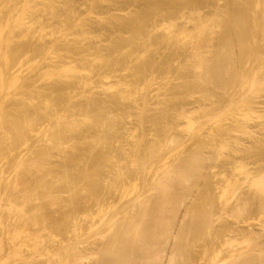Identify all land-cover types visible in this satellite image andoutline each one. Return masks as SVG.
<instances>
[{
    "label": "bare ground",
    "instance_id": "bare-ground-1",
    "mask_svg": "<svg viewBox=\"0 0 264 264\" xmlns=\"http://www.w3.org/2000/svg\"><path fill=\"white\" fill-rule=\"evenodd\" d=\"M9 1H10V0H0V14H1L0 16L4 15L3 18L0 17V18H2V20H1V19H0V20H1V21H3V20L7 21V20H9V17H10V19H14V16H15L16 14H17L16 16H17L18 18L15 16V17L17 18V19H16V18L14 19L15 22H14V20H12L13 22L11 21L10 23H9V22H5V21H3V22L1 23V21H0V24H1L0 27H1V26L3 27L2 30H0V54H1V56H3V60H4L5 58H7V61H6V59H5L4 61H5L6 63H8V66L10 67V68H9V67L7 66V64H6L4 61H3V62L0 61L1 63H3V65H6V66H7V67L3 66L4 68H6V69L8 68V71L5 70V69H2V70H3V71H2V70L0 69V92H1V95L3 94V92H4V94H5V92H9V93L12 94V96H10L9 94L6 93V97H9V96H10V98H11V100H10V98H9L7 102L5 101V100H6V99H5L6 97L4 98V94L2 95L3 97L0 96V102L2 101V102L0 103V104H1V106H0V157H4L5 154H6V155H7V154L10 155V156L7 155V156H5V157H8V156H9V158H6V159H9V160H11V161H9V160H5V157L3 158L5 162L7 161L6 164H7L8 169H9L10 166H11V168L13 169V170H11V168H10V169H9V171H10L9 173H8V171L6 170L7 173H8V176H9V174H11V172L14 171V170L17 171V172H19L20 174L17 173V172H14V174H16V177L18 176V178H20L21 182L24 183L25 185H24V184H23V186L20 185V184H21V183H20V180L17 179V178L15 179V176L12 177V180H9L7 174L4 172V174H6V177L8 178V181H9V182H10V181H13V182H14L13 185L11 184V185H12V186H11L12 188H13V187L16 188L15 185H16V184L18 185V184L20 183L19 185H20L21 187L19 186V187H17V188H18V190H19V189H20V190L23 189V190H22L23 193H22L20 190H19V193H18V192H15V191H14L15 188H13L14 190H12V188L10 187V190H9L10 194H9L8 192H6V191H8V189H9L10 183H13V182H10V183H9V182L7 181V179L5 178V176H4L3 173H2V169H3V168L1 167L2 165L0 166V168H2V169H0V173H1L0 175H1V176H4V178L2 177V179H3V181H5V186H6V187L4 186V182H3V186H1V184H2V181H1V180H2V179H0V183H1V184H0V189H3V188H1V187H4V189H5V191H4V190H3V191L1 190L2 193H0V194H1L0 197L3 196V195H2V194H4L3 192H6V193H5V194H6V197H5V194H4V196L2 197V198L5 197V198L3 199V202H4L5 200H7L8 202H9L10 200L12 201V200L15 199V197L18 199L17 202L14 200V202H16V203H14L13 201H12V202L10 201L11 204H12V203H14V204L10 205V202H9V205H10V206H9V205H7L8 202L5 203V202H6V201H5V202L3 203V202H2V198H0V199H1V200H0V204H1V202H2V205H3V207H4V210H5V208H6L5 206H7V207L9 206L6 210H9V208H11V211H8L9 214H8V213H5V214H4V212H3V213L1 212V211L3 210V208L1 207L2 210L0 209V215H1L0 217L2 218L3 215H4V217H3V219L0 218V223H1V221H2V223L6 222V221H7V223H8L9 220H7V219H8V216H7L6 214L10 215L9 217H11V215L13 214V215H12L13 218H14L15 214H17V215H24V216H26V217L28 218L27 215L29 214V216H30V220L32 219L31 217H33L32 220H36V221L38 222L39 219H40V220L43 219L42 217H44V216H42L41 218H39V217L37 218V215H38L39 213H41V212H42V213H46V212H47V211L44 212V211H43L44 209H48V211H49L51 208H53V206H55L57 209L60 208V205H61V204L58 205V203H60L62 199L60 200V202H59L58 199H60V196H61V194H62V192H61L62 190L64 191L65 194H66V191H67V194H68V193H70V194L75 193V194H77V195H81V196H79V197H81V202H82V200H87V199H88V195H89V198H90V197L92 198V199L90 198V199H91V202L96 203L94 206H96V205H98V204L100 205V204H101V203H99V201L101 200L100 197L103 195L102 193H103V191H104L102 188H104V189L106 190L107 187H108V188H110V186L112 187V184L109 183V184H110V185H109L108 182L110 181V179L113 180V178H111V177L113 176V174H114L116 171H118V170L120 169V166L123 165L122 167H124L125 165L127 166V165H129L130 163H131V165H130L131 167H130V166H127L128 168L126 169L127 171L130 170V171H128V173H127L128 175H129V173H130V175H129L128 177H127V174H126V177H127V178L124 177V176H125L124 173H126V172H124V171H126V170H125L124 168H122V167H121L122 170H121L120 172H119V171L116 172L115 175H114V178L117 176V173H118V176L120 175L119 177H121V175H123V178H120V180H119V179H118V180H119L120 182L126 183L127 186H128L127 182H128V180H129V178H130V176H131V178H130L131 181L129 180L128 183L131 182L132 185H129L128 187H126V188H128V189L130 188V189H129V190H128V189L126 190V188L122 187V188H124L123 193H122V194H123V197H127V196H125V195H127V194H126L127 192H128V194L130 195L131 193H129V192H130L131 190H132V191H131L132 193H133L134 190H136V193H137V191H139L138 188H137V187H139V184H137V183H140V182H141V180H140V182H138V179H140V176H141V175L143 176V178H144L145 176H148V175H149V174H148L149 171H151V173H150L151 175L154 174L155 177H156V178H155L154 175H152V176L154 177V179H155V183H154V184L160 182V181H158V180H157V182H156V179L159 178V177H162L163 182L166 183V185H167V182H173V181H172V180H173L172 177L174 176L173 173L177 172L176 170H174V171H175V172H174L173 169H176V168H177V166H178L177 162H178V161H179V162H183V163H181V166H182V167H183V166L187 167V168L184 167L186 172H183V171H184V168H182V167H181L182 169H181L180 167H178L179 169H181V171L177 168V170H179L178 174H179V175L184 174V176L186 177V179H187L188 177L191 178L192 175L195 177L196 174L199 175V173H201V172H202V173L205 172V174L207 173L206 175H208V172H210V171H206L207 169L203 166V165H204V162H203V165H202V160H200V159H201L200 157L203 156V154H204V156H205V155H206V152H205V150L201 152V150L206 149V147L208 146V145H206V144H210L211 142L213 143V141H212V139H210V138H209V139L211 140V142H210V140H209V141H208V140H204L205 138L202 139V138L200 137V135H201L202 137L204 136L203 134L206 133L205 130H206V129L208 128V126H209L208 123L210 124V126L213 124V127H214V126L217 127V126H216L217 123L220 122L221 126H220V124L218 125V126H220V127H219V130L221 131L220 128L222 127V131H224L226 128H227V129H226L227 131L225 130V132H223L222 135H221V133H220V135H219L218 132H220V131H218L215 127H214V128L216 129L215 131H217V133H218V135H219V136H218V135H217V136L220 137V138H222V139H220V140L223 141V140H224V139H223V136L225 137V136L227 135V133H229V132L232 131V130L230 131L231 128L228 130V126H227V125H229V127H231L230 125H232L233 120H232V121H229V120H231V119H229V118L232 117V116H230V115L235 114L236 111H238L236 114H238V115L243 114V116L241 115L242 118L239 119V118H236V117H240V116H238V115L236 116V114H235V115H234L235 117H232V118H233L234 120H235V118H236L237 120H239V122H237V121L235 120V121L233 122V124H234V123H235V124L232 125V127L235 126V125H236V122H237V123H239V125H238V124H237V125L240 126V129H243V130H245V131H240L239 128H237L238 126L236 125V128H237V129H235L236 131L233 130V131L236 132V134H237V135H236V134L234 133L236 137L234 138L233 134L230 133V135H229V134H228V135H229L230 137H232V139H229L230 137H228V135H227V137H225L226 142H225V141H224V142L221 141V143H224V144L226 145V148H228V149H229V147H230V149H231V146H230V145H232V144L235 143V145H232V146H235V147H233V148H235V150L237 149V151H241V152H242L243 149H245L246 151H247V150H251L252 147L254 148L255 145H256V146L258 145V150H257V149H254L253 151L251 150V151L253 152V153H252V152H251V153L254 155V154L257 153V152H258L257 154H259V152H260V156H261V158L263 159V155H264V153H261V152H263L262 150H264V149H262V148H264V145H263V144H260V145H261V148H259V147H260V146H259V143H261V142H259V141H260V138L258 137V139H259V140H257V141L259 142V143H258V142H256L255 139H253V138H257V137L250 138L249 136L252 135V134H255V135H256V134H258V132H261V131L263 132V130H264V127H263L264 125H263V126H259V125H257V126L254 127L253 129H251V128L254 126V125L252 126L251 123H254V124L257 123V122L255 123V122H252V121H255V120L257 121L259 118H260V120H261V119L264 117V114L261 113V112H264V111L261 110V109H259V110L257 109V108H258V107H257V104H259V103H257V101H256V100H259L260 98L264 97V70H263V69H264V42L262 43V42L260 41V40H262L261 38L264 37V14H262V15H261V14H260V15L257 14V16H255V14H256L258 11L260 12V10H263V9H264V7H263V6H264V3H263L264 0H261V1H260V0L258 1V0H257V3H256V4H254V3L256 2V0H255V2H254L253 0H227V1H224V0H223L224 3L226 2V4H227L226 7H224L225 4H224V5L222 4V6H223L224 8H227V10L225 9L226 12L224 11V14L221 15V13H218V11H216V9H218V8H214L216 12H215L214 10H213V11L211 10V9H213V8H210L211 11H210V10H209V11H210V12H214L215 16H213V13L211 14L210 12H209L208 14H209V15H212V16L209 17V18H208V14H207L206 18H205V16H199V17H201V18H199L198 20L196 19L197 21L194 20V21H195L194 24H196L197 26L194 27L195 25H194V24L192 25V27L194 28V30H193V28L190 27L192 23H190L189 18H187L188 21H189V22H188L189 24L186 22V26H184V25H185V24H184L185 21H184V23H181V24H180L181 28H182L183 30H187V32H186V31L184 32V33H186V35H183V33H182L183 30H182L177 24H175V25L178 26V27H177L178 29H177L176 27H175V28H176V29H175V28L173 27L174 25H170V24H171L170 22H171L174 18L171 20L170 18H172V17H170V15L168 16L167 13H166V14H165V13H163V14L160 13V14H162L163 16H165V18H168V17H169L168 19H169L170 22L168 23V21H166L165 23H167L168 25L166 24L165 26H166V27H169V26H170V27L173 29V31H172V29L169 27L171 30H170L169 28H165V29H166V30H165V29L163 28V27H164V26H163V27L161 28V29H162V30H161V34H164V33H167V32H168L167 34H165L166 36H165V35H162L163 39H164V38L167 39L168 37H170L169 39H172V35H173V33H175V34L177 33V36H178V33H179V39L182 38L181 36H183V37L186 36V37H190V38H191V39H190V38H189V39H188V38L186 39V37H185V38H182L184 42H180V40L177 39L178 37H177V38H173L174 40H175V39L177 40V42H176V40H175V42H176L177 44H179V42H180V45H182V46H179V45H177V44L174 43V42H171V43H174L173 45L176 44V45L178 46V48H180V50H181V48L183 47V48H182L183 52H182V51L180 52V50H179L177 47H176V48H177V49H176V48H175L176 45L170 47V48L174 47V49H171V50H173L172 52H173L174 54H176L178 57H180V54H181V53H182L181 55H183V56H185L186 54L189 53L188 56H190L189 58L192 59V61H191V59H190V61L192 62V64H195V65H193L195 68L192 66V64H191L190 62L188 63V62H186V61H185V64H186V63H188V64H186V66H185V64H184V60H186L185 58H188V56L185 57V58L181 56L180 58H182L183 61H180V59H179L178 57H176V58L179 59V61H180L179 63H181V64L183 63L182 66H183L184 69L189 65L187 68L190 67L191 70H189V69L186 68L187 71H188V70L190 71V72L188 71L187 74H186L187 71L183 70V68H182L181 65H179V64H178V65L180 66V68H182L183 71H185V73H184V72L182 73L181 71H180V72H181L182 74L179 73V72H177V71H176V72L174 71V73H173V71L171 70L172 68L170 69V67L168 68V66H167V68H165V69H167L168 71H166L165 69H164V70H165V71H164L163 68H160V65H159L160 62H159L158 60H160V58L162 59V58H163L162 55H164V53H165V50H164V51H163L164 53H163V54H160V50H161L163 47H165L164 45H162L163 42L161 43V40H163V39H161L162 37H160L161 40L157 38V40H159V41H158V42H159L158 45L161 43L160 45L163 46V47H161V49H160V46H156V45H155V47H159V48H158V49H160L159 51H158V49H155V50H157V51L153 50L155 47H154L153 49H151V48L153 47V44H151V46H149L148 49H147V45H145L144 42L147 44V43L149 42V41H148V40H149L148 37H150V36H147V39H148L147 41H148V42H146L145 35H147L148 32H147V34H146V32H145L144 30H146L145 28L148 27V28H147V31H148V29H152V28L155 27V26H153V27L151 26V28H150V27H149L150 25H149V26H146V27H145L144 25H146V23H147V22H145V21H148V24H150V23H149V20H150V19H148V17H149V14H150L151 12H153V13L155 12V13H154V16H155V15H156V16H155V20H153V16H152L151 19H152L153 21L150 20V22H155L156 19H158V18H159V20H162V18H163V20H165V18H164L162 15L157 16V15H159V14H158L159 12H163V11H161V9H162L163 7H164V9H165V7H166V10H167V11H168L169 9L171 10V8L174 9V10H175V9L178 10V9H179L178 7H180V8L183 7V8L186 10L185 6H183V5L181 4V2H183L184 4L186 3V6L189 7L190 5L188 6V4H189V3H188V2H189L188 0H187L188 2H186V0H144V1H143V0H140V1H142V2H140V4H141V3L143 4V5L140 6V7H141V11H140V8H139V10L136 11V13H135V17H133V19H131L132 16H128V17H131V18H129V19H130V20H129L128 18L126 19V17H125L126 22H127V20H128L127 23L124 22L125 20H122V21L120 20V21H118V22H121L122 25H123V22L125 23V25H123V28H122L123 30H122V31H128V30H127V29H128V25H129L130 28H131V27L133 28V27H134L133 25H135V24L137 23V21H138L139 23H142L143 21L145 22V24L142 23L143 26H141L140 29H139V26H137V27H138V30H137L138 33L142 32V31L144 32V33L142 32V33L144 34L143 36H141L142 33H141V34H138V33H137L138 35L141 36L140 38H139V36H138V40L141 39L142 37H144V40H145V41L142 39L144 42H142L141 40H139V42H136V41L134 42V40H137V39H136V38H137V34H136L137 31L135 32V30H134V33H133V35H132L134 39H133V41H132V40H131V41H132L133 44L136 43V44H135L136 46H137L138 44H140V45H141L140 48L143 47V46L145 45L144 48H141V51L138 50L140 53H142V51H146V50H147V51H150V53H149V52L145 53L146 55H147L148 53H149V54H152V53L156 54V53L158 52V54H159L160 56L157 54V55H156V59L153 58V57H155V56H153L154 54H153V55H149V54H148L149 57L153 56V57H151V58L154 59V60H156L157 63L153 62L154 60H151V61H152V62H151L149 58L147 59L146 57H148V56H146L145 59L143 58V59L139 60V56H140V55L143 56L144 53H142V54H140V55H137V57H138L137 59L139 60V62L137 61V63H135V65H137V66H133L134 64L132 63V61L130 62V61H128V59L125 60L126 58L129 57L130 54H134V53H135V52H134V51H135V49H134L135 47L133 46L132 43H131V45L134 47V48H133L134 51H133L132 49H131V51H130V52H132V53L128 52L127 49H129V47H128V48H126L127 46H126L125 48L123 47V49H125L128 53H130L127 57L124 56L125 53H122L123 49L121 48L123 45H125V42H123V43H124V44H123L122 41H121V42H120V43L122 44V46H121V44H119V42H116V41H115L116 39H114V41H115L114 43H115V44L118 43V47H117V45H115V47L112 48V47L114 46V44H113V45H111L112 47L107 48V49H110V50H111V48H112L111 51H112L113 57H114V53H115L113 50H114V49H115V50H116V49L118 50V49L121 48L122 51H121V50H119V51H121L122 55H121V53H120V56H121V57L124 56V57H123V59H122V58L119 56V57H120V61H118V62H120L121 65H120V64H117V66L119 65V66L124 67V68H123V70H124V69H126V67L128 68V66H130L128 63H132L133 65L131 64L132 66H130L129 70L133 67L132 69L134 70V74L136 75V77L139 75V74L137 75V73H136V71L139 70L137 67L140 68V70H139L138 72H139L140 74L142 73V75H144L143 73H145V71H146V72L148 71L147 68H149L150 66H152V68H154V65H155L156 67L159 65V66H158V69H159V68H160L159 70L162 69L160 72H162V76H163V77H161V81H160V79H159V80L156 79L155 81L163 82V81L167 80L165 77H168V76H169V77H168V79H169L170 76H171V78H170L171 80H170V81H173V82L175 83V84H172V85H173L172 90H171V88H167L168 91H169L171 94H174V93H173L174 90H175V91H174L175 94H176V92H180V91H181V82L187 77V76H184V77H185V78H184V77L182 76L183 74H184V75H189V74L191 75L189 78L187 77L188 80H189L192 76L194 77V78L192 77L193 81H192V79L189 80V82H192V84H191V83H186V84H190V87H189V85H187V86H186V85H183V86H182V89H183V90H182L181 92H182V93H183L184 91L187 92V89L190 88V90H191L190 93L192 92V94H190L191 96H192V95H197L196 93H198L199 95L197 96V99H199L198 97H200V99H202L203 97H201V95H205V94H206V95L204 96L205 99H204V98H203L204 100H203V99H202V100L199 99L201 102H203L202 104H200L199 101H198V102L196 101V103H198V104H197V105H198V109H196V108H197V105H195L196 103L193 101L195 104H191V103L188 101V100L191 98V96H189V94H188L189 92H188V93H185V92H184L185 95L187 94L186 97H188V98L190 97V98L187 100V101H188V102H187L188 104H187V103H186V104L181 103L182 106L180 105L181 107H184V106H186V105H187V107H189V106H190L189 103L191 104V106H192V105H195L196 108H195V106H194V108H193V106H192V107L190 106L192 109H194V110H193V112H194L193 114H192L191 110L188 109L190 112H187L188 110H187V111L185 110V109H187V107H186L185 109L183 108L184 111H186L187 113H186V112H183L182 114H180L179 111H180L181 109L179 108L180 110H178L177 108H178L179 106H178L177 108H175V106H176V103H177V102H179V104H180V102H183L182 99L184 98V96H182V95H184V94H182V93H181V95L179 94V97L182 96V97H181L182 99L179 98L178 100H176V98L174 99L173 96H170V97H173V98H170L169 96L166 97V96H164V95L167 94V89L165 88V86H163V87L165 88V89H164V88L162 87V85H160V84H162V83L158 84L157 87H158V89L160 90V86H161V89L164 90L165 92L162 91V90H161V91L157 90V91H159L160 93H161V92H164V93H162V94L159 93L161 96L164 94V95H163L164 97H163V96H162V98H161L160 96H159V98L157 97V98H158V100H157L158 102H157V101H156V102L154 101L155 103H157L156 105H155V103H153V102H152V103H153L155 106H157V107L159 106V107H160V109L156 107V108H157V109H156V112H159L161 115H162V114L164 115V113L166 114V112L168 111L167 108H166V112H163V111L160 112V110H164L165 106L171 105V106H169V107L174 108V109L170 108V110H172V112L169 110L170 113L167 112L168 114L164 115V117H163V115H162V120H163V121H158L159 124L165 123L164 120H166L169 116H170L169 121H168V119H167L168 122H167V121H166V122H167V123L171 122L172 119H173L172 117L175 118V117H176L175 115L177 114V113H175L174 116H172V115H173L172 113H174V111L178 112V114H179L178 116L181 115L180 118L182 117V115H183L184 113H185L186 115H187L188 113H190V116L187 115V117H186V115L184 114V117H186V118H187V121H189L192 125H190V123L187 122V121L185 120L186 118H182V119H184V121L187 122L186 124H189V125L186 126V124L184 125V123H183L184 121H183V122H182V125H184V126H183L184 128L181 126V124L179 125V123H181L180 121H181L182 119H180L179 122H176V121L178 120V118H179L178 116L175 118V119H177V120H174V119H173V123H172V124H174V122H176V125H177V126L174 124L175 126H173L174 128H173V127H172V128L175 129L176 127H178V130H177L178 133L175 132V133L178 134V137H179V135H180L179 133H181V132L184 131V134H185L186 131L188 132V130H189V132H188V136L190 137V136H192V134H193V136H194V138H193V136H192V138L190 137V138L192 139V140H190V141H194V140L197 139V138L195 139V135H196V137H197V134H196L197 132L194 131V133H195V134H194L193 131H191V129H193V127H194L197 131L199 130V128L202 130V127H203V125H204V127H203L204 132H202V134H200V132L198 131V132H199V135H198V136L201 138V140L198 139L197 142H196V141H195V143L192 142V143L195 145V147L197 148V150L199 149L198 152L195 150L193 153H195V154H197V153H198V154H199V153H202L201 155L199 154L200 157H199V155L197 154V155H198V156H197V160L200 158V159L198 160V161H199L198 163H201V165H200L199 168H198V166H197V165H198L197 160L195 161V159H196V155H194V154L192 153V151H191V153L193 154V156H192V154H190V153L188 154V151H187V152H186V153H187V157H186V155H185V157H184L183 154H186L185 151H184V153L180 155V156H181L180 159H179V156H177L178 153H177V154L175 153V155L177 156V158H175V156H174L173 154H171V155L174 156V159H177V160H175L176 162L174 161V162L177 164V165H174V166H176V167H174V166L172 167V166L170 165L171 161L168 163L169 165L166 164V163H167L166 161H164V164H165L166 166H168V167L163 166L162 164H160V163L163 162V158H161L162 161L160 162V160H159L160 158H159V157H162L161 154H160V153L158 154L159 151H158V150H155V149L152 148V147H156V148H157V147L159 146L158 149L162 150V152H165L164 150L168 151V149H169L168 147H169L170 145H169V143H168L167 141H169V139H170L171 137H172V139L170 140V144H171V142L176 144V143L179 141V138L184 136L183 133H182L183 136L180 135L179 138L177 137V135H175V139H176V137H177V140H174V141H173V138H174L173 136H171V137L168 136L169 139H168V140H164V141L166 142V144H167V145L165 146V145H164L165 143H163V142H164V141H163L164 138H163L162 136H160L161 133H159V131H161L160 128H163L162 125H164V124L160 125L159 128H158V126H157L156 124L154 125V123L151 122V125L153 124L154 127L157 126V131H158V132H156V133H158V135L160 136V138L162 137L163 139L160 140L159 136H157V137H158V138H157L158 140H156V139L152 140L153 138L151 137V138H152L151 140H152L153 144H152V145L150 144V145H151L152 147H151V146H148V149H149V150L146 151V148H147V147L145 146V148H144L145 150H142V151L140 152L141 155H144V154H145L144 152L147 153V152H149L151 149H154V153H155V151L157 152V159L159 158L158 160L154 161V160H155L154 157H156V153L154 154L153 151L150 152V155H149V154H146L145 156L148 155V157H150V160H149V158H148L147 160H148L151 164H152V162H153V164H154V162L159 163V164H156L157 166L155 165V167H154V165H151L149 162H147V160H144V162L142 163L143 159H146L147 157H146V158H142V157H144V156H142V157L140 158V154L137 153V152H136V153L134 152V153L137 154V155H135L134 153H133L134 155H132V150H130V149L133 147L132 149L135 150L134 147H135V146L137 145V143L139 142V141H138V142L135 141V142H136V143H135V142L133 141V139H134V138H137V137H134V136H133V134L136 132V130H134V129H136V126L133 127L134 125L132 126V124H131V126H132V128H134V129H131V131L133 130V131H135V132L133 133V131H132L133 134L131 133V135L129 136V138H130V137H131V138L134 137V138L131 139V140H132V143L134 142L135 145L132 144L133 146H132V145L128 146V148L131 147V146H132V147L129 149V151L127 150V151H128L129 153H131V154H128V157H126V156H125V153H126L125 151H126V149H125V148H123V149L121 148V147H127V145H129L131 142H130L129 144H127L126 146H121V147L119 146V148L122 149V151L125 150V151H124L125 153L122 152L123 155H124V156L122 155V157L120 156V155L122 154L121 151H118V150H120L119 148H117V149H118L117 151H116V150H113L114 148H112V147L114 146L115 149H116V146H115V143H114V142H110V141L113 139V137L116 138V136L119 135L118 133H120V132H117V131H119V130H117V127H118V128L120 127L121 129H124V128L121 127L120 123L123 122V120L127 122V119L124 118V117H126L125 114L127 113V111L129 112V108L126 109V107L123 106L122 108H124L125 110H123V109H122V110H123L124 112L126 111L125 114H124L123 111H122V112L119 113V114H121L120 116H118V114H115V116H113L114 113H115V112L117 113V111L119 112V110L115 111V108H113V107H111V106L114 105V107H116V106H115V105H117V102H116V101H117L118 99H119V100H122V99H123V100H125V101H123V102H125L124 104H127V106H130V104L132 103V105H131V106H132L131 110L133 109L132 111H135L136 109L134 110V108H137V107H138V106H137L138 103H139V104H142V103H143V104H142V105H144V106L142 107L143 110H142L141 107H140L141 105L139 106L140 108L138 107V110L141 109L140 111H142V113L139 112L138 110H137L138 112L136 113V115L134 114V112H131V113H133V114H131V113H130V114L127 113V116H128L127 118L131 117V118L135 121V119H136L137 116H138L137 114H139V115H140V117L138 116L139 119H140V118H141V120L146 119V117H145L146 113H145L144 109H146L147 107H145V106H148V108H147V109H148V110H147V113H148V112L150 111V109H151V108L149 109V106L151 107V104H152V103L150 104L149 101H148L149 104L147 105V100H146V98H145L146 94L141 95V92H142L141 90H143V89H144L143 87H145V85H146V84H143V83H146L145 81L150 80V79H151V76H149L150 78L148 77V78H149V79H148L147 76H146V73H145V75H144V79H142L141 77H143V76H142V75H139V77H137V78H139V81H138V83H137V79H136V78H135L136 80H135L134 78H133V80L130 78V76L132 77V74H131V75L129 76V79L132 81L131 84H130V81H128V80L126 81V79H125L126 77L124 78L125 80H123V81H122L123 78H122V79H119V77L121 78V75L123 76L124 73L121 74L120 76H118V75L116 76L117 73L115 74L116 71L114 72L115 69H113V67L116 68L117 66H115L114 64H113L114 66L111 65L112 61H114V60H116V59L113 60L112 55H111L112 60H111L110 62H109V61L107 62V63L110 64V65H108V64L105 63V62L107 61V58H108V57H107L108 54H106V53H108L110 50H107V49L105 48V50H107V52L105 53L107 56H105V54L103 53L104 48H103L102 46H99V47H102V48H103L102 50H100V52L102 51L101 53H103V54H98L99 52H97V54H98L99 56L96 57L97 54H96L95 51L98 49V45H96V46H97V49H96V48H95V43H96V42L93 44L94 41H93V42L91 41V40H93L94 38L91 39V38H92V36L90 35L91 32L89 33L90 30L88 29V28H90V27H89V23L91 22V20H94V19H91V20H90V18H93V17H94V16L92 17V14H93V13L91 14L90 18L88 19V20H90V22H89L88 20H84L83 18L81 19V23H82V25H83V22H85V21H86V23H88V24H87L88 27H87L86 24L84 23V26H86V27L83 28L85 31H86V28H87V32H88V34H89V36H87V35H88L87 32H86V34H84L85 32H84L81 28H80V30H79V31L82 30L81 33H79V31L76 30V29H73V30H72V26H71V25H72L73 23H74L75 26H79V25L81 24V23H79V25H77V23L79 22L78 20H80V19L77 18V19H78V20H77V19L74 17L75 13L77 12V11H76V12L74 13V15L72 16V18H75V20L73 19L74 22H71V23H72V24H71V23L69 22V20H72V18H71V16H70L71 13L69 12L70 9H69V8H66V9H69V10H68V12H69L68 15H69L70 17H68V15H67V13H66L67 17L69 18V19H68V18L66 17V19H68V20H67V23H69V24H67L66 21H65L66 19H63L61 16H60V17H61L62 19H58V21H60V20L63 21V20H64L65 22H63V25H64V23H65V25L67 24V25H66L67 27H68V25L71 24V25H70V26H71V27H70L71 29L69 28L70 31H68L67 34H65L66 31L64 30V28L66 29V26H65V25L63 26V25H62V27H64L63 30L65 31V33L62 34V27H60V29H61V30H59L60 33H61V34H60L59 31L57 32V30L59 29L58 26H57V28H52V27H56V26H54V25H57V24H55V23L52 22L53 26L51 27V26H49V25H52L51 22L49 21V22H50V23H49L48 21H46V22L49 23V25H48L49 27H48L47 25H46V26L43 25L44 28L46 27L47 30H48V31H45L46 28H45V30H43V28H42V27H43V26H42V24H43L42 22H44V21H42V20L40 19L39 16H38V17H39V19H40L42 22H41V21H40V22H39V21H36L35 19L38 20L37 16H36V17L32 16V13L34 12V10L37 9L36 7L38 6V8H39V7H40V6H39L40 3L44 5L43 2H45V0H41L40 3H38L40 0H39V1L37 0V1H38L37 4L35 3L36 0H31V1H35V2H34L35 6L33 5V2H31L30 4L28 3L27 6H26V2H25V1L30 2V0H29V1H28V0H24V3H25V4H24L23 2H21V0H19V1L16 0L18 3L20 2V3L24 4L23 6H26L25 9H22L23 6H22V4H20V5H21V9L24 10L23 12L21 11L20 8H19V9L17 8V7H20V5H17V6L14 5V4H17V2H16L15 0H14V2H16V3H14V4H12V3H13V2H12L13 0H11L10 2H9ZM22 1H23V0H22ZM46 1H47V0H46ZM56 1H57V0H55V2H56ZM62 1H63V0H62ZM62 1H59V0H58L57 3L60 2V4H62V3H61ZM65 1H67V0H65ZM65 1H64V2H65ZM69 1L72 2V0H69ZM100 1H103V0H100ZM115 1H116V0H115ZM115 1H114V2H115ZM121 1H122V0H121ZM136 1H137V0H136ZM190 1H191V0H190ZM192 1H193V0H192ZM192 1H191V2H192ZM203 1H206V0H203ZM203 1H202V2H203ZM210 1H212V2H211V3H207V4H209V5L211 4L210 6H212L213 4H214V6H215V4H217V3L215 2V1H217V0H215V1L210 0ZM210 1H209V2H210ZM48 2H49V3H48ZM48 2H45L46 4H47V3L49 4V5L47 4V6H54L55 4H56V6L58 5V4L55 3L54 1H53L54 3H52L51 0H50V1L48 0ZM50 2H51L53 5H51ZM64 2H63V5H64V7H65ZM71 2H69V3H71ZM84 2H85V0H84ZM88 2H89V1H88ZM92 2H94V1H92ZM96 2H97V1H96ZM98 2H99V1H98ZM103 2H104V1H103ZM106 2H107V1H106ZM112 2H113V0H112ZM116 2H117V1H116ZM130 2H131V1H130ZM200 2H201V1H200ZM206 2H208V0H207ZM206 2H204V3H206ZM253 2H254V3H253ZM8 3H11V8H14V7H12L13 5L15 6L16 9L14 8V9H12V10H13V11L15 10L16 13H14L12 10H10V6H9L10 4L7 5ZM65 3H66V2H65ZM69 3H66L67 7H68V4H69ZM110 3H111V0H110ZM110 3H109V4H110ZM118 3H119V1H118ZM126 3H127V2H126ZM187 3H188V4H187ZM260 3H261V4L263 3V4L261 5L262 7H258V6H260V5H258V4H260ZM31 4H32L33 6H32ZM41 4H40V5H41ZM46 4H45V5H46ZM87 4H88V3H87ZM91 4H92V3H91ZM94 4H95V3H94ZM137 4H138V3H137ZM180 4H181L182 6H181ZM194 4H195V3H194ZM207 4H206V5H207ZM30 5H31L32 7H34V8H36V9L33 10V12H32L31 10H29L30 8H32ZM43 5H42V6H43ZM95 5H96V4H95ZM100 5H101V4H100ZM116 5H117V4H116ZM119 5H120V4H119ZM127 5H129V4H127ZM165 5H167V6H165ZM195 5H196V4H195ZM198 5H199V4H198ZM217 5H218V4H217ZM5 6H6V7H5ZM56 6H55V7H56ZM83 6H84V4H83ZM89 6H90V5H89ZM89 6H88V8H89ZM96 6H97V5H96ZM168 6H169V8H168ZM200 6H201V5H200ZM214 6H212V7H214ZM28 7H29V8H28ZM55 7H54V8L51 7L52 9H51V8L48 9L47 7H46V8L44 7L45 9H48V10L51 9V11H52V14H50L51 11H47L49 14L46 12V13L49 15V18H50V16H53V13H54V12H55V13H58L59 10L61 9L60 7H63V6H62V5L57 6L56 8L59 9L58 11H57V10L54 11V9H56ZM58 7H59V8H58ZM64 7H63L62 9H64ZM90 7H91V6H90ZM192 7H193V6H192ZM194 7H195V6H194ZM215 7H216V6H215ZM218 7H220V5H219ZM26 8H27L28 11H26ZM88 8H87V10H88ZM101 8H102V7H101ZM104 8H106V7H104ZM115 8H116V7H115ZM119 8H121V7L119 6ZM167 8H168V9H167ZM32 9H33V8H32ZM90 9H91V8H90ZM90 9H89V10H90ZM94 9H95V8H94ZM94 9H93V10L91 9L92 12H96V11H97L96 9H95L96 11H95ZM99 9H100V8H99ZM106 9H107V8H106ZM113 9H114V8H113ZM187 9H188V8H187ZM189 9H191V8L189 7ZM192 9H193V8H192ZM220 9H222V7H221ZM220 9H218V10H220ZM259 9H260V10H259ZM8 10L11 11L10 14L14 13L13 18H11V16H12L13 14L10 15ZM17 10H19V11H17ZM41 10H42V9H41ZM72 10H73V9H72ZM91 10L88 11V12L91 13ZM104 10H105V9H104ZM109 10H110V8H109ZM162 10H163V9H162ZM174 10H171V11H174ZM177 10L174 11V12H172V13L168 11V14L171 13L172 16H173V15L176 16L175 19H176L177 21L174 19L175 22H178L177 15H179V14H178V11H177ZM194 10H195V9H194ZM20 11H21V12H20ZM25 11H26V13L30 11V15H29V17L27 16L28 14L25 13ZM37 11H38V9L36 10L35 15H37ZM56 11H57V12H56ZM63 11H64V10H63ZM63 11H60V12H63ZM70 11H71V10H70ZM100 11H101V10H100ZM102 11H103V10H102ZM106 11H107V10H106ZM139 11H140L141 13H140ZM167 11L164 10V12H167ZM186 11H187V10H186ZM31 12H32V13H31ZM44 12H45V11H44ZM60 12H59V13H60ZM65 12H67V11H64V13H65ZM71 12H74V11H71ZM98 12H99V11H98ZM175 12L177 13V15H176ZM182 12H183V9H182V11H181V15H182ZM188 12H189V11H188ZM188 12H187V13H188ZM193 12H194V11H193ZM263 12H264V10H263ZM263 12H261V13H263ZM21 13H23V15H22ZM24 13H25V14H24ZM64 13H63V15H64ZM85 13H86V12H85ZM89 13H88V14L86 13V15H90ZM131 13H132V12H131ZM133 13H134V12H133ZM133 13H132V14H133ZM156 13H157V14H156ZM173 13H174V14H173ZM183 13H185V15L182 16V19L184 18V16L187 17L186 12H183ZM222 13H223V11H222ZM39 14H41V13H39ZM42 14H43V12H42ZM47 14H46V15H47ZM136 14H137V15H136ZM138 14H139V15H138ZM190 14H191V13H189L188 16H189ZM194 14H195V13H194ZM218 14H220L219 17H216V16H218ZM33 15H34V14H33ZM54 15H56V14H54ZM61 15H62V13H61ZM66 15H64L63 17H65ZM81 15H82V13H81ZM83 15H85V14L83 13ZM95 15H96V13H95ZM108 15H109V14H108ZM130 15H131V14H130ZM133 15H134V14H133ZM146 15H148V16H146ZM150 15H153V14L151 13ZM22 16H23L24 19L22 18ZM30 16L34 17V19H31ZM42 16H43V15H42ZM44 16H45V14H44ZM57 16H58V15H57ZM57 16H54V17L57 18ZM76 16H77V15H76ZM78 16H79V15H78ZM96 16H97V15H96ZM98 16H100V15H98ZM161 16H162V17H161ZM167 16H168V17H167ZM175 16H174V17H175ZM193 16H195V15H193ZM193 16H191V18H192ZM196 16H197V14H196ZM220 16H222V17L220 18ZM258 16H259V17H258ZM26 17H28V19H31L33 23H32L30 20H26V19H27ZM46 17H47V16H46ZM46 17H45V18H46ZM54 17H53V18H54ZM83 17H84V16H83ZM101 17H102V16H101ZM104 17H105V16H104ZM108 17H109V16H108ZM111 17H112V16H111ZM115 17H116V16H115ZM117 17H118V16H117ZM146 17H147V18H146ZM150 17H151V16H150ZM150 17H149V18H150ZM156 17H157V18H156ZM202 17H203L204 19H203ZM4 18H5V19H4ZM25 18H26V19H25ZM42 18H44V17H42ZM47 18H48V17H47ZM47 18H46V19H47ZM53 18H52V19H53ZM79 18H80V16H79ZM85 18H87V17L85 16ZM97 18H99V17H97ZM102 18H103V17H102ZM109 18H110V17H109ZM109 18H108V19H109ZM123 18H124V17H123ZM142 18L145 19V20H143ZM180 18H181V17H180ZM197 18H198V17H197ZM95 19H96V18H95ZM146 19H148V20H146ZM168 19H167V20H168ZM200 19H201L202 22L200 21ZM202 19H203V20H202ZM205 19H206V20H205ZM207 19H208V20H207ZM16 20H17V21H16ZM73 20H72V21H73ZM82 20H84V21H82ZM117 20H119V19H117ZM140 20H141V22H140ZM142 20H143V21H142ZM159 20L156 21L157 24L159 23ZM191 20H192V19H191ZM26 21H27V22L30 21V23H29V25H28V29H30L29 31H30V34H31V35H32V34H35V33L38 35L39 33H42V32L45 31L44 33L41 34V36L43 35L42 38H46V39H49V38H50L49 35L51 34V37H53V38H50V39L54 40V36H55L54 33L57 32V33H59V34H58L59 38H58V36H56V37H57V41H59L58 39H60V38H62V37H64V36L66 35L67 38H69V39H66V36H65L64 39H66V41H65L63 38H62V41L67 42V40H69V42H70V38H71V37H68V36H69L68 34H70L71 32H72L71 34H73V31H74V30H75L76 32L78 31V32H77V35H79V34L85 35L84 37H86V39H84V40L89 41V42H92V43H91V44H93L92 47H94L96 50H94V48L92 49V47H90L91 45H88V44H89L88 42H87L86 46L88 45L90 50H91V49H92V51L94 50L93 52H95L96 55H93V58H94V56H95V58L98 60V62H97V60H92V58H90V56H92V55H89V54H91L90 51H86V50H87L86 48H88V47H86L85 44H84V43H86V41L83 42L84 45L82 44V45L85 46L86 48L83 47V46H81V42H82V41H81L80 39H83V36H82V35H81L82 38L80 37V35H79V36H76V34H75V38L73 37L74 34H73V35H70V36H72V38H74V39H72V38H71V39H72L73 41L75 40V42L71 41L72 44L70 43V44H71V48H70V46H69V49H73V50H74V49H78L77 46H80L81 48L83 47V48H84L83 50H80V51H78V50H74V51L82 52V53H81L82 56H83L84 53H87V54H84V56L87 57V60H86V61L83 59V58H86V57L83 56V58H80V56H81V55H79L80 53L75 52V53H77L76 55H79V56L77 57V56H73V54H74L73 52H74V51L72 52V50H71L72 53H70V52H69L70 50H69V51H68V50H65V49H66V47H65V43H63V45L60 44V42L62 43L61 40L59 41L58 44H57V43H56V44L53 43L54 45H52V43H51V44L48 43V44H49V45H48V44H47V41H48V40H47V41H46V40H43V39L41 38L40 34H39L38 36L40 37V39L43 40V42H46V45H47V46L44 44V46H42V47L45 48V46H46V47L49 46V47H48L49 49H48V48H45V49H47V50H45L46 52H49L50 50H52V47H53V46L56 47V46H59V44H60V46H62V47L64 46V48H65L64 51H63V48L59 46L60 48H62L61 50H62L63 53L66 51V52L63 54V56H62V54H61L62 52L60 51V48L57 47V49H56V50H59L58 53L61 54L60 57H63V58H64V57L67 55L66 53H70V55L73 56V57L69 56L70 59H73V60H74V63H76L77 65H78V63H80V64H79V67H80V68H85V66H86V68L84 69V71L81 69V72H82V71L85 72V70H86V72H87V67H88L89 70H88L87 73H89V71L93 70L92 68H94L93 71H94V73H95L96 70H97V68H99V69H98L99 71L96 72V73H97V74H96L97 77H96V75H95L94 73H92L93 71H91L90 74H94L95 76L92 75V77L94 76L95 78H92V79H91V76H89V74L87 75V80L90 78V79H89L90 81H95V82H93V83H94V84L97 83V84H96L97 87H98V84H99V88L102 86V85L100 86V84L103 83L102 81H106V82H107V81L109 80L108 82H111L112 79L115 80L116 82L121 81V82H120L121 84L116 83V82H115V83H116V84H115V83L112 81L113 83H112V84L107 83L108 85H107V84L105 85V82H104V89H105V91H106V89L108 88V90L106 91L107 93L109 92V93L111 94V92L113 91V89L111 90V88L108 87V86H110V85H111V87H113V88L115 89V88L117 87L116 85H118V87H119L120 85H121V86H125L126 84H130V86H131V85L134 84L135 81H136L137 84H134L135 87H136V86H141L142 84H143L144 86H141V90L139 89L140 87L135 88V89L138 90L139 92H136L135 94H133V93H132V92H134V90H133V89H134V85H133L132 87H130V88H133V89H131L132 92L129 90V92H128L127 94H125V95H124V94H121V90L124 91V90L126 89V87L122 89L121 86H120V87H119V90H118V87H117V90H118V91H117L116 89H115L114 91L118 92L119 95L117 94V96H116V95L113 96V94H111V95L108 94L109 96H113V97H111V98H112V102H110L109 105H108V108L111 107V108H109V109H111V110L107 109V106H106V107L104 106V107L109 111V112H108L106 109H103L104 107H103V105H101V103H102V104H106V102L111 101V98H109V96H108L107 94H104L103 96L107 95L108 98H106V102H103V101H105V99H104V97H101V96H102V94H103L105 91H104V89H103L102 87H101V88L103 89V90H102L103 92L101 93V92H100L101 89H98V88H97L98 91H99V90H100V91L97 92V90H94V89H95V86H94V88H93L92 86H90V85L88 84L90 81H89V82L86 81V79H85V78H86V77H85L86 75H83V74L81 73V74H82V76H81V75L79 74V75H80L79 77H83V76H84L83 79H81V80L78 78V76H74L73 73L76 74V71L79 72L80 68H79L77 65H74V64L72 65L73 61H72V60L69 61V59H68V58H69V57H68L69 54L66 56V57H67L66 59H68V61H66V63H67V62H68V63H69V62H70V63L72 62L71 64H68V65H67V64H65V61H64V62H63V61H62V62L60 61L59 63H58V62H57V63L55 62V63H56L55 66H56V65L58 66V64H59V66H60V63H61L62 66H65V65L69 66V68H68L67 66H65V67H64V70H62L63 67L60 66V67H62V69H61V70H62L61 75H62V74L65 75V73H63V71L65 72V70H67V68H68V70L66 71V73H68V71H70V69H71L70 67L73 68V67L76 66L75 68L71 69L70 72H72V73H68V74H66V75H68V76H64V75H63V77H62L61 75H59L60 72H61L60 69H59V66H58V68L56 67V68L54 69V66H52V64H50V61H51L52 59L56 58V56H55V57L53 56V55H56L55 53H57V52H55V51H56L55 49H53L52 51H50V52H53L54 54H53V53H46L45 51H43L44 48H42V49L39 50L40 47H39L38 45L41 44V42H42L41 40H40V41H39V40H36L37 44L40 42V44H38V45L36 44L37 47H39L38 49H37L36 45L34 46V48L32 47V48L34 49V54L37 56V55H39L40 53H43V54L46 53L45 55H47L48 57H47V56H46V57H45V56L43 57V56H42L43 54H40V55L42 56V59H41V58L39 57L40 55L37 56V58L39 57L41 60L38 58V59H37L38 62L35 61V63L37 64V66H36V64H35L34 61H33V60H35L36 56L34 57V55H33L32 62H31V60H30L31 58H30V57H31V55L33 54V52H32L33 50H31V47H29V46H33L32 44H34V43H36V42H35L34 40H32L33 38L31 37L30 34H28L29 31H28L27 28L25 29L26 31H28L27 33H25L26 31L23 30V29L27 26V24H28ZM34 21H35V22H34ZM51 21H52V20H51ZM55 21H56V20H55ZM58 21H56V23H58ZM62 21L59 22V24H58L59 26L62 24V23H61ZM87 21H88V22H87ZM99 21H100V20H99ZM109 21H110V20H109ZM179 21L181 22V20H179ZM182 21H183V20H182ZM198 21H199L200 23H199ZM36 22H37V23H36ZM46 22H45V23H46ZM93 22H94V21H93ZM100 22H101V21H100ZM104 22H105V21H104ZM115 22H116V21H115ZM115 22L112 21V25H113V27L115 28L116 26H118V28H121V26L119 27L120 24H119L118 22H116V23H117V25H116ZM133 22H134V24H133ZM160 22H163V21H160ZM175 22L172 21V24H174ZM191 22H192V21H191ZM3 23H4V24H3ZM5 23H6V24H5ZM35 23H36L37 25H36ZM40 23H41V25H38V24H40ZM60 23H61V24H60ZM91 23H92V22H91ZM91 23H90V24H91ZM97 23H98V22H97ZM108 23H110V22H108ZM108 23H106V24H108ZM113 23H114V24H113ZM139 23H137V25H140ZM197 23H198V24H197ZM2 24L5 25V26H3ZM32 24H33V25H32ZM101 24H103V23H101ZM110 24H111V23H110ZM131 24H133V25H131ZM152 24H155V23H151V25H152ZM157 24H156V25H157ZM162 24H164V23H162ZM178 24H179V23H178ZM182 24H183V25H182ZM187 24H188V25H187ZM31 25H32V26H35V25L38 26V29H41L42 32H40V30L37 31L36 27H35L36 30H35V29L32 30L34 27H32V29H31V28H30ZM74 25H73V26H74ZM93 25H94V24H93ZM95 25H96V24H95ZM98 25H99V24H98ZM98 25H97V26H98ZM114 25H116V26H114ZM130 25H131V26H130ZM159 25H160V24H159ZM189 25H190V26H189ZM29 26H30V27H29ZM108 26H109V25H108ZM124 26H127V29H126ZM135 26H136V25H135ZM187 26H188L189 29L191 28L193 31H190L191 29H190V30L187 29ZM4 27H5V28H4ZM39 27H40V28H39ZM50 27H51V28H50ZM79 27H83V26L80 25ZM104 27H105V26H103V28H104ZM109 27H110V28H109L110 31H108V28H107L106 31L109 32L110 34H112V33H111V30H112V32H113L115 29L113 30V29H111V28H112L111 26H109ZM157 27H158V26H157ZM184 27H185L186 29H184ZM48 28L50 29V31H49ZM75 28H76V27H75ZM93 28H94V26H93ZM103 28H102V29H103ZM124 28H125L126 30H124ZM141 28H142V30H141ZM211 28H212V29H213V28H214V29H217V32H219V30H220L219 35H218V33L216 34V30H212ZM0 29H1V28H0ZM52 29H53V30H52ZM54 29H55L56 32H54V33H50L51 30L54 31ZM56 29H57V30H56ZM77 29H79V28H77ZM96 29H97V28H96ZM102 29H101V31L104 32V29H105V28H104L103 30H102ZM116 29H117V27H116ZM135 29H136V28H135ZM159 29H160V26H159ZM179 29H181L182 32H180ZM3 30H4V33H3ZM67 30H68V28H67ZM71 30H72V31H71ZM91 30H92V29H91ZM94 30H95V29H94ZM119 30H120V29H119ZM132 30H133V29H132ZM132 30H130V31H132ZM139 30H140V31H139ZM156 30H158V29H156ZM163 30H164L165 32H164ZM168 30H170V32H169ZM175 30L178 31V32H174ZM210 30H211V31H215L213 35H211L212 33H211ZM16 31H18V32L15 34ZM23 31H24V32H23ZM32 31L35 32V33H31ZM36 31H37L38 33H37ZM92 31H93V30H92ZM106 31H105V33H107ZM153 31H154V30H153ZM153 31H152V33H153ZM166 31H167V32H166ZM171 31H172V33H171ZM189 31H190V32H189ZM209 31H210V32H209ZM48 32H49L50 34H49ZM69 32H70V33H69ZM76 32H74V33H76ZM82 32H83V33H82ZM94 32H95V31H94ZM120 32H121V31H120ZM150 32H151V31H150ZM150 32H149V35H150ZM154 32H155V31H154ZM156 32H157V31H156ZM156 32H155V33H156ZM163 32H164V33H163ZM2 33H3V34H2ZM19 33H20V34H19ZM45 33H46V35L49 34V35H47V37L49 36V38H47V37L44 36ZM57 33H56V34H57ZM96 33H97V32H96ZM109 33L107 34V36L109 35ZM122 33H123V32H122ZM126 33H129V31L126 32ZM155 33H154V34H155ZM157 33H158V32H157ZM157 33H156V34H157ZM170 33H171V34H170ZM180 33L182 34L181 36H180ZM14 34H15V35H14ZM17 34H18V36H20L19 38H18V36H17L18 41H19L20 38H23L24 43H25V41H28V39H29V42H28L27 45H28L30 51L28 50V48H27L28 51H24V49H22L23 47L26 48V46H27L26 43L22 45V44H20V42L23 43V41H19V46L21 45V46L19 47V46H18V43H17V40H15V39H17V38L14 37V38L12 39V37H13V36H16ZM24 34H26V35L28 34L29 36H28V35L25 36ZM52 34H53V36H52ZM64 34H65V35H64ZM114 34H116V33L113 32L112 35L114 36ZM117 34H119V33L117 32ZM129 34H130V33H129ZM129 34H128V35H129ZM134 34H135V35H134ZM156 34H155V35H156ZM168 34H169V35H168ZM92 35H93V34H92ZM100 35H101V34H100ZM103 35H104V34H103ZM130 35H131V34H130ZM155 35H153V36H155ZM158 35H159V34H158ZM210 35H211V36H210ZM214 35H215V36L218 35V36H217L218 38H216ZM32 36H33V35H32ZM110 36H111V35H110ZM113 36H111V37L113 38ZM132 36H131V37H132ZM134 36H136V38H135ZM151 36H152V35H151ZM174 36L176 37V35H174ZM201 36H204L205 39L202 38ZM208 36H210V37H212V38H208ZM213 36H214V37H213ZM26 37H27V40H25ZM28 37H31V39L28 38ZM33 37H35L36 39H39V37H37L36 35H34ZM56 37H55V38H56ZM76 37H77V38H76ZM119 37H120V36H119ZM124 37H125V36H124ZM126 37H127V35H126ZM199 37H200V38H199ZM79 38H80V39H79ZM87 38H88L89 40H87ZM95 38H96V37H95ZM97 38H98V37H97ZM99 38H100V37H99ZM99 38H98V39H99ZM107 38H109V37H107ZM107 38H106V39H107ZM151 38H152V37H151ZM151 38H150V39H151ZM193 38H194V39H193ZM195 38H197V39H195ZM207 38H208V39H207ZM214 38H215V40H213ZM11 39L14 40V41L17 43V45H13ZM90 39H91V40H90ZM103 39H104V38H103ZM117 39H118V38H117ZM124 39H125V38H124ZM152 39H153V38H152ZM165 39H164V40H165ZM169 39L165 40V43H163V44L166 45V48H165V49H167V47H168V45H169V44L166 43V41L168 42ZM182 39H181V40H182ZM192 39L194 40V43L192 42ZM201 39H203L205 45L203 44V41H202ZM210 39H211V41H213L214 43H215L216 40H217V41H216V43L214 44L213 42L210 41ZM263 39H264V38H263ZM30 40H31V41H30ZM55 40H56V39H55ZM78 40L81 41V42H80V45H78V44H79V42H77ZM84 40H83V41H84ZM96 40H97V39H96ZM101 40H102V38H101ZM108 40L110 41V39H108ZM108 40H107L106 42H108ZM112 40H113V39H112ZM138 40H137V41H138ZM155 40H156V39H155ZM164 40H163V41H164ZM185 40H186V41L191 40L190 42L194 44V46L192 47V49H191V46H192V45L189 47V49H191V50L188 49L189 44L186 46V41H185ZM196 40H197V41H200V43H199V42H198V43H199V44H203V46H205V47L208 48V49H206L205 47H201V49H199V47H200L201 45H199L198 43H196V45H195V41H196ZM206 40H207V41H206ZM14 41H13V42H14ZM32 41H34V42L32 43ZM50 41H51V40H50ZM50 41H49V42H50ZM98 41H99V40H98ZM117 41H119V39H118ZM123 41H124V40H123ZM131 41H130V42H131ZM140 41H141L142 43H141ZM151 41H152V40H151ZM172 41H173V40H172ZM209 41H210V43H212V44L209 43L211 46L208 44L209 47H211V48H209V47L207 46V43H208ZM262 41H264V40H262ZM10 42L12 43V45H13L14 47H11L12 45H10V44H11ZM15 42H14V43H15ZM30 42L32 43L31 45H30ZM55 42H56V41H55ZM99 42H101V41H99ZM112 42H113V41H112ZM112 42H110V43H112ZM154 42H155V41H154ZM156 42H157V41H156ZM156 42H155V43H156ZM190 42H189V43H190ZM206 42H207V43H206ZM16 43H15V44H16ZM103 43H104V42H103ZM127 43H128V42H127ZM149 43H150V42H149ZM149 43H148V44H149ZM152 43H153V42H152ZM155 43H154V44H155ZM168 43H169V42H168ZM171 43H170V44H171ZM182 43H184V44H182ZM99 44H101V43H99ZM129 44H130V43H129ZM129 44H128V46H129ZM143 44H144V45H143ZM41 45H43V44H41ZM50 45L52 46L51 49H50ZM68 45H69V44L67 43V44H66L67 49H68ZM106 45H107V44H106ZM108 45L110 46V44H108ZM119 45H120V46H119ZM126 45H127V44H126ZM142 45H143V46H142ZM183 45H184V46H183ZM9 46H10V47H9ZM17 46H18V51H20L19 54H20V53H23V52H21V51H24L25 54L27 53V54H26V57L29 56V54H30V57H29L30 59H29V58H26V57L24 58V56H20L21 54H20V55L18 54V55H19V58L21 57L20 59H22V57L24 58V59H22V60H25V59L27 60V59H28L27 62H26V61H22L24 64L21 65V64H20L21 60L18 58V55L16 54L17 57H15V60H16L17 63L19 62L17 65L22 66V67L18 68V71H19V72L17 73V67H18V66L16 65L15 60L12 61V62L15 63V64L13 63V64L15 65L14 67H16V70H15L16 73H15L14 70H13L14 68L12 69L11 66H10V65H12V64H10V63H11V62H10L11 60H10V58L8 59V57H9L8 55L11 54L10 56H12V54L14 53L13 56H16V55H15V51L17 50V48H16ZM132 46H131V47H132ZM169 46H170V45H169ZM185 46H186L187 49L185 48ZM212 46H213V47H212ZM21 47H22V48H21ZM35 47H36V51H35ZM54 47H53V48H54ZM107 47H108V46H107ZM116 47H117V48H116ZM119 47H120V48H119ZM137 47H139V45H138ZM150 47H151V48H150ZM236 47H237V48H236ZM11 48H12V49H15V48H16V49H15V51H13ZM58 48H59V49H58ZM140 48H139V49H140ZM170 48L168 47V49H170ZM203 48L206 49L207 51L205 52ZM20 49H22V50H20ZM85 49H86V50H85ZM89 49H88V50H89ZM168 49H167L166 51H169ZM184 49H185V52H186V50H187V52H188V51H189V52H188V53L186 52V54H185ZM198 49H199V50H198ZM209 49H211L213 52H212V51L210 52ZM235 49H237L238 52H233V51H237V50H235ZM7 50H8L9 52H10V50H12V53H11V52H10V53L8 52V53H9V54L7 53V54H8V55H7L8 57H4V56H5L4 54L7 52ZM25 50H26V49H25ZM37 50H38V51H37ZM41 50H42L43 52H40ZM48 50H49V51H48ZM54 50H55V51H54ZM84 50H85V51H84ZM117 50H116V52H117ZM152 50H153V52H152ZM162 50H163V49H162ZM174 50H177V51L179 50L180 53L177 52V51H176V52H177V53H176ZM200 50H201L202 53H204V52H205V53L210 52V54L207 53V55L209 54L208 57H207V55H206L205 53H204V54L200 53ZM18 51H17V53H18ZM67 51H68V52H67ZM83 51H84V52H83ZM98 51H99V49H98ZM111 51L109 52V54L111 53ZM136 51H137V50H136ZM29 52H32V53H29ZM44 52H45V53H44ZM88 52H89V54H88ZM104 52H105V51H104ZM123 52H124V51H123ZM133 52H134V53H133ZM151 52H152V53H151ZM172 52H170V54H169V56H170L171 58H173V57L171 56ZM239 52H240V53H239ZM2 53H3V54H2ZM28 53H29V54H28ZM37 53H38V54H37ZM58 53H57V55H58ZM118 53H119V52H118ZM136 53H137V52H136ZM161 53H162V52H161ZM178 53H179V55H178ZM183 53H184L185 55H184ZM199 53H200V55H202V56H203V55H204V56L206 55L205 57H204V56H203V57H204V58L207 57L208 59H204L203 57H202L203 59H200V60H199V58H198V60L195 59V58L198 57ZM235 53H236V54H235ZM237 53H239V54H238L239 56H236V57H237V60H236L234 56L237 55ZM65 54H66V55H65ZM22 55H24V54H22ZM49 55L52 56V57H54V58L51 59V57H50ZM74 55H75V54H74ZM87 55L89 56V59H88V56H87ZM100 55H103V56H100ZM115 55H116V54H115ZM200 55H199V57H200ZM13 56H12V57H13ZM82 56H81V57H82ZM104 56H105V57H104ZM116 56H117V55H116ZM134 56H135V55H134ZM158 56H159L160 58H158V60H157V57H158ZM161 56H162V57H161ZM165 56H166V55H165ZM167 56H168V55H167ZM173 56H174V55H173ZM196 56H197V57H196ZM260 56H261V58H260ZM12 57H11V59H12ZM60 57H59V58H60ZM74 57H75L76 59H74ZM106 57H107V58H106ZM109 57H110V55H109ZM131 57H133V56L131 55ZM140 57H141V56H140ZM174 57H175V56H174ZM262 57H263V58H262ZM1 58H2V57H0V60H1ZM13 58H14V57H13ZM16 58H17V59H16ZM45 58H47V62H46V63L50 64V65H51V66H50L51 68H50L48 65H47V68H46V63H43V62H45V60H46ZM49 58H50L51 60H50ZM57 58H58V57H57ZM63 58H61L60 60H64V59H65V58H64V59H63ZM95 58H94V59H95ZM98 58H102V60H100V59H98ZM103 58H106V60H105V59L103 60ZM124 58H125V59H124ZM135 58H136V57H135ZM141 58H142V57H141ZM166 58H167V57H164L165 61L168 59V58H167V59H166ZM176 58L174 59L175 61L178 60V59L176 60ZM189 58L187 59L188 61H189ZM200 58H201V57H200ZM44 59H45V60H44ZM48 59H49L50 61H49ZM77 59L79 60V62H77V61H78ZM82 59H83V60H82ZM90 59H91V60H90ZM129 59H130V57H129ZM146 59H147V60H146ZM238 59H239V60H238ZM8 60H10V61H8ZM12 60H13V59H12ZM19 60H20V61H19ZM29 60H30V61H29ZM39 60H40V61H39ZM43 60H44V61H43ZM57 60H58V59H57ZM57 60L54 59V61H57ZM80 60H81V61H80ZM88 60H89V62H88ZM109 60H110V58H109ZM117 60H118V59H117ZM143 60H145L144 63H143ZM245 60L247 61V63H248L249 61H250V63L252 62L253 65H254V66H257V67L255 68V67H253V65L251 64L252 67H253L252 69H251V68L249 69V67H251V66H249L248 68H246V67L248 66V64L250 65V63L246 64ZM41 61H42V63H40ZM48 61H49V62H48ZM54 61H51V63H53ZM82 61H84L85 64H86L87 62L90 64V63H92L93 61H95L96 63L100 64V66L102 65V61H103V62L105 61V62H104V63H105L104 65H106V66L103 67V65H102V67L105 69V70H103V71H105V72H104V75H105L106 73L108 74V72H109V71H106L107 68H108V69L110 68V69H113V70H110V69H109V70H110V73H109L110 75H107V74H106L107 76L105 75L104 78L107 77V79H108L109 76H112V78H109L108 80L105 78L106 80H105V79L103 80V77H102L103 75H101V76H100V78H101V80H102V81H100L101 83L96 82V81L100 80V79H98V80H96V79L98 78V75H100V72L103 74V71H100V70H102L103 68H100V66H98V67L95 68L94 66H97L98 64L95 65L94 62H93L94 65H93V63H92L91 66L87 63V64L90 66V68H91V70H90L89 66L85 65L84 62H82ZM99 61H101V63H100ZM122 61L127 62V65H126V63L124 62V63H125V66H123L124 63H123ZM133 61H136V59L133 60ZM146 61H147V62H148V61L151 62V65H150V63L148 62V63H149L148 65H150L149 67L147 66V64L145 65ZM169 61H170V60H169ZM175 61H174V62H175ZM194 61H195V63H193ZM235 61H236V62H239V64H237V63L235 64ZM243 61H244V62H243ZM28 62H30V63H28ZM114 62H115V61H114ZM118 62H115V63H118ZM121 62L123 63V65H122ZM141 62H142V63H141ZM158 62H159V63H158ZM171 62H172V61H171ZM240 62H241V63H244V64H246V65H243V64H242V66H241V65H240L241 63H240ZM4 63H5V64H4ZM26 63L30 64V65L32 66V69H33V70L30 69V68H29L30 65H28V64H26ZM32 63L35 64L36 67H33ZM62 63H64L65 65L62 64ZM138 63H139V65L142 66V68H141L140 66H138ZM140 63H141V64H140ZM153 63H154V64H153ZM163 63H164V62H163ZM167 63H169L168 60H167ZM167 63L165 62L166 65H168ZM175 63H176V62H175ZM25 64H26L27 66H26ZM43 64H44V65H43ZM83 64H84L85 66H83ZM157 64H158V65H157ZM160 64H161V63H160ZM165 64H162V65L164 66ZM172 64H173V63H172ZM262 64H263V65H262ZM1 65H2V64H1ZM24 65H25V66H24ZM39 65H40V66H39ZM53 65H54V64H53ZM70 65H71V66H70ZM143 65H145V67L147 66V67L145 68L146 70L143 68V67H144ZM162 65H161V66H162ZM166 65H165V66H166ZM190 65L193 67V69H192V67H191ZM221 65H222V66H221ZM237 65H238V66H237ZM261 65H262V67H261ZM23 66H24V67H27V69H26L25 71H27V73H28V72H31L32 75L36 74V73H33V72H35V70L38 69V66L41 67V68H39L37 71L40 70L38 73H41V74L44 73V74H42V77H41V74H39L38 76H40V78H39L37 75H36L37 77H36L35 75H34V76L31 75V77H32L31 79H33V81L31 80L29 85H31L32 82L35 83V82H34L35 80H37V81H36V82H37L36 85L38 84V82H40V81H42V80H43L42 82H44V81L46 80L44 83H46L48 80H49L48 82L52 81V82H50V86H51V88H50V86H49V88H50V89H53V92H54L55 95H54L53 93H50L48 87H47L46 89H48V91H49L50 94H47L48 92H47L46 90H44L45 87H46V84H47V83H46V84H44V83L42 84L43 87H44V88H43L42 85H40L42 82H40L39 86H41L43 89H42V88H39V86L37 85V89L39 88L40 90H43V91H44L42 94H41V91H40V90H38L40 93L37 91L36 87H35L34 89H32L31 86L28 85V86L31 88V89L29 90V89H28L29 87L26 86V84L29 83V79H30V77H28V76H29L28 74H27L28 76L25 75V77H28V80H27V78H26L25 81H24L23 78H22L23 80L21 79V80L23 81V83H20L19 86L22 87L21 84H23V87H22L21 89H19L18 86H17V84H19V82H21V80L19 79V80H20V81H19V80H17V79H18V77H19V74L21 73L20 71H22L23 73L25 72V71H23V70L25 69ZM31 66H30V67H31ZM42 66H45V69H44V67H42ZM81 66H82V67H81ZM92 66H93V67H92ZM107 66H108V67H107ZM110 66H111V67H110ZM119 66H118V67H119ZM169 66H170V65H169ZM173 66H174V65H173ZM215 66H218V67L220 66L221 68L224 67V69L227 70V71H229V73H230V71H232V70L234 69V72L232 71V73H230V75L227 74V75H228V76H227V75H226V71H225L224 69L222 70V69L220 68V69L222 70V75H221V73H220L221 70L218 69V68L215 67ZM234 66H235V68H236V66H237V68H239V69H240L239 66H241L242 68H244L243 66H246L244 69H246L247 71H248V69H249L251 72H249V71H248L249 73H248V72H242L244 69H243L242 71H241V70H235ZM1 67H2V66H0V68H1ZM3 67H2V68H3ZM12 67H13V66H12ZM48 67H49V68H48ZM106 67H107V68H106ZM135 67H136V68H135ZM174 67H175V66H174ZM231 67H232L233 69H231ZM260 67H261V68H260ZM21 68H24V69H21ZM28 68H29L30 70H32V71H28ZM65 68H66V69H65ZM77 68H79V70H75V69H77ZM152 68H151V70H150V69H149V70L152 71ZM180 68H176V69H180ZM216 68H217L218 70H217ZM242 68H241V69H242ZM9 69H10V72L12 71V72H11L12 74H10V75L13 76L14 74H17V75H15V76H17V79H16L15 76H14L15 78L12 77V76H9V77L7 76V73L9 72ZM11 69H12V70H11ZM19 69H20V70H19ZM43 69H44V70H43ZM46 69H48V70H47V73H45V72H46V71H45ZM51 69H53V70L58 69V70L55 72V71H53V70H51ZM108 69H107V70H108ZM118 69H119V68H118ZM137 69H138V70H137ZM143 69H144V70H143ZM174 69H175V68H174ZM213 69H215L214 72H213ZM254 69H255V70H254ZM4 70L7 71V72H5L6 74H4ZM42 70H43V72H41ZM74 70H75V71H74ZM116 70H117V68H116ZM123 70H122V71H123ZM129 70H127V71H129ZM133 70H132V72H133ZM135 70H136V71H135ZM141 70L144 71V72H142ZM155 70H156V69H155ZM159 70H158V71H159ZM169 70H171V72H170L171 74H170V75H168ZM180 70H181V69H180ZM216 70H217V71H216ZM246 70H245V71H246ZM37 71H36V72H37ZM44 71H45V72H44ZM50 71H51V72H50ZM118 71H119V70H117V72H118ZM163 71H164V72H168V73H165V74H164ZM178 71H179V70H178ZM223 71H225V72L223 73ZM236 71H237V72H236ZM238 71H239V73H238ZM240 71H241V73H240ZM10 72H9V73H10ZM52 72H53V73L55 72V74H53ZM57 72H58L59 74H58ZM78 72H77V73H78ZM86 72H85L84 74H87ZM111 72H112V73L114 72L113 75L111 74ZM123 72H126V71H123ZM132 72H130V73H132ZM153 72H154V70H153ZM215 72H216V73H215ZM218 72L220 73L219 76L221 75L220 78L222 77L221 80H220V79H219V80H215L216 78H218V76H217V75H218V74H217ZM13 73H14V74H13ZM31 73H30V74H31ZM38 73H37V74H38ZM79 73H80V72H79ZM98 73H99V74H98ZM120 73H122V72H120ZM148 73H149V71L147 72V74H148ZM150 73H151V72H150ZM155 73L157 74V72H155ZM172 73H173V76H174V77H172ZM175 73H177V75L180 74V75L182 76V79H181L182 81L179 79V77L181 78L180 75H179L178 78H177V76L175 77V75H176ZM178 73H179V74H178ZM233 73H234V74H233ZM245 73H246V74H245ZM25 74H26V72H25ZM56 74H58V75H56ZM69 74H70L72 77H71ZM72 74H73V75H72ZM134 74H133V76L135 77ZM160 74H161V73H160ZM200 74H201V76L204 75V76L206 77V78H203L204 76H202V78H203L205 81H204L202 78H200ZM216 74H217V75H216ZM223 74H224V75H223ZM237 74H238V75H237ZM20 75H21V74H20ZM43 75H44V76H43ZM55 75H56V76H55ZM76 75H77V74H76ZM114 75H115L116 77H118L119 81H117L118 79L115 78ZM124 75H126V73H125ZM128 75H129V73H128ZM128 75H127V76H128ZM151 75H152V74H151ZM153 75H155V74H153ZM164 75H165V76H164ZM167 75H168V76H167ZM5 76H6L7 78H5ZM23 76H24V75H23ZM73 76H74V78H76V79H74ZM113 76H114V77H113ZM145 76H146L147 79L145 78ZM159 76H160V75H159ZM159 76H158V77H159ZM197 76H199V77H197ZM208 76H209V77H208ZM216 76H217V77H216ZM11 77H12V78H11ZM21 77H22V76H20L19 78H21ZM33 77H34V78H33ZM35 77H36L37 79H35ZM55 77H56V80H55ZM57 77H58V78H57ZM59 77H60V78H59ZM64 77L66 78L65 81H66V80L68 81V78H67V77H69V78L71 77L69 80H71V81L73 80V82H74V80H75V82H76V80H78V82H76V83H78V85L75 84V82H74V83H73V82L71 83V81H69L70 84H75V85H77V86L80 85V83H81L82 80H85L86 83H84V81H82V82H83V84L85 85V87L89 89V90H88V91H90L89 94H91L92 91H93V93L91 94L92 97H93L94 95H95V97H96V95H98V94L100 93V94H99L100 96H99V95H98L99 97L97 96L98 98H100V99H99V102H98V100H97V99H98L97 97L95 98L96 100L93 99V100H94V101H93V100H92V97H90V98H91V99H90V98H88V97H89V96H88L86 100H88V101L92 100L93 103H92V102H89L90 105H89V104L87 105V102H88V101H87V102L84 101L83 96H82V98H83V100H82L81 95H80V94H82V95L84 94V96H85V94L88 93V91L86 90V88H84V85L81 83V86H80V87H82V89L80 90V91H81V92H80V91L78 90L80 87H76L75 85H70V84L67 83V82H63V84H60V83H61L60 80L63 81V80H64V79H63ZM152 77H153V76H152ZM155 77H156V75H155ZM155 77H154L153 79H155ZM158 77H157V78H158ZM195 77H197L198 79H196ZM8 78H9V79H8ZM38 78H39L40 81L38 80ZM41 78H42V79H41ZM72 78H73V79H72ZM140 78H141L143 81H144V80H145V81L142 82V83H140V80H141ZM174 78H177V79H174ZM187 78H186L185 80L188 82ZM58 79H59V81L57 82ZM62 79H63V80H62ZM93 79H95V80H93ZM110 79H111V80H110ZM116 79H117V80H116ZM163 79H165V80H163ZM178 79L180 80V82H179ZM194 79H195V82H194ZM223 79H224V80H223ZM134 80H135V81H134ZM142 80H141V81H142ZM151 80H152V79H151ZM174 80H175V81H174ZM177 80H178V81H177ZM185 80L183 81V83L185 82ZM222 80H223V81H222ZM79 81H80V82H79ZM124 81H126L127 83L124 82ZM133 81H134V82H133ZM155 81H154V82H155ZM176 81H177L178 84L180 83V88H179L180 90L178 89V86H177L178 84H176ZM17 82H18V83H17ZM25 82H27V83H25ZM122 82H123V84H124V83H126V84H125V85H122ZM149 82L152 84L153 81H149ZM166 82H167V85H168L169 82H168V81H166ZM173 82H171V83H173ZM24 83H25V87H24ZM51 83H53V84H51ZM139 83H140L141 85H140ZM147 83H148V81H147ZM163 83H164V82H163ZM193 83H195V84L197 83L195 87H196L198 90H199V89H203L205 92L202 91V90H201V91H198L194 86H191V85H194ZM208 83L211 85V87H210V85H209ZM48 84H49V83H48ZM59 84H60V85H59ZM66 84H67V85H66ZM68 84H69L70 86H69ZM113 84H115V86H114ZM148 84H149V83H148ZM148 84H147V85H148ZM164 84H165V83H164ZM164 84H163V85H164ZM207 84H208L209 86H208ZM34 85H35V84H34ZM34 85H32V87H34ZM82 85H83V86H82ZM87 85H89L91 88L88 87ZM149 85H150V84H149ZM149 85L145 88L146 91H144L145 89L143 90L144 92H147V89H148ZM156 85H157V84H156ZM169 85H170V84H169ZM175 85L177 86V88L175 87V89H174V86H175ZM63 86H66V87L68 86V87H67L68 89H66V90H67V92L70 91L69 94H70V93H73V92H71L72 89H74V91H77V90H78V92H79V93L77 92L78 95H77L76 92H75V93H76V95L79 96V97L75 96V94L73 93V94H72V95L74 96V99H73V98H71V95H68V94L65 93L66 90H65V92H63V90H62V91H59V88H60V89H61V88H66V87H63ZM74 86H75L76 88H73ZM106 86H107V87H106ZM126 86H127V85H126ZM152 86H153V84H152ZM205 86H206V87H205ZM207 86H208L209 88H207ZM212 86H213V87H212ZM70 87H71V88H70ZM105 87H106V88H105ZM128 87H129V86H128ZM128 87H127V88H128ZM166 87H167V86H166ZM168 87H171V86H168ZM192 87H193V88H192ZM203 87H204V88H203ZM214 87H215L216 89H215ZM17 88H18L20 91H19ZM69 88H70L71 90H69ZM92 88H93V89H92ZM130 88H128V89H130ZM142 88H143V89H142ZM151 88H152V87H151ZM186 88H187V89H186ZM194 88H195L196 91H197L195 94H193V93L195 92V89H194ZM205 88H206L207 90H205ZM210 88H213L212 91L214 90L213 93H212L213 96H214V93L216 92V93H215V96H216V97H218L219 95L222 94L221 91L223 92V94H224V92L228 91L227 94L225 93V96H224V95L221 96L222 99H221L220 97H218V98H220V99H219L220 102H221V100H223V97H224V98L226 97L227 99H229V100L231 101V102L228 103L229 105L226 106V103L228 102V101L226 100V98H225L226 101L224 100L225 103H224V102H223V103H220V102L217 100L218 98L216 99V97H214L215 99H212L213 97L211 96V100H212V101H211V105H212V103L214 104V103L216 102V100H217V101L219 102V104H217V107H218L220 104H222V105H221V106L223 107L222 109H223V111H225V110H226V109H225V106H226V108L232 106V107H231V110H232V109H234V110L236 109V110H235V113L233 112L234 110L231 111V112H232V113H231V112H230V108H229V110H228V108H227V110H228L230 113L226 110V111H225V114H226V115H225L224 112L222 111V109H220L221 107H218V109L221 110V111L219 110V112L222 113L221 116H218L217 113H218L219 115H220V113L217 111L218 109H217V107H216L215 105H213V106H209L208 108H207V106L203 105V104H205V103L208 101L206 98L209 99L208 102H209V104H210V98H209L210 96H209V95H211V92H212ZM6 89H7V90H6ZM75 89H76V90H75ZM83 89H84V91L86 90L84 93H83ZM90 89H92V90H90ZM109 89H110L111 92L109 91ZM169 89H170L172 92H171ZM176 89H178L179 91H176ZM184 89H186V90H184ZM193 89H194V91H193ZM218 89H219V90H218ZM231 89H234V90L231 91ZM237 89H238V92H236ZM246 89H249V90H248L249 92L246 91ZM4 90H6V91H4ZM31 90H32V91H31ZM33 90H34V91H33ZM68 90H69V91H68ZM136 90H135V91H136ZM148 90H150V89H148ZM188 90H189V89H188ZM209 90H210L211 92H210ZM215 90H216V91H215ZM229 90H230V92L233 93V94H234V91H235L236 95H237V93H238V94L241 93V95H240V94H239L240 96L237 95V96H236V97L238 98V99H237V98L234 96L235 94L233 95V94L229 93ZM45 91L47 92V93L45 94V96H46V97L48 96V97L50 98V96L52 95V97H55V98H54V99H55V102H54V99H53V98H52V99L50 98L51 100H48V99H47V100L49 101V102H48L47 100H45L46 97L43 96L44 99L42 98V100H43L42 103H44V104L46 103V105L43 104V106H47V107H48V105L50 104V102H51L52 104H53V102H54V104H53L54 109H55L56 107L58 108V107H59L58 105H61L62 103H61L60 101L58 102V100H56V98L59 99V100H61V101H63V100H66V99L68 100V96H69V100H70V101H71L72 99H73V101H75V100L78 98V99H77L78 101H75V102H77V103L74 102L76 106L79 104V100H82V101L85 102V103H83V102L81 101L80 105H78V106H81V105L84 104V106H85L86 108H88V107L90 106V107H89V108H90V111L92 110V108H93V111H94V109H95V112H93V111L90 112V111H89L88 114H87V112H88L89 108H88V109H86V108H85V109H82L83 106H82V108L80 107V108H81L80 110L82 111V112L80 111L81 113L78 112V110H79L78 106H77L78 110H77L76 107H75L76 110H69V111H74L73 114H78V115H79V114L83 115V113H85V110H87V112H86V116H85V114H84L85 117H84V116H83V117L86 118V117L89 116V118H88V122H86L87 120L82 119V118H83L82 116H81L82 118H80V120H81V121L84 120V124H85V122H86V123H89L90 125H89V124H85V126H84V125L82 124L83 122H81L80 120H77V118H79L80 116H77V117L75 118V116H73V115H72V116H71V115H68L69 113H67L68 116H67V115H66V116H67V117L71 116V117H70V120H69L68 118L65 119V117H66L65 114H66V113H65L64 111H66V108H67L66 106H68L69 103H71V104L73 103V102H70V101H67V104H68V105L65 106V107H66V108H64L65 110H63L62 107H64L66 101H65V103H63L64 105L62 104L63 106H60V107H59V108H61V110L58 108L59 111H62V113L59 112V111H56V112L53 111L54 109H53V107H52V104H50V106H49L48 108H46V107L43 108V106H41V107L45 110V111H42L43 109H41V107L39 108V104L42 105V104H41V98H40V97L45 93ZM72 91H73V90H72ZM95 91H96V94H94ZM114 91H113L112 93H114ZM125 91L127 92V89H126ZM140 91H141V92H140ZM218 91H219V93H221V94L218 93L219 95L217 96V92H218ZM14 92H15V93H14ZM32 92H35V93H32ZM60 92H61V93H60ZM62 92H63V94H62ZM106 92H105V93H106ZM116 92H115V93H116ZM119 92H120V93H119ZM130 92H131L132 94H131ZM199 92L201 93V95H200ZM243 92H244V93H243ZM246 92H248V93H246ZM64 93H65L66 95H64ZM129 93L132 95V97H131V95H130ZM137 93H139V95H137ZM202 93H203V94H202ZM204 93H205V94H204ZM249 93H250V95H248ZM61 94H62V95H61ZM89 94H87V95H89ZM168 94H169V93H168ZM168 94H167V95H168ZM242 94H245V95H242ZM8 95H9V96H8ZM49 95H50V96H49ZM87 95H86V96H87ZM127 95H128V96H127ZM133 95H134V96H133ZM135 95H137V97H139V96H141V97L144 96V98H145L146 101H143V102H142L140 99L143 100V98H140V97H139L140 99H138V98H136ZM149 95H151V91H150V94H149ZM149 95H148V96H149ZM156 95H157V94H156ZM177 95H178V93H177ZM227 95H228V96H227ZM230 95H231V97H234V98H236L237 100H235L234 98H229ZM246 95H247L248 97H247ZM64 96H66V97H65L66 99H64ZM86 96H85V97H86ZM107 96H106V97H107ZM124 96H125V97H124ZM148 96H146V97H148ZM238 96H239V97H238ZM251 96H252V98H250ZM58 97H60V98H58ZM114 97H117V99H115ZM123 97H124V98H123ZM126 97H128V98H129V97H131V98L135 97V98H134L135 100L129 98V99H131V100H130L131 103H130V102H129V99H128V98L126 99ZM175 97L178 98V96H175ZM186 97H185V98H186ZM195 97H196V96H195ZM3 98H4L5 100H4ZM26 98H27V99H26ZM39 98H40V99H39ZM70 98H71V99H70ZM79 98H80V99H79ZM93 98H94V97H93ZM102 98H103L104 100H103ZM113 98L115 99V102L113 101ZM120 98H121V99H120ZM148 98H149V97H148ZM148 98H147V99H148ZM151 98H152V97H151ZM154 98H155V97H154ZM164 98H166V99L170 98V99H168V100H171V101L174 103V105H172L173 103H172L171 101H170L171 104L168 103V102H169V101H168V102H167L168 104L166 103L167 105H165L164 103L166 102V101H165L166 99L163 100ZM253 98H254V100H255V103H257V104L253 103V105H251L252 102H254V101H252ZM256 98H257V99H256ZM24 99H26L28 102H25L26 100L24 101ZM89 99H90V100H89ZM107 99H108V101H107ZM136 99H138V100L141 101L142 103H141V102H137ZM149 99H150V98H149ZM173 99L176 100L177 102L175 101V102H176V103H175ZM180 99H181V101H179ZM186 99H187V98H186ZM194 99H195V98H194ZM233 99H234V100H233ZM250 99H251V101L249 102ZM263 99H264V98H263ZM263 99H262V100H263ZM9 100H10V103H9ZM34 100H37V103H39V102H40V103H39V104H36L38 110H37L35 107H33V110H36L37 113H36V111H35V113L32 112V113L34 114V115H33V114H32V115L35 116V117H37L38 113H40L39 111H40V110L42 111L41 114H44L45 117H44L43 115L41 116V114H39L38 116L41 118V120H42V118H43V121H44V118H45V121H46L45 124L48 122V124H46V125H47V126L50 125L49 127H51V128H49V131L46 129V128H47L46 125H45L46 127L43 126L44 129L47 130V131L45 130V134H46V132H47L46 135H48V136H46L44 133H41V136H42V134H43V136H42V137H39L40 135H39L38 132H39L41 129H38V127L36 128L35 126H39V124H40V126H41V124H43V123H42L43 121H41L39 117H37L36 119H35V117H34V119L36 120V122H38V121L41 122V123H39V124H38V123L36 124L35 120H33V118H31V117H33V116L30 115V113H29V112H30V111H29V110H30L29 108H31V107H29V106H30V105L33 106V105L36 103ZM39 100H40V101H39ZM52 100H53V101H52ZM127 100H128V101H127ZM133 100H134L135 104H136V102H137V105L134 104ZM159 100H160V101H159ZM183 100H184V99H183ZM190 100H192V98H191ZM213 100H215V102H214ZM232 100H233V102H232ZM262 100H261V101H262ZM4 101H5L6 103H8V104L4 103ZM44 101H45V102H44ZM56 101H57V102H56ZM100 101H102V102H100ZM161 101H165V102H161ZM185 101H186V100H184V102H185ZM205 101H206V102H205ZM30 102H31L32 104H31ZM47 102H48V103H47ZM113 102L116 103V104H113ZM119 102H121V101H119ZM126 102H127V103H126ZM128 102H129V104H128ZM144 102H145V103H144ZM159 102H161V103L163 104V106L165 105L164 108H163V106H162L161 103L158 104ZM193 102H192V103H193ZM208 102H207V103H208ZM259 102H260V101H259ZM2 103H3L4 105H2ZM27 103H28V104H27ZM33 103H34V104H33ZM55 103H56V104H55ZM57 103H58V104H57ZM111 103H112V104H111ZM207 103H206V104H207ZM250 103H251V104H250ZM262 103L264 104L263 101L260 102L261 105H262ZM5 104H6V106H5ZM85 104H86L88 107H87ZM145 104H146V105H145ZM183 104H184V105H183ZM254 104H255V106H256L257 108H254V107H255ZM260 104L258 105L259 108H260V106H261ZM28 105H29V106H28ZM54 105H55V106L57 105V106L55 107ZM72 105H74V104H72ZM72 105H69V108H70V109L73 108V107L71 108ZM110 105H111V106H110ZM118 105H119V103H118ZM118 105H117V106H118ZM122 105H123V104H120V105L118 106V108H119L120 106H122ZM200 105L205 106V107H206V108H205L206 110H207V109H210V108H211V110H213L212 107L214 108V106H215V108H214L215 111H211V112H216V113H214V114H213V113H210V112H209L210 110H209L208 112H207V111H204L203 108H202V110H201L200 107H199ZM223 105H225V106H223ZM240 105H241L242 108H243V107L246 108V105H247V107H248V105H251L252 108H253V110H252L251 106H249L247 109L251 108L252 112L254 111V112H253L254 114H256V113L259 112V113H261L262 115L258 113V114L255 115L256 117H254V115L252 114V112L250 111V109H249V110H246V109L243 108L244 110H246V111L244 112V110L241 109ZM242 105H243V106H242ZM244 105H245V106H244ZM2 106H4V107H2ZM27 106H28V107H27ZM101 106H102V107H101ZM131 106H130V107H131ZM134 106H137V107H134ZM155 106H154V107H155ZM161 106H162V107H161ZM253 106H254V107H253ZM262 106H264V105H262ZM24 107H25L26 109H27V108L29 109V110L27 109L28 111L25 109V110L27 111V114H25L26 111L24 110ZM50 107H52V111H53L52 113L55 112V115H57L56 117H55L53 114H51V113H50L51 115L48 114V113H49L48 110H51ZM169 107H168V108H169ZM201 107H202V106H201ZM69 108H68V109H69ZM112 108L114 109L113 115H112ZM161 108H162V109H161ZM237 108H238V110H237ZM239 108H240L241 110H243V111L239 110ZM31 109H32V108H31ZM47 109H48V110H47ZM68 109H67V111H68ZM73 109H74V108H73ZM120 109H121V107H120ZM176 109H177V110H176ZM216 109H217V110H216ZM255 109H256L258 112H256ZM263 109H264V107H263ZM33 110H31V111H33ZM55 110H57V109H55ZM105 110H106V111H105ZM131 110H130V111H131ZM157 110H158V111H157ZM173 110H174V111H173ZM195 110H198V111L201 110V111H199V112H201L202 114H204L203 112H207V113H209V114H212V116L209 115V116H211V118H210V117H208V114L205 113V114L207 115V117L209 118V120L212 119V120H210L211 122L208 120V118H207L206 115L204 114V118H205V120H206V118H207L208 123H207V121L205 122V120L202 118L203 115H201V113H197L198 115H201V117H200V116H197L195 112H198V111H195ZM260 110H261V111H260ZM76 111H77V112H76ZM103 111H104V112H103ZM110 111H111V112H110ZM120 111H121V110H120ZM143 111H144L145 115H144ZM151 111L154 112L155 110H154V111L151 110ZM151 111L148 113V114H150V116H151V114H152ZM164 111H165V110H164ZM181 111H182V110H181ZM247 111H249V112L251 113L250 115L252 116V118L254 117V118H257V119H254V120H253V119H251L250 116L247 117L248 114H249ZM23 112H24V114H25L26 116L29 115V116H28V117H29L28 119L31 118L32 120H28V119H27L28 122L24 121L25 118H24V119L22 118V117H23ZM47 112H48V113H47ZM50 112H51V111H50ZM57 112L59 113V116H58V113H57ZM105 112H108V114L105 113ZM240 112H241V113H240ZM242 112H243V113H242ZM28 113H29V114H28ZM45 113H47V114H45ZM63 113H65V114H63ZM70 113H71V112H70ZM91 113H92V114H91ZM102 113H104L105 115H107V117H109V115L111 114V117L113 116V117L116 118V115H117V120H122V119H123V120L120 121V123H119V121H117V120L115 121L113 117H112V119L109 117V120H107L108 118L105 116V118H107V119H106V123H103L102 120L105 121V118H104V115L102 116ZM140 113H141L142 115H144V116H141ZM228 113H229V114H228ZM245 113H246V114L248 113V114L245 115ZM35 114H37V115H35ZM61 114H62V115H61ZM122 114L124 115V117L122 116ZM128 114H129L130 116H129ZM154 114H156V113H154ZM154 114H153V115H154ZM160 114H157L158 117H160V119H159L157 116L155 117V115L152 116V117L156 118V121H155L156 123H157V118H158V120H161V115H160ZM170 114H171V115H170ZM191 114H192L193 116H191ZM227 114H228V115H227ZM132 115H134L136 118L133 117ZM167 115H168V116H167ZM195 115H196V117H195ZM214 115L217 116L218 118H221L223 115H224L223 118H225V116H226V117L228 116V117H227V118H228V122H227V120H226V121H225V124H223V126L226 125V124L229 123V122H230V123L226 125L227 127L224 126V127H226V128H224V127L222 126V123H224V120H225V119L223 120V118H221L223 122H222L221 120L219 121V119H218V122H217V119L215 118ZM258 115H259V116H258ZM260 115H261V116H260ZM46 116L49 117V119H48ZM53 116L55 117L56 120H57V117H58V119H60L61 121L57 120V121H59V122H57L56 120H53V119L51 118V117H53ZM60 116H61V117H60ZM62 116H64V117H62ZM90 116H91V117L93 118V120L95 121L94 124H96L97 127H96V126L94 127L93 124H92V127H91V123H93V121H92V118H91ZM146 116H147V115H146ZM150 116L148 115V117L150 118V120H149V118H148V120H149V121H151V120L154 121L155 119H154V118L151 119L152 117H150ZM188 116H189V118H188ZM213 116H214V117H213ZM262 116H263V117H262ZM24 117H25V116H24ZM54 117H53V118H54ZM73 117H74V118H73ZM121 117H122V119H121ZM142 117H144V118H142ZM193 117L196 119L195 122L197 123V125H195V122L192 121V120H193ZM212 117H213L214 119H213ZM243 117H245V118L247 117L246 119H244V120H246L247 122H248L249 120H250V121L252 120V121H251V122L249 121L248 123L246 122L247 124H245V121L243 120ZM38 118H39V119H38ZM46 118H47V119H46ZM50 118H51V120L54 121L53 123H54V125H55L56 127L53 125V123L51 124V120H50ZM61 118H62V119H61ZM63 118L65 119V121H64ZM103 118H104V119H103ZM131 118H130V119H131ZM134 118H135V119H134ZM163 118H166V119H163ZM190 118H192L191 121H190ZM198 118H199V120H198L199 123H201V121L204 120V121H202L201 126H200V124H199L198 121H197ZM200 118H201V121H200ZM248 118H249V120H248ZM37 119H38V120H37ZM67 119H68L70 122H68ZM72 119H75V120L79 121L80 123H78V122L75 123V122H74L75 120H72ZM101 119H102V120H101ZM110 119H111L113 122L110 121ZM125 119H126V120H125ZM130 119H128V120H130ZM137 119H138V118H137ZM139 119H138V121H139ZM170 119H171V121H170ZM215 119H216V120H215ZM47 120H48V121H47ZM49 120H50V122H49ZM62 120H63V121H62ZM89 120H91V121H89ZM141 120H140L139 122L142 124ZM214 120H215V123L217 122L216 125H215L214 123H212V121L214 122ZM241 120L244 121V122H243L244 124H243L242 126H241V124H240V123H242ZM260 120H258V122H259L258 124H264V122H263V123H260ZM262 120L264 121V119H262ZM29 121H30V122H29ZM107 121H109V123H110V122L114 123V121H115L114 124H115V126L117 125V127H115V126H113V125L111 126V127H112V134L110 133V131H111L110 128H111V127L109 128V126H108V125H111V123L108 124ZM136 121H137V120H136ZM146 121H147V119L145 120V122H146ZM33 122H34V123H33ZM64 122H66V123H64ZM90 122H91V123H90ZM116 122H118L120 126H118V124H116ZM143 122H144V121H143ZM192 122H193V123H192ZM221 122H222V123H221ZM261 122H262V121H261ZM74 123H75V124H74ZM124 123H125V122H124ZM124 123H123L122 125H124ZM127 123L130 124V121L127 122ZM131 123H133V124L135 123L136 125L138 124V123H136V122H131ZM140 123H139V124H140ZM167 123H166L165 126H164L165 128L170 126V125H167ZM204 123H207V124H204ZM79 124H82L84 127L87 128V129H85V128L83 129V128H82V130H85V131L87 132V134L91 133V132L88 133V131L96 130L95 128H98V127H99V128H98L99 132H98V130H96V132H94V134H93V132H92V134H91L92 137H94V138L90 137L91 135H89L88 138H87V139H89V140L91 139L92 141H93L94 139L96 140V137H95L96 135H95V133H97V134L100 133L99 135H101V140L97 139L96 147H98V146H97V145H98V140H99V142H100L99 144H100L101 147H102V146H105V145H106V142H110V143H111V144L109 143L108 145L105 146V147L107 148V151L105 150L104 147L102 148V149L105 150V153H106V154H104V150H102L101 147H100L99 150H98L99 147L96 149V150H98V151H101V152H96V154H97V153H98V154L100 153L99 156H100L101 160H99V161H102V160H103L104 163H105V165H106V168H107V169L110 167V166L108 167V165H107V164H109L108 161L110 162V160H108V156H109V155L112 156V154H114V159H115V157L118 158V159L116 158L115 161H114L113 158L109 157V159H111V162L113 161V162H112L113 164H111V162H110L109 165H111V168L113 167L114 170L111 169V168H110L111 170L108 169V171L110 170L111 173L114 171L112 175H111L108 171H106V172H108V174H103L104 171H101V170L99 169V170H98L99 173H97V175H96L97 178H96V176L93 177V175L97 172V170H95V169H98V168H97L98 164L95 163V164H96V165H95V164L92 162L93 160H91L90 158H91V155H92V157L94 156L95 159H94V158H92V159H94V162H96L95 160H96V158H97V161H98V157H99V156H98V154H97L96 157H95L94 154H92L90 151H87V150H86L87 148L84 149V151H86L87 153H86V152H81V150L79 151V150L77 149V148H78L77 146H79V145L81 144L79 141H82V139L84 140V142L82 141V144L84 143V145H83L84 147H88V146H89V148H91V147H92V144L95 143L94 141L92 142L91 140H90V141H89V140H86V137H87L86 135H87V134H86L85 132H82V130H81V131H77V130H79V128L82 127V126L80 127ZM105 124H106L107 126H106ZM139 124H138V125H139ZM141 124H140V125H141ZM149 124H150V123H149ZM149 124H148V122H147V125H149ZM159 124H158V125H159ZM169 124H170V123H169ZM193 124H194V126H193ZM202 124H203V125H202ZM248 124H249V125H248ZM250 124H251V126H250ZM52 125H53L54 128L52 127ZM78 125H79V126H78ZM88 125H89V126H88ZM140 125H139V126H140ZM143 125H144V124H143ZM145 125H146V124H145ZM145 125H144V126H145ZM147 125L145 126V128H147ZM151 125H150V126H151ZM166 125H167V126H166ZM205 125H206V126H205ZM207 125H208V126H207ZM244 125H246L247 127L250 126V130H248V128H246V126L244 127ZM87 126H88L89 128L91 127L90 129H92V128L94 127V129L90 130ZM124 126H125V125H124ZM124 126H123V127H124ZM127 126H128V125H127ZM127 126L125 127V130H126V129L129 130V129H128L129 126H128V127H127ZM131 126H130V128H131ZM139 126H138V127H139ZM144 126L141 125L142 128H140V129L145 130V129L143 128ZM150 126H149V127H150ZM197 126H198V129L196 128ZM113 127L116 129V131H114L115 129H113ZM179 127H180V128H179ZM185 127H187L186 129H188V128H189V129L185 131ZM190 127H191V128H190ZM205 127H206V128H205ZM211 127H212V126H211ZM241 127H244V128H241ZM258 127H263V130L260 131ZM39 128H40V127H39ZM76 128H77V129H76ZM165 128H164V130H162V132H163L162 134H163V135L165 134V131H166ZM170 128H171V127L166 128V129H167V132L170 131ZM181 128H182V129H181ZM214 128H213V129H210V127H209V129L212 130V131H208L209 129H207L206 131H208V132H210V133H211V132L213 133ZM217 128H218V127H217ZM223 128H224V130H223ZM245 128H246L247 130H246ZM33 129H34V130H33ZM35 129L37 130L36 133H35ZM44 129H42V130H44ZM75 129H76V130H75ZM88 129H89V130H88ZM137 129H138V128H137ZM140 129H138V130L141 132ZM147 129H149V128H147ZM158 129H160V130H158ZM176 129H177V128H176ZM179 129L181 130L180 132H179ZM183 129H184V130H183ZM195 129H194V130H195ZM233 129H234V128H233ZM260 129H262V128H260ZM32 130H33V132H32ZM87 130H88V131H87ZM138 130H137V133L139 132ZM143 130H142V131H143ZM149 130H151V128H150ZM149 130H146V131L148 132ZM182 130H183V131H182ZM251 130L256 131V133H255V132H252ZM257 130H259V131L257 132ZM75 131H76L77 133H78V132L80 133V135H81V137H82L81 140H78V139H80V138L77 137V135H78L79 133L76 134ZM113 131H114V132H113ZM120 131H121V130H120ZM131 131L129 130V133H130ZM190 131L192 132V134H190ZM202 131H203V130H202ZM215 131H214V132H215ZM238 131H239L240 134L237 133ZM247 131L252 132V134H250V133L247 132ZM31 132H32L33 134H34V133L37 134L38 137H37V135H34V138H33ZM115 132H117V135H116V136L114 135ZM121 132H123V131H121ZM147 132H144V131H143V133H145V134H146ZM153 132H155V130H154V131H151L152 134H153ZM171 132H172V131H171ZM173 132H174V131H173ZM208 132H207V134H206L204 137H207V138H208V136L210 137L211 134H208ZM226 132H227V133H226ZM243 132H244V133H243ZM262 132H261V133H262ZM74 133H75L76 135H75ZM81 133H85L84 137L82 136L83 134H81ZM126 133H127V136H128V134H129L128 131H126ZM137 133H136V136H137ZM141 133H142V132H141ZM141 133H140V134H141ZM143 133H142V134H143ZM217 133H216V134H217ZM225 133H226V134H225ZM241 133H242V134H245V135L242 136ZM30 134H31V137H32V138H30V140H29V138H28L29 141H28V140H27V141L25 140V142H30V141H31L32 144H31V142H30L29 144H28V143H25V142H24V139H26L27 136L30 135ZM145 134H143V137L145 136ZM148 134H150V132H149ZM162 134H161V135H162ZM189 134H190V135H189ZM214 134H215V133H214ZM214 134H212V136H213L214 139H216L217 136H215L216 134H215V135H214ZM223 134H225V135H223ZM231 134H232V136H231ZM238 134H239V135H238ZM246 134H247V135H246ZM248 134H250V135H248ZM259 134H260V133H259ZM80 135H78V136L80 137ZM93 135H95V136H93ZM99 135H98L97 137L100 138ZM108 135H110V136L113 135V136H111L112 138H111L110 141H109V136H108ZM120 135H121V133H120ZM134 135H135V134H134ZM153 135H154V134H153ZM155 135H157V134H155ZM165 135H166V134H165ZM167 135H170V134H167ZM262 135H263V137H264V132H263ZM262 135H261L260 137H262ZM44 136H45V137H44ZM107 136H108V140H107ZM124 136H126V135H124ZM124 136H123V137H124ZM147 136H148V135H147ZM147 136H146V137H147ZM214 136H215V137H214ZM221 136H222V137H221ZM238 136H239V139L241 138V136L243 137V138H241V139H244L245 137H247V138L249 137V139L255 140V143H258V144H255V143H254L253 146H252V145H251L252 140H251L250 145H251L252 147L247 146L248 148H246V146L243 145L244 148H242V149H240L238 146H237V148H236V144H237L236 142L240 141V140H236V138H237ZM258 136H259V135H258ZM25 137H26V138H25ZM35 137H36L37 139L39 138L38 140H40V138H45V139L48 141V144H47V146H45V147L43 146L44 143L41 142V146L43 147L42 149H44V150H42V149L40 150L39 146L37 145V144H39V141L37 140V141L35 142V140H36ZM46 137H47V138H46ZM49 137H50L51 140H49ZM75 137H77L78 139H77V140L74 139ZM89 137H90V138H89ZM138 137H140V136H138ZM148 137H150V136H148ZM153 137H154V136H153ZM164 137L167 138V136H164ZM185 137L187 138V136H185ZM251 137H252V136H251ZM115 138H114L113 140H114L115 142H116V141L118 142V141H119L118 139H119L120 137H119L117 140H115ZM126 138H128V137H124L122 140H124V139L126 140ZM141 138H142V136H141ZM141 138H138V139H141ZM155 138H156V137H155ZM211 138H212V137H211ZM227 138H228L230 141L232 140V141L234 142V143L232 142V144L230 143V144H229V147L227 146V144H228L230 141H229ZM247 138H246L245 140H246V142L249 143V141H247ZM21 139H22V140H21ZM31 139H32V140L34 139V140H33L34 142H33ZM73 139L75 140V142L78 141L77 143H78L79 145H78L77 143H76V144H77V145H76ZM146 139H147V138H146ZM148 139H150V138H148ZM180 139H182V138H180ZM184 139H185V138H184ZM188 139H189V138H188ZM218 139H219V138H218ZM218 139H217V140H218ZM233 139H235V140H233ZM237 139H238V138H237ZM249 139H248V140H249ZM43 140H44V139H43ZM43 140H42V141H43ZM46 140H44V141L46 142ZM113 140H112V141H113ZM128 140H130V139H128ZM131 140H130V141H131ZM134 140H136V139H134ZM141 140H142V139H141ZM143 140H144V139H143ZM159 140H160V142L156 144V142H158ZM185 140H186V139H185ZM202 140H204V143L207 142V141H208V143L204 144V143H202ZM217 140H216V142H215V140H214V143H213L212 145L214 146L215 144H218V145H215V147H214V148H216V146H217L216 150L218 149V151H219V152H216V150L214 151V152L217 153V154H215V157H216V155H217L218 158H217V159L214 158V155H213L214 152H212V157H213V159H209V161H208V158H209L210 155H211V154H209V155H207L208 158L205 160V161H207L206 163H208V164H209V162H210V164H212V163H211L212 161H214V162L216 163V162L219 160V161L217 162V164H214V162H213L214 169H216V168H217V169H219V168L222 169V168H225V167H226V168H230V169H226V170L229 171V170L232 169V167H234V168L236 169V167H238V166L240 167V166H241V168L238 169V170H240V171L242 170L243 172H242V171H241V172H242L244 175L246 174V170H247V171L250 170L249 172H247V174L250 176L251 173H253L252 170L254 169V167H256L257 169H258V167H261V164H260L261 161H260V160H262V159H259V155L257 156V154H256L257 158H255V160H256V162L258 163V165H259V164H260V165H259V166H258L257 164L254 165L255 162H254V164L251 163L252 166H251V165H250V166H251L253 169H252V168L249 169V168H248L249 165H247V164H246V165H247L248 167H247L246 165H244V162H245V161L243 162V160H242V162H240V159H242L240 156L243 157V155H242V154L240 155L237 151H236V152H237V153H236V154H237L236 156H235V153H234L235 151H233L234 156L237 157L238 154H239V155H240V156H239L240 158H237L238 161L240 162V164L243 163L242 165H244L247 169H246L245 167H243L242 165H240V164H239L238 162H236L235 160L232 161V159H233L234 157H233L232 155H230V154L228 155V153L225 154V152H227V150H224V149H223V150L221 151V149H220L219 147H222V148L224 147V148H225V146H221V145L218 143L219 141L217 142ZM245 140H241L240 142L242 143V141L244 142ZM40 141H41V140H40ZM51 141H52V142H51ZM68 141H70V144H69ZM86 141H87V142H86ZM155 141H156V142H155ZM175 141H176V142H175ZM180 141H182V140H180ZM261 141L264 142V139L261 138ZM9 142L13 143L11 146H13V145H18V144H19L18 146H20V145H23V146H24V144H25L24 147L30 146V148L27 147V148H28V151L26 152V150H25V152L28 154L29 151L31 150V153H30V154H32V156L35 155V154H33V152L35 153L37 150H38V151H37L36 155L34 156V158L32 157L33 159H32V158H29V157L27 158V156H26V158H25V155H26V153H25L24 158L22 157V158L25 159V160H23L22 158H20V157H21V156H20L21 153H20V155H18V152L16 153V149L18 148V146H17V147L14 146V150H15V151H14V150H13V147L10 146ZM18 142H19V143H18ZM64 142H65V143H64ZM66 142H68V144H67ZM71 142H74V145H75L77 148H76L75 146L71 145ZM88 142H89V143L92 142V144H89ZM117 142H116V144H117ZM127 142H128V141H127ZM127 142H126V143H127ZM142 142H143V141H142ZM154 142H155V144H154ZM161 142H162V143H161ZM199 142H200V144H199ZM246 142H244V143L246 144ZM253 142H254V141H253ZM20 143H21V144H20ZM33 143H37V144L35 145V144H33ZM42 143H43V144H42ZM46 143H47V142H46ZM50 143H52V144H50ZM63 143H64V144H63ZM86 143H88L89 145L87 144L88 146H86ZM118 143H120V142H118ZM124 143H125V141H124ZM124 143H123V144H124ZM146 143H148V141H147ZM146 143H145V144H146ZM150 143H151V141H150ZM181 143H182V142H181ZM183 143H184V142H183ZM196 143L198 144V146H200L201 143H202L203 146H204V148L201 149V148L197 147V144H196ZM241 143H240V144L238 143L237 145H239V146L241 147V145L243 144V143H242V144H241ZM7 144H9V148L7 147V146H8ZM62 144H63V145H62ZM66 144L69 145V146L67 147ZM82 144H81V145H82ZM112 144H114V145H112ZM159 144H161V145H159ZM175 144H173L174 147H175V146H178V145H175ZM177 144H179L180 147H179V149H178V147H177L176 149L180 150V148L183 147V146L180 144V142H178ZM26 145H27V146H26ZM31 145H32V146H31ZM33 145H34V146H33ZM49 145H50L51 147H50ZM61 145H62L63 147H62ZM70 145H71V146H70ZM81 145H80L79 147H81ZM93 145H95V144H93ZM110 145H112V146H110ZM120 145H121V144H120ZM138 145H139V143H138ZM138 145H137L135 148H137ZM142 145H143V147H144V144H142ZM148 145H149V144H148ZM153 145H155V146H153ZM156 145H157V146H156ZM162 145H163V146H162ZM171 145H172V144H171ZM183 145H185V143H184ZM210 145H211V144H210ZM210 145H209V147H207V149H208L207 151H209V150L212 151L211 149H213V147H212V146L210 147ZM219 145H220V146H219ZM222 145H223V144H222ZM246 145H249V144H246ZM37 146H38V147H37ZM48 146H49V147H48ZM59 146L62 147V148H64V146H65V149H64V150H67L66 153H65V152H61V153H60L59 151H61L62 148L60 149ZM83 146L81 147V149L83 148ZM109 146H110V148H109V150H108V147H109ZM161 146H162V147H164V146L167 147V146H168V147H167L168 149H167V148L165 149V147H164V149H162ZM32 147H33V148H32ZM35 147H37V148H39V149L36 148V149H37V150H36V149H34ZM66 147H67V149H66ZM69 147H71V148L73 147V149L70 148V149H71V150H70L71 152L68 151V150H69ZM143 147H142V148L140 147V149H143ZM160 147H161V148H160ZM201 147H202V145H201ZM3 148H4V149H3ZM6 148H7V151L5 150ZM10 148H11V149H10ZM15 148H16V149H15ZM20 148H23V147L21 146ZM20 148H19V149H20ZM47 148H48V149H47ZM74 148H76V149L74 150ZM92 148H94V151H96V150H95V146L92 147ZM92 148H91V150H93ZM111 148H112V149H111ZM138 148H139V147H138ZM138 148H137L136 150H139ZM150 148H151V149H150ZM185 148H186V147H185ZM196 148H194V149H196ZM226 148H225V149H226ZM250 148H251V149H250ZM9 149L12 150V152L14 151L15 156H18V157L20 156V157H19V158H20V162H22V163L19 162V158H18V157H15V156H14V153H13V155H11V154H12L11 152H10V153H6V152H8ZM23 149H24V148H23ZM23 149H21V150L23 151ZM32 149H34V150H32ZM110 149L113 150V151L118 152L117 154H120V153H121V154L118 155L119 157H118V156H115V155H116V152H112ZM189 149H190V148H189ZM239 149H240V150H239ZM259 149H260V151H259ZM10 150H9V151H10ZM35 150H36V151H35ZM64 150L62 149V151H64ZM72 150H74V151H76V152L79 151V152H81L82 154L84 153V156H85V153H86V154H89V152H90L91 154L86 155V157H88V159H86V158H84V159H86V161H87V160H88V161L86 162V161L83 159V161H85V162L83 163L81 159H82V157H84V156L81 155V153L79 154V152H78V153H77V154H79V157H78V155H76V154L74 153V151H72ZM77 150H78V151H77ZM181 150H183V149L181 148ZM232 150H233V149H232ZM232 150H231L230 152H232ZM255 150H256L257 152H254ZM4 151H6V152H5L4 155H3V152H4ZM18 151H19V150H18ZM32 151H33V152H32ZM54 151L56 152V154H58V156L55 154ZM94 151H93V153H94ZM108 151L111 152L112 154H109ZM130 151H131V152H130ZM210 151H209L208 153H211ZM224 151H225V152H224ZM228 151H229V150H228ZM246 151H243V152L246 154ZM19 152H20V151H19ZM57 152H58V153H57ZM67 152H69V153H68V156H67ZM72 152H73L74 154H71ZM102 152H103L104 155H107V153H108V155L105 156V157H107V158H106V159H107V160H106V161H107V164H106V161L104 160L105 158H104V155L102 154ZM119 152H120V153H119ZM128 152H127V153H128ZM142 152H143V153H142ZM162 152H161V153H162ZM171 152H172V151H171ZM175 152H177V150H175ZM203 152H205V153H203ZM220 152H223L225 155L222 154V153H220ZM247 152H250V151H247ZM53 153L57 156V158H56V156H55ZM59 153L61 154V157H59V155H60ZM62 153H63V154H62ZM151 153H152V156H151ZM180 153H181V152H180ZM180 153H179V154H180ZM208 153H207V154H208ZM218 153H220V154L222 155V157H223V156L225 157L226 155H227L228 157L230 156V157H229V158H231V159H229L230 161L227 159V160L229 161V163H228L227 160H225V159L228 158V157H225V158L223 157L224 160L222 159L223 161H221V162H223V163H224V162L228 163V164L225 163V164H226V165H224L225 167L223 166V164L219 166V164H220V159H221L222 157H221V156H218V155H220V154H218ZM233 153H231V154H233ZM30 154H29V156H31ZM65 154H66V155H65ZM69 154H71L72 157H71V156L69 157ZM138 154H139V155H138ZM165 154H167V152H165ZM165 154H164V155H165ZM248 154L250 155V153H247V156H248ZM252 154H251V155H252ZM261 154H263V155H261ZM2 155H3V156H2ZM52 155H53L56 159H59V158H60L59 160H60L61 162H63V164H64V163H65V164L63 165V164L60 163L59 161L57 162L56 159H55V160H56V161H55V160H54V157H53ZM62 155L67 156V159L75 157V159L73 160L74 163H73L72 160H70V162H69V161L66 159V157H64V156H62ZM75 155L77 156V159L80 158V157H81V159L76 160V156H75ZM80 155H81V156H80ZM101 155H102V157H101ZM126 155H127V154H126ZM131 155L133 156V158H132ZM162 155H163V154H162ZM164 155H163V156H164ZM171 155H169V156H171ZM190 155H191V157H194V156H195V159H194V158H191ZM251 155H250V158L253 156V155H252V156H251ZM12 156H13V158H16V159H17V162H18V163L16 162V159H12ZM22 156H23V155H22ZM89 156H90V158H89ZM97 156H98V157H97ZM135 156H138V157L134 158ZM158 156H159V157H158ZM182 156H183L184 158H183ZM204 156H203V157H204ZM207 156H206V157H207ZM231 156H232L233 158H232ZM254 156H255V155H254ZM254 156H253V158H252L253 160H254ZM256 156H255V157H256ZM10 157H11V159H10ZM52 157H53V159H51ZM62 157H63L64 159H66V161L63 160ZM68 157H69V158H68ZM112 157H113V156H112ZM120 157H121L122 159H123V157H125V159H126V158L128 159V158L131 157L132 160H131V159H128V160L126 159V160H127V161H130V160H131V161L133 162V160L135 159V161H134L133 163H132V162H130V163H127V162H126L127 164H121V162H122V163H125V162H124L125 159H123V161H121L122 159L120 160ZM151 157H153L154 160H152L153 158H151ZM188 157H189L190 159H193V160H194V161H191V160H190V161H191V162H190V165H189L188 162H186V161L189 159ZM203 157H202V158H203ZM212 157H211V158H212ZM219 157H221V158H219ZM245 157H246V156H245ZM100 158H99V159H100ZM137 158H139V159H138L139 161H137ZM165 158H168V156H165ZM171 158H172V157H171ZM182 158H183V161H180V160H182ZM186 158H187V160H186ZM0 159H2V158H0ZM3 159H2V160H3ZM28 159H29V161H26V160H28ZM61 159H62V160H61ZM89 159H90V162H89ZM112 159H113V160H112ZM204 159H205V158H204ZM204 159H203V160H204ZM214 159H215V160H214ZM234 159H236V158H234ZM237 159H236V160H237ZM243 159L245 160L246 158H243ZM248 159H249V157H248ZM248 159H246V160H248ZM258 159H259L260 162H258ZM2 160H1V161H2ZM52 160L54 161L53 163L55 164V166H57L58 168H57V167H56V168H52V166H54V164H52ZM80 160H81V161H80ZM118 160H120L121 162L118 161ZM126 160H125V161H126ZM151 160H152V162H151ZM165 160H166V159H165ZM170 160H171V159H170ZM172 160H173V159H172ZM211 160H212V161H211ZM216 160H217V161H216ZM249 160L251 161V159H249ZM253 160H252L251 162H253ZM255 160H254V161H255ZM8 161L10 162L9 164H8ZM23 161H26V162H28V163H24V165H23ZM64 161H65V162H64ZM75 161H76V162H77V161H80V164H81V165H83V164H87L86 166L89 167V164H90V165H92V166H91V168L89 167L90 169H89V168L87 169L85 165H84V166H81V165L78 166L79 164H76ZM103 161H102V162H103ZM145 161H146V162H145ZM188 161H189V160H188ZM200 161H201V162H200ZM234 161H235V162H234ZM250 161H249V162H250ZM55 162L60 163V165L62 164L60 167H62V166H66V167H64V170H63V167H62V168H61L62 171H60L61 169L59 168V164L56 165ZM68 162H69V163L72 162L70 165H73V166H70V165L68 164ZM81 162H82L83 164H82ZM88 162H89V163H88ZM102 162H101V163L98 162V163L100 164L99 166H100L101 168H103V166H104V164H103ZM114 162H115V163L118 162V164L120 163V165H118L117 163L115 164V166H119L118 169L114 168V167H115V166H113V165H114ZM174 162L172 161L173 164H175ZM179 162H178V163H179ZM230 162H231V163H234V164H232V165H233L232 167H228V166H230L229 164H231ZM66 163H67V164H66ZM78 163H79V162H78ZM91 163H93L94 165L91 164ZM145 163H149V166L147 167V169H144V168H143V167H146V165H147V164H145ZM184 163H185V164H184ZM195 163H196V164H195ZM206 163H205V165H206V167H208ZM236 163H238L239 165L236 164ZM262 163H263V161H262ZM19 164H20V166H19ZM50 164H51L52 166H51ZM101 164H102V165H101ZM182 164H183V165H182ZM186 164H187V166H186ZM210 164H209V165H210ZM248 164H249V163H248ZM263 164H264V163H263ZM8 165H9V166H8ZM67 165H68V166H67ZM159 165H162V166H160V168L162 167V170L158 167ZM179 165H180V163H179ZM235 165H236V166H235ZM237 165H238V166H237ZM253 165H254V167H253ZM77 166H78L79 168H78ZM93 166H94V167L96 166V168L94 169ZM99 166H98V167H99ZM126 166H125V167H126ZM150 166H151V167H150ZM152 166H153L154 168H152ZM170 166H171V169H172V170L170 169ZM202 166H203L204 168L202 169L201 172H199L200 169L202 168ZM215 166H216V167H215ZM218 166H219V167H218ZM221 166H223V167H221ZM3 167H4V166H3ZM67 167H68V168H67ZM104 167H105V166H104ZM149 167H150L152 170H151ZM239 167H238V168H239ZM242 167L245 168V169H242ZM262 167H263V165H262ZM65 168H66V169H65ZM69 168H71V171H70V172H69V170H70ZM72 168H73V169H72ZM81 168H82V170H81ZM84 168L88 170V171H85V173H84V171H83ZM106 168H105V170H106ZM158 168L161 170V172H160L159 170H156L157 172H155V171L153 170V169H158ZM163 168H164V170H163ZM197 168H198V172H197ZM210 168L212 169V171H214V170H213V166L210 165V167H209L208 170H210ZM234 168H233V169H234ZM5 169H7V168H5ZM19 169H20V170H19ZM91 169H92V170H91ZM123 169H124V171H123ZM148 169H150V170L148 171ZM205 169H206V170H205ZM233 169H232V170H233ZM235 169H234V170H235ZM257 169H254V170L256 171V173L259 172V169H260V168L258 169V171H257ZM65 170H66V171H65ZM72 170H75V171H72ZM93 170L95 171V173H94ZM102 170H104V169H102ZM115 170H116V171H115ZM133 170H134V171H133ZM146 170H147V171H146ZM219 170H220V169H219ZM232 170H231V171H232ZM238 170H237V169L235 170L236 175H238V177L240 176V178H241V177L243 176V174H242L241 172H239ZM244 170H245V172H244ZM261 170H264V169L261 168ZM261 170H260V172H261ZM67 171H68L69 174H70L71 172H72V174H73V172H74L75 175L78 173V175H77L76 177H77V178L79 177V179L76 178L77 180H75V178H72L73 176L75 177V175H72V174H71V176H70V175L67 173ZM90 171L93 172L94 174H93V173H91V174L88 173V175H89V176H88V175H87V172H90ZM100 171H101V173L103 172L102 175H99V174H100ZM131 171H132V173L134 172L133 174H136L137 176L132 175V174H131ZM153 171H154V173H153ZM162 171H163V172H162ZM251 171H252V172H251ZM255 171H254V173H255ZM75 172H76V173H75ZM123 172H124V173H123ZM142 172H143V173H142ZM144 172H146V173L148 172V173L146 174V173H144ZM180 172H181V173H180ZM219 172H220V171H219ZM222 172H223V174L226 176V174L224 173V170H223ZM226 172H227V171H226ZM229 172H230V171H229ZM229 172H227V176H228V175L230 176L231 174L233 175V174L235 173L234 171H232V172H230V173H229ZM237 172H239L240 175L237 174ZM250 172H251V173H250ZM262 172H263V173H261L260 175H259V173H258V174H256V173L254 174V173H253V175L255 176V179H253V180H252L253 176H251L252 178H249V177L246 176V175H247V174H246V175H245V176H246V179H245V176H244V179H245V180L248 179L247 182L250 183V182L253 181V182H252L253 184L250 183L251 185H250L249 183H246V181L242 180L243 177H242V179H238V178L236 177V175L234 174L233 177H235V179H234L233 182H235L236 178H237V181H238V182L241 180L240 183H239V184H240L239 188H238V185H239V184L236 183L237 181L234 183V186L237 185V187H235V189L237 188V189H236V193H237V191H238L239 189H241V188H240L241 186H242V187L244 186V184H248V186L250 185L249 187L251 188V190H252V187L255 186L254 188H256V187L259 186V185H262V186H259V187L262 188V187L264 186L263 181H262V179L264 180V171H262ZM12 173H13V172H12ZM119 173H121V174H119ZM141 173H142V174H141ZM155 173H156V174H155ZM157 173H158V174H157ZM186 173H188L187 176L185 175ZM189 173H191V175H190ZM214 173H215V172H214ZM228 173H229V174H228ZM14 174H12V175H14ZM18 174L20 175V177H19ZM47 174H49V175H48L49 177H50V175H51V177H50V178L47 177ZM92 174H93V175H92ZM109 174L111 175V177H110ZM138 174H140V176H139ZM159 174H160V175H159ZM161 174H162V175H161ZM178 174L175 173V175L177 176V178H180V177L182 178V180H181V178H180V180H179V182H178L179 187L181 186V184H182V187H183V184H184V186L186 185V187H189V186H187V184H188L189 182L191 183V179H192L193 177L190 179V181H188V182L185 183L186 179L183 177V175L180 176V177H178V176H179ZM205 174H204V175H205ZM210 174H211V172H210ZM210 174L207 176V179H210V178L212 177V176H211V177L209 178ZM216 174H217V173H216ZM219 174H220V173H219ZM221 174H222V173H221ZM12 175H11V176H12ZM98 175L100 176V178H99ZM104 175H105V176H104ZM107 175H108V178L110 177V179H109V181H108L107 183H105V182L108 180L107 178H105ZM156 175H158L159 177H157ZM197 175H196V180H197L198 177H201V176H200L201 174H200L198 177H197ZM232 175H231V176H232ZM257 175H258V176H257ZM261 175H262V176H261ZM11 176H10V177H11ZM45 176H46V178H45ZM102 176H103V181L105 180L104 182L100 181V180H102ZM118 176H117V177H118ZM133 176H134V179L137 180V183H133V181H135V180L132 178ZM142 176H141V177H142ZM176 176H174V181H175V180H176V181L178 180V179L175 178ZM218 176H221V177L223 178L222 175H218ZM218 176H216V177H218ZM225 176H224V177H225ZM256 176H257L258 178H257ZM259 176H261V177L259 178ZM91 177H92V178H91ZM119 177H118V178H119ZM138 177H139V178H138ZM216 177H215V174H214V175H213V178L215 179ZM13 178H14V179H13ZM47 178H48L49 180H48ZM51 178H52V179H51ZM70 178H72V179H70ZM94 178H95V179H94ZM124 178H125V179H124ZM148 178H149V177H148ZM151 178H152V177H151ZM201 178H202V177H201ZM222 178H219V179H220V184H221V182H222ZM4 179H6V180H4ZM46 179H47V181H46ZM73 179H74L75 181H74ZM87 179H88V180H87ZM89 179H90V180H89ZM96 179H97L98 182H97V181H94V180H96ZM98 179H100V180H98ZM122 179H123V181H122ZM127 179H128V180H127ZM132 179H133V181H132ZM141 179H142V178H141ZM154 179L152 178L151 181H153ZM184 179H185V180H184ZM203 179H204V180H201V179H200L201 182L205 181L206 176L203 177ZM207 179H206V180H207ZM214 179H213V180L210 179L211 182L214 181ZM226 179H227V177H225V181H224V179H223V182L225 183V182H227V180H228V182H227L228 185H227L226 183H225V184H222V185H224L225 189L227 190V188L229 187V185H230V184L232 185L233 182L230 183V182H231V179H227V180H226ZM250 179H251V180H250ZM14 180L17 181V182H19V183L16 182V184H15V181H14ZM50 180H51V181H50ZM78 180H79V181L81 180V181L79 182ZM116 180H117V179L115 178L113 181H110V182H114V183H115V184L113 183V186L115 185V187H117V186H116ZM124 180H125V181H124ZM159 180H161V178H159ZM193 180H195V178H193ZM193 180H192V181H193ZM200 180L198 179V182H199ZM232 180H233V179H232ZM6 181L8 182L9 186H8V184L6 183ZM48 181H49V182H48ZM52 181H53V182H52ZM60 181H61V182H60ZM77 181H78V182H77ZM119 181H117V182H119ZM126 181H127V182H126ZM146 181H147V178H146L145 181L143 180V182H146ZM149 181H150V180H148V183L150 184L151 181H150V182H149ZM182 181H184V183H183ZM217 181H218V179H217ZM217 181H216V182H217ZM229 181H230V182H229ZM242 181L244 182V184L242 183ZM28 182H29L30 184H28ZM135 182H136V181H135ZM153 182H154V181H153ZM180 182H182V183H180ZM205 182H206V181H205ZM207 182H210V181L207 180ZM254 182H255V183H254ZM101 183H103V184H105V185L107 184V187H106V186L102 187L103 184L101 185ZM123 183H122V184H123ZM179 183H180V184H179ZM194 183H195V181H194ZM241 183H242V185H241ZM256 183H257V184H256ZM259 183H260V184H259ZM261 183H262V184H261ZM6 184H7V185H6ZM81 184H82L83 186H82ZM117 184H119V183H117ZM135 184L138 185V186L136 187ZM144 184H145V183H144ZM160 184H161V183H160ZM160 184H159V185L157 184V186H158V187L160 186L159 188L162 187V188H161L162 190H159V189H158V190H159L158 193L161 191V193H162V195H163V193L166 192L165 189L167 190V188H169V187L165 188L166 185H164V186H165V187H164V186H161ZM170 184H171V183H170ZM207 184H208V183H207ZM218 184H219V182H218ZM254 184H256V185H254ZM80 185H81V187H82L81 190H84V191H85L84 193H85V194H86V193L88 194V195H86L85 197L82 196V195H85V194L82 193L83 191H82V192H79V191H78V190H80V189L78 188V187H80ZM108 185H109V186H108ZM120 185H121V184H120ZM141 185H142V184H141ZM141 185H140V187H142ZM145 185H146V184H145ZM147 185H148V184H147ZM147 185H146V186H147ZM162 185H163V183H162ZM173 185H174V184H173ZM176 185H177V184H176ZM176 185H175V186H176ZM189 185H190V184H189ZM191 185H192V184H191ZM205 185H206V183H205ZM225 185H226V186H225ZM231 185H230V186H231ZM253 185H254V186H253ZM123 186H125V185H123ZM131 186H132V189H131ZM134 186H135V187H134ZM153 186H154V185H153ZM157 186L155 187V189L157 188ZM193 186H194V185H193ZM195 186H196V184H195ZM208 186H209V185H208ZM220 186H221V185H220ZM227 186H228V187H227ZM234 186L232 185L231 188L229 187V188H228V191H230V190L232 189L230 192H234V190H235V189L233 188ZM251 186H252V187H251ZM100 187H101V188H100ZM149 187H150V186H148V188H149ZM171 187L173 188V186H171ZM202 187H203V186H202ZM202 187L200 186V189H201ZM210 187H211V186H210ZM222 187H223V186H221V188H222ZM224 187L222 188L223 190H224ZM249 187H248V188H249ZM6 188H7V189H6ZM122 188H121V189H122ZM136 188H137V189H136ZM142 188H143V187H142ZM146 188H147V187H146ZM146 188H145V189H146ZM150 188H151V187H150ZM164 188H165V189H164ZM180 188H181V187H180ZM184 188H185V187H184ZM192 188H193V187H192ZM192 188H191V189H192ZM197 188H198V187H197ZM206 188H207V186H206ZM218 188H219V187H218ZM243 188H244V187H243ZM263 188H264V187H263ZM60 189H61V190H60ZM101 189H102L103 191H102ZM112 189H114V188H110V190H112ZM116 189H117V188H116ZM118 189H119V187H118ZM118 189H117V190H118ZM121 189H120V190H121ZM155 189H154V190H150V189H148V191L150 190V193H151L152 191H156ZM178 189H179V188H178ZM182 189H183V188H182ZM182 189H181V191H182ZM186 189H187V188H186ZM194 189H195V188H194ZM203 189H205V187H204ZM207 189H208V188H207ZM209 189H211V191H212V187L209 188ZM209 189H208V190H209ZM215 189H217V187H216ZM229 189H230V190H229ZM245 189H246V188H245ZM256 189H257V188H256ZM11 190H12V191H11ZM58 190H60L59 192H61V193H59ZM81 190H80V191H81ZM100 190H101V191H100ZM108 190H109V189H107V192L105 191L106 194H105V192H104V195H103L104 198H105V195H107V193H109ZM125 190H126L127 192H126ZM141 190H143V189H141ZM169 190H170V188H169ZM169 190H167V191H169ZM188 190H189V189H188ZM213 190H214V186H213ZM218 190H219V189H218ZM223 190H222V191H223ZM226 190L223 191L224 193L221 192V191H220V193H222L224 196H226V195L228 194L229 196H227V197H230V195H231V196H232V195H233V196L236 195V194L234 195L235 192L232 194V193H230V192H228V191H226ZM254 190H255V189H254ZM258 190H260V188H258ZM13 191H14V192H13ZM56 191H57V192H56ZM99 191L101 192V194H100ZM118 191H119V190H118ZM143 191H144V190H143ZM143 191H142V192H143ZM175 191H176V190H175ZM179 191H180V190H179ZM179 191H178V192H179ZM183 191H184V189H183ZM189 191H190V190H189ZM209 191H210V190H209ZM225 191L228 192V193H226ZM262 191H263V192H262ZM11 192H13V193H11ZM20 192H21V194H20ZM55 192H56V193H59V194L54 195ZM113 192H115V191H113ZM142 192H141V193H142ZM156 192H157V191H156ZM173 192H174V191H173ZM212 192H215V191H212ZM212 192H210V193H212ZM216 192H217V190H216ZM240 192H241V190H240ZM246 192H247V191H246ZM254 192H255V191H254ZM256 192H257V191H256ZM16 193H18V194L16 195ZM50 193H52V195H54L57 199L54 198V197H52V195H51ZM56 193H55V194H56ZM64 193H63L62 195H64ZM138 193L140 194V191H139ZM144 193H145V192H144ZM147 193H148V192H147ZM150 193H148V195H149ZM169 193H170V194L172 193L171 190H170ZM169 193H168V194H169ZM175 193L177 194V192H175ZM175 193H173V194H175ZM179 193H180V192H179ZM201 193H202V192H201ZM203 193H204V191H203ZM220 193H219L218 195L223 196V195L220 194ZM229 193H230V194H229ZM250 193H251V192H250ZM258 193H259V199L257 198V200H258L257 202H258V204H259V203L262 204V202L264 203V201H263V198H264V197H263V196H264V189H261V191H258ZM8 194L10 195L9 197H10L11 199H10V198L8 199V197H7ZM19 194H20V195H19ZM67 194L65 195L64 198H67L66 196L69 195V194H68V195H67ZM110 194H112V193H109V195H110ZM118 194H120V192H119ZM134 194H135V192H134ZM165 194L167 195V193H165ZM173 194H172V195H173ZM176 194H175V195H176ZM182 194H183V192H182ZM186 194H187V191H186ZM186 194H185V195H186ZM208 194H209V193H208ZM12 195H13V196H12ZM39 195H40V196H39ZM48 195H51V198H50V196H48ZM99 195H100V196H99ZM109 195H108V197H109ZM113 195H114V194H113ZM129 195H128V196H129ZM141 195H142V194H141ZM141 195H139V196H141ZM144 195H145V194H144ZM144 195H142V197H145ZM150 195H152V193H151ZM154 195H156V193H155ZM160 195H161V194H160ZM166 195L163 196V197H164V198H165V197L167 198ZM177 195H181V193H180V194H177ZM188 195H189V194H188ZM200 195H201V194H200ZM206 195H207V194H206ZM211 195H213V194H211ZM211 195H209V196H211ZM216 195H217V193H215L214 196H216ZM240 195H241V194H240ZM247 195H248V194H246V196H247ZM21 196H23V197L21 198ZM32 196H33V197H32ZM34 196H38V198H37V197L34 198ZM42 196H43V197L45 196V198H46V196H47L46 199H48V200H49V198H50V200H52V199L54 198V199H53V202L56 201L55 205L53 204V202L51 203V202H49L48 200H46L45 198H44V200H43V197H42ZM69 196H71V195H69ZM69 196H68V197H69ZM72 196H73L72 198L70 197L71 199H75V198L78 197V196H75V195H72ZM74 196H75V198H74ZM118 196H119V195H118ZM131 196H133V199H132V200H134V196H135V195L132 194V195H130V197H131ZM136 196H137V195H136ZM136 196H135V200H136ZM139 196H137V197H139ZM152 196H153V195H152ZM220 196H219L218 198H222L223 201H222V199H221V200L218 199V200H220V202L223 203V204L226 206V204L224 203V199H226V198H223V197H220ZM241 196H242V195H241ZM256 196H257V195H256ZM28 197H29V199H28ZM30 197H32V198H30ZM39 197H41V198H39ZM79 197L77 198V200L79 199ZM86 197H87V199H86ZM112 197H113V196H112ZM121 197H122V196H121ZM156 197H158V196H156ZM163 197H162V198H163ZM175 197H177V196H175ZM184 197H185V196H184ZM216 197H217V196H216ZM248 197H249V195H248ZM6 198H7V199H6ZM12 198H14V199H12ZM33 198L35 199V203H36V199H42V200L45 202V204L43 205L44 208H41V209L38 211V210H36V209H39L38 207H35V206H34V208H33V206L31 207V206H30V203H34V202H32V199H33ZM61 198H63V197H61ZM82 198H83V199H82ZM104 198L102 197L103 200H104ZM106 198H107V197H106ZM106 198H105V199H106ZM145 198H146V197H145ZM145 198H144V200H146ZM147 198H148V196H147ZM151 198H153V197H151ZM160 198H161V197H160ZM162 198H161V200H163ZM170 198H171V197H169L168 199H170ZM199 198H200V197H199ZM204 198H206V200H207V197H204ZM204 198H203V199H204ZM214 198H215V197H214ZM232 198H233V197L228 198L229 200L226 199V200H227L226 203H227V204L230 203V202H231L230 199H232ZM252 198H253V197H252ZM252 198H251V199H252ZM21 199H23V200L26 199L27 201L31 199V202H30V201L28 202L29 205H25V204H24V206H28V207H25V208H29V206H30V207H31L30 209H31V210L33 209V210H32V213H33L34 210H36V211H34V213L38 211V212H37L38 214L35 213V214H36V215H35L34 213H33V214L31 213V215H32V216H31L30 213L26 212V211H28V210H30V209H26V211H25V208H24V207H22V208H23L24 211H25L26 213H28V214L26 215V213H23V209H22V208H21V211H20V210H19V209H20V208H19L20 205L18 204V201H20ZM68 199H69V198H68ZM68 199H63L64 201H62V204H63V202H66V204H67V202L73 201V200H69V201H68ZM90 199H89V200H90ZM107 199H108V198H107ZM107 199H106V200H107ZM109 199H110V198H109ZM111 199H112V198H111ZM113 199H114V198H113ZM115 199H116V198H115ZM123 199H124V198H123ZM125 199H126V198H125ZM139 199H140V198H139ZM141 199H142V198H141ZM149 199H150V198H149ZM149 199H148V200H149ZM172 199L174 200L175 198L172 197ZM172 199H171V200H172ZM177 199H178V197H177ZM177 199H175V200H177ZM181 199H182V198H181ZM183 199L185 200V198H183ZM187 199H188V198H187ZM212 199H213V198H212ZM212 199H211V200H212ZM239 199H240V198H239ZM26 200H25V201H26ZM45 200H46V201H45ZM54 200H55V201H54ZM57 200H58V201H57ZM116 200H117V199H116ZM132 200L130 201V205H131V203H132ZM144 200H143V201H144ZM152 200H153V199H152ZM156 200H158V199H156ZM159 200H160V199H159ZM166 200H167V199H166ZM175 200H174V201H175ZM179 200H180V198H179ZM179 200H178V202H179ZM199 200H200V199H199ZM206 200H204V201H206ZM213 200H214V199H213ZM226 200H225V201H226ZM252 200H254V199H252ZM25 201H23V202H25ZM47 201L51 204L52 207L49 205V203L47 204ZM79 201H80V200H78L77 203H78ZM124 201H125V200H124ZM143 201H142V202L140 201V203L143 204V205L140 204L141 207L144 206V203L146 204V202L143 203ZM150 201H151V200H150ZM150 201H148V202H150ZM163 201H164V200H163ZM169 201H170V200H169ZM180 201H181V200H180ZM197 201H198V200H197ZM197 201H195V203H196ZM202 201H203V200H202ZM204 201H203V202H204ZM228 201H229V202H228ZM236 201H237V200H236ZM259 201H260V202H259ZM20 202H22V200H21ZM37 202H38V201H37ZM40 202H42V201H40ZM57 202H58V203H57ZM74 202H76V201L74 200ZM81 202H79V204H81ZM83 202H84V201H83ZM85 202H86V201H85ZM85 202H84V203H85ZM101 202H103V201H101ZM105 202H106V201H105ZM107 202H108V200H107ZM116 202H117V201H116ZM126 202H127V200H126ZM126 202H125V203H126ZM133 202H134V201H133ZM137 202H138V200H137ZM151 202H153V201H151ZM160 202H161V201H160ZM164 202H165V201H164ZM199 202H201V200H200ZM214 202H215V201H214ZM243 202H244V201H243ZM28 203L26 202V204H28ZM42 203H43V202H42ZM71 203H72V204H71ZM86 203H88V202H86ZM103 203H104V202H103ZM134 203L136 204V201H135ZM155 203H156V202H155ZM162 203H163V202H162ZM165 203H166V202H165ZM195 203H194V204H195ZM204 203H205V202H204ZM204 203H202V204H204ZM211 203H212V205H213V202H211V201H210V203H207V204L211 205ZM217 203H219V202H217ZM245 203H246V202H245ZM245 203H243V205H244ZM46 204H47L48 206H50L51 208H50V207H49L50 209H49V208H45V207H46ZM52 204H53V205H52ZM68 204H69L70 206H69V205H67V206H69L70 209H71V205H72V207H73V204H74V206L76 205V208H78L77 205H79V204H76V203H73V202H70V203H68ZM89 204H90V202H89ZM91 204H92V203H91ZM106 204H108V203H106ZM111 204H112V203H111ZM117 204H118V203H117ZM138 204H139V202H138ZM169 204H170V202H169ZM175 204L177 205V203H175ZM197 204H198V202H197ZM235 204H236V203H235ZM237 204L239 205V203H237ZM4 205H5V206H4ZM31 205H32V204H31ZM35 205H37V204H35ZM39 205L41 206V204H39ZM56 205H58V206H56ZM63 205H64V204H63ZM81 205H82V204H81ZM81 205H80V206H81ZM85 205H86V204H85ZM87 205H88V204H87ZM113 205H115V203H114ZM126 205H127V204H126ZM126 205H125L124 207H126ZM133 205H134V204H133ZM147 205H149V203H148ZM160 205H161V203H160ZM160 205H158V206H160ZM162 205H163V204H162ZM167 205H168V204H167ZM167 205L165 204V205H163V206H167ZM171 205L173 206V204H171ZM199 205H200V204H199ZM209 205H208V206H209ZM212 205H211V206H212ZM229 205H230V204H229ZM231 205H232V204H231ZM249 205H250V204H249ZM256 205H257V204H256ZM0 206H1V205H0ZM12 206H15V208L12 207ZM21 206H23V203L21 204ZM21 206H20V207H21ZM65 206H66V205H65ZM80 206H79V207H80ZM128 206H129V205H127V207H128ZM131 206H132V205H131ZM136 206H137V204H136ZM197 206H198V205H197ZM208 206H206V207L208 208ZM221 206H222L221 208H223V205H221ZM232 206H234V205H232ZM254 206H255V205H254ZM262 206H264V205L262 204ZM262 206H259V208L261 207L260 209H261V210L263 209L262 212L264 213V207H262ZM55 207H54V208H55ZM98 207H99V206H98ZM98 207H97V209H98ZM110 207H111V205H110ZM110 207H108V208H110ZM133 207H134V206H133ZM137 207H139V206H137ZM152 207H153V206H152ZM161 207H162V206H161ZM161 207H160V208H161ZM168 207H170V206H168ZM192 207H193V206H192ZM194 207H195V206H194ZM194 207H193V208H194ZM203 207H204V206H203ZM206 207H204V208H206ZM236 207H237V206H236ZM255 207H256V206H255ZM35 208H36V209H35ZM54 208H53V209H54ZM66 208H67V207H66ZM66 208H65V209H66ZM90 208H91V205H90ZM100 208H103V207H99V209H100ZM106 208H107V207H106ZM106 208H105V209H106ZM108 208H107V210H108ZM148 208H149V206H148ZM148 208H147V209H148ZM156 208H157V206H156ZM162 208H164V207H162ZM193 208H192V209H193ZM201 208H202V207H201ZM211 208H212V207H211ZM225 208H226V207H225ZM225 208H224V209H225ZM227 208H228V207H227ZM237 208H238V207H237ZM257 208H258V207H257ZM67 209L69 210V208H67ZM67 209H66V210H67ZM72 209H73V208H72ZM74 209H75V208H74ZM83 209H84V208H83ZM85 209H87V208H85ZM91 209H92V208H91ZM95 209H96V207H95ZM95 209H93V210H95ZM123 209H124V208H123ZM130 209H131V208H130ZM134 209H135V208H134ZM136 209H137V208H136ZM143 209H146V205H145V208H144V207L142 208V210H143ZM150 209H151V205H150ZM157 209H159V207H158ZM167 209H168V208H167ZM202 209H203V208H202ZM224 209H223V210H224ZM242 209H243V208H242ZM4 210H3V211H4ZM12 210H13L14 212H13ZM41 210H42V211H41ZM55 210H56V209H55ZM55 210H54V211H55ZM62 210H63V208H62ZM87 210H90L89 207H88ZM109 210H110V209H109ZM109 210H108V211H109ZM115 210H116V208H115ZM125 210H126V208H125ZM128 210H129V209H128ZM152 210L154 211L155 209H152ZM160 210H161V209H160ZM170 210H171V209H170ZM190 210H191V208H190ZM204 210H205V209H204ZM208 210H209V209H208ZM208 210H206V211H208ZM217 210H220V209H217ZM255 210H256V209H255ZM50 211H52V210H50ZM74 211H75V210H73V212H74ZM85 211H86V210H85ZM90 211H92V210H90ZM90 211H89V212H90ZM98 211H99V210H98ZM100 211L103 212V210H100ZM100 211L98 212V214L100 213ZM108 211H107L106 213H109V212H110V214H111L112 211H109V212H108ZM130 211H131V210H130ZM135 211H136V210H135ZM135 211H134V212H135ZM137 211H138V209H137ZM137 211H136V212H137ZM146 211H147V210H146ZM155 211H156V210H155ZM161 211H163V210H161ZM166 211H168V210H166ZM166 211H164V212H166ZM194 211H195V210H193V212H194ZM206 211H204V212H206ZM227 211H228V210H227ZM227 211H226V212H227ZM233 211H235V210L233 209ZM240 211H241V210H240ZM243 211H244V210H243ZM256 211H257V210H256ZM256 211H255V212H256ZM10 212H11V214H10ZM30 212H31V211H30ZM68 212H69V211H67V214H71V213H72V210L70 211L71 213H70V212L68 213ZM81 212H82V211H81ZM81 212H79V213H81ZM86 212L88 213V211H86ZM86 212H85V213H86ZM96 212H97V211H96ZM102 212H101V213H102ZM115 212H116V211H115ZM128 212H129V211H128ZM134 212H133V213H134ZM147 212H148V211H147ZM147 212H146V213H147ZM150 212H151V211H150ZM164 212H163V213H164ZM187 212H188V211H187ZM209 212L211 213L210 210H209ZM231 212H232V211H231ZM241 212H242V211H241ZM241 212H240V213H241ZM244 212H245V211H244ZM257 212H258V211H257ZM262 212H261V213H262ZM1 213H2V214H1ZM14 213H15V214H14ZM18 213H19V214H18ZM21 213H22V214H21ZM42 213H41V214H42ZM53 213L55 214L56 212H53ZM58 213H59V212H58ZM58 213H57V214H58ZM65 213H66V212H65ZM65 213H64V214H65ZM76 213H77V211H76ZM76 213H75V214H76ZM83 213H84V211H83ZM103 213H104V212H103ZM106 213H105V214H106ZM129 213H130V212H129ZM129 213H127V214H129ZM133 213H131V214H133ZM143 213H145V210H144ZM146 213H145V214H146ZM151 213H152V212H151ZM151 213H150V214H151ZM155 213H156V212H155ZM155 213H154V215H152V216L155 217V215H156L158 212H157L156 214H155ZM159 213H160V212H159ZM159 213H158V214H159ZM163 213H162V214H163ZM167 213H169V212H167ZM191 213H192V211H191ZM194 213H195V212H194ZM206 213H207V212H206ZM210 213H209V214H210ZM214 213H216V212L214 211ZM217 213H218V212H217ZM227 213H228V212H227ZM247 213H248V212H247ZM261 213H260V214H261ZM57 214H56V215H57ZM67 214H66V215H67ZM77 214H78V213H77ZM89 214H91V213H89ZM113 214H115V213L113 212L111 215H113ZM116 214H117V213H116ZM135 214H136V213H135ZM137 214H138V213H137ZM141 214H142V213H141ZM150 214H149V215H150ZM160 214H161V213H160ZM162 214H161V215H162ZM185 214H186V213H185ZM202 214H203V213H202ZM218 214H220V213H218ZM225 214H226V213H225ZM236 214H237V213H236ZM260 214H259V216H260ZM5 215H6L7 217H6ZM34 215L36 216V219H34V217H35ZM51 215H53V214H51ZM56 215H55V216H56ZM60 215H61V214H60ZM78 215H81V214H78ZM93 215H95V213H94ZM99 215H100V214H99ZM99 215L96 216V219H97V217H99ZM107 215H108V214H107ZM107 215H105V216L107 217ZM206 215H207V214H206ZM212 215H213V214H212ZM223 215H224V214H223ZM239 215H241V214H239ZM262 215H263V214H262ZM24 216H19V217H18V216H15L14 219H15V221H16V220H18L17 218H20V219H21V217L24 218ZM48 216H49V215H48ZM68 216H70V215H68ZM68 216H67V219H66V220H69V219H68V218H69ZM72 216H73V215H72ZM83 216H84V215L82 214V216H80V217H83ZM91 216H92V215H91ZM105 216H103L104 219H106ZM114 216H116L115 218L117 219V215H114ZM152 216H151V217H152ZM157 216H159V215H156V217H157ZM180 216H181V215H180ZM202 216H204V215H202ZM220 216H221V215H220ZM229 216H230V215H229ZM5 217H6L7 219H6ZM63 217H64V216H63ZM73 217H74V216H73ZM78 217H79V216H78ZM80 217H79V218H80ZM85 217H86V216H85ZM85 217H84V218H85ZM93 217H94V216H93ZM109 217H110V216H109ZM109 217H108V218H109ZM121 217H122V216H121ZM148 217H150V216H148ZM212 217H213V216H212ZM224 217H225V216H224ZM233 217H234V216H233ZM240 217H241V216H240ZM23 218H22V219H23ZM48 218H49V217H48ZM50 218H51V217H50ZM52 218H53V216H52ZM55 218H56V217H55ZM57 218H58V217H57ZM60 218H61V217H60ZM60 218H59V220H60ZM65 218H66V217H65ZM86 218H87V217H86ZM180 218H181V217H180ZM200 218H202L201 215H200ZM206 218H207V217H206ZM210 218H211V214H210ZM227 218H228V217H227ZM235 218H236V217H235ZM4 219H6V220L3 221ZM9 219H10V218H9ZM20 219H19V220H20ZM22 219L19 221V223L23 222ZM25 219H26V218H24L23 220H25ZM53 219H54V218H53ZM71 219H72V217H71ZM71 219H70V220H71ZM80 219H82V218H80ZM87 219H89V218H87ZM91 219H93V218L91 217ZM100 219L104 220V219L102 218V215L100 216ZM112 219H113V218H112ZM146 219H147V218H146ZM149 219H150V218H149ZM151 219H152V218H151ZM155 219H156V218H155ZM178 219H179V218H178ZM203 219H205V218H203ZM220 219H221V218H220ZM246 219H247V218H246ZM259 219H260V218H259ZM10 220H11V219H10ZM44 220H46V222H48V221H47V218L44 219ZM62 220H64V218H62ZM70 220H69V222H71ZM85 220H86V219H84V222H85ZM93 220H94V219H93ZM97 220H98V219H97ZM106 220H107V219H106ZM110 220H111V219H110ZM110 220H107V222H109ZM119 220H120V219H119ZM119 220H118V221H119ZM126 220H127V219H126ZM156 220L158 221L159 218L156 219ZM199 220H201V219H199ZM209 220H210V219H209ZM263 220H264V219H263ZM11 221L13 222V220H11ZM15 221L13 222V227L16 228V229L11 228V231L14 229L13 231H15V233H16V231L18 232V231H20L21 229L26 228L24 225H23V227L21 228V227H19L20 225L18 224L17 227L20 228V229L17 230V227H16V223H17V221H16V222H15ZM27 221H29V220H27ZM41 221H42V220H41ZM57 221H58V220H57ZM78 221H79V220H78ZM80 221H82V220H80ZM80 221H79V222H80ZM87 221H88V220H87ZM104 221H105V220H104ZM114 221H115V220H114ZM114 221H112L111 224H113ZM121 221H122V220H121ZM148 221H150V220H148ZM154 221H155V220H154ZM159 221H160V220H159ZM201 221H202V220H201ZM201 221H199V222H201ZM43 222H44V221H43ZM49 222H50V221H49ZM49 222H48V223H49ZM63 222H64V221H63ZM66 222H67V221H66ZM72 222H73V220H72ZM72 222H71V224L74 223V222H73V223H72ZM76 222H77V219H76ZM76 222H75V223H76ZM84 222H83V223H84ZM91 222H92V221H91ZM99 222H100V221H98V225H99ZM105 222H106V221H105ZM119 222H120V221H119ZM151 222H152V221H151ZM224 222H225V221H224ZM2 223H1V224H2ZM7 223H6V225H8ZM14 223H15V226H14ZM23 223H24V222H23ZM25 223H26V222H25ZM32 223H33V221H32ZM32 223L30 222V224H32ZM51 223H52V222H51ZM59 223H60V222H59ZM89 223H90V222H89ZM95 223H96V222H95ZM100 223H103V221H101ZM116 223H117V222H116ZM141 223H142V222H141ZM145 223H146V222H145ZM149 223H150V222H149ZM206 223H209L208 220L206 221ZM34 224H38V223L34 222ZM40 224H41V222H40ZM42 224H43V223H42ZM44 224H45V223H44ZM44 224H43V225H44ZM52 224H55V221H54ZM52 224H51V225H52ZM66 224H67V223H66ZM66 224H65V225H66ZM68 224H69V223H68ZM79 224H82V222L79 223ZM84 224H85V223H84ZM105 224H106V223H105ZM107 224H108V223H107ZM114 224H115V223H114ZM153 224H155V223L153 222ZM156 224H158V223L156 222ZM199 224H200V223H199ZM204 224H205V223H204ZM6 225H5V223H4V225H1V226H0V233L2 232V231H1V227H2V229H4V228L8 229L9 225H8V226H6ZM46 225H47V224H46ZM48 225H49V224H48ZM48 225H47V226H48ZM51 225H50V226H51ZM59 225H60V224H59ZM61 225H62V222H61ZM73 225H75V224H73ZM86 225H87V224H86ZM88 225H89V226H92L93 224L90 223V224H88ZM115 225H116V224H115ZM138 225H139V224H138ZM140 225H141V224H140ZM147 225H148V224H147ZM174 225H175V224H174ZM194 225H195V224H194ZM261 225H263V223H262ZM4 226H5V227H4ZM11 226H12V225H11ZM11 226H10V227H11ZM21 226H22V224H21ZM37 226H38V225H36V227H37ZM40 226H42V225H40ZM50 226H49V228L46 227V226H45V227L48 228V229L50 230L49 232L51 233V232H52V231H51V230H52L51 227L54 226V225H52L51 227H50ZM63 226H64V224H63L61 227H63ZM68 226H72V225L69 224ZM82 226H83V225H82ZM89 226H88V227H89ZM96 226H97V223H96ZM96 226H95V227H96ZM104 226H105V227H104ZM104 226L102 225L103 228H106V225H104ZM109 226H110V225H109ZM109 226H107V227H109ZM120 226H122V225H120ZM120 226H118V227L120 228ZM133 226H134V225H133ZM141 226H142V225H141ZM150 226H151V225H150ZM263 226H264V225H263ZM10 227H9V228H10ZM27 227H28V224H27ZM54 227H55V226H54ZM54 227H53V230H55V229L57 230L60 226H59V227L57 226V228H56V227L54 228ZM61 227H60V228H61ZM65 227L67 228V226H65ZM80 227H81V226H80ZM95 227H94V228H95ZM100 227H101V226H100ZM111 227L114 228L112 225L110 226V228H111ZM118 227H116V230L119 229ZM145 227H146V226H145ZM154 227H155V225H154ZM161 227H162V226H161ZM164 227H165V226H164ZM164 227H163V228H164ZM194 227H195V226H194ZM28 228H29V227H28ZM43 228H44V227H43ZM43 228H42V229H43ZM73 228H74V226H73ZM73 228L70 227V229H71L70 232L74 231ZM75 228H76V227H75ZM98 228H99V227H98ZM103 228H101V230H102ZM110 228H109V233L111 232L113 235L116 236V235H117V232H116V231H113V232H116V234H114V233L111 231ZM123 228H124V227H123ZM135 228H136V227H135ZM137 228H138V227H137ZM6 229H4L3 231H7ZM30 229H31V227H30ZM33 229H34V228H33ZM35 229H37V228H35ZM38 229H40V228H38ZM38 229H37V233H38ZM48 229H46V230L48 231ZM78 229H81V228H78ZM78 229H77V230L75 229V232H72V233H73V236H74V234H75L74 237H76V238L78 237L77 239H78L79 241H78L77 239H75V238H72V239L75 240V242L71 240L73 246L69 245V244L66 242V244H68V246H70V252H72V251L74 250L75 246H76V249L73 251L74 253H75L76 250L81 249L80 247H83V248H84V251H85V249H87V250H86L87 252H91V251H88V250H89V249H88V248H89L88 243H86V244L88 245V247H86L85 242L82 241V242H83V245L85 244V247H86V248H85L84 246H82V242H81L80 239H79V238H81L82 235H79V236L76 235V232L78 231ZM86 229H88V228L86 227ZM89 229H90V228H89ZM89 229H88V230H89ZM121 229H122V228H121ZM130 229H131V228H130ZM133 229H134V228H133ZM139 229H140V226H139ZM149 229H151V227H150ZM152 229H153V228H152ZM152 229H151V230H152ZM157 229H158V228H157ZM164 229H165V228H164ZM209 229H210V228H209ZM8 230H9V229H8ZM46 230H42V231H41L42 234H45V233H43V232H46V233H47ZM58 230H59V229H58ZM58 230H57V233L59 234ZM63 230H64V228H61L59 231L62 232ZM91 230H92V228L90 229V231H91ZM95 230H96V228H95ZM105 230H106V229H105ZM114 230H115V229H114ZM147 230H148V228H147ZM151 230H150V231H151ZM167 230H168V229H167ZM171 230H172V229H171ZM229 230H230V229H229ZM13 231H12V235H16V236H15V238L13 237L12 239H11V237L8 236V237L10 238V240H9V238H7L6 235H4V234H5L4 232L0 234V237L4 235L3 237L6 236L5 239L9 240V241H6L7 243H4V240H5V239H3V238L1 237L0 240L3 239V241H2V240L0 241V245L4 243L3 246H5V244H7L6 246H9V245L11 246V244H13V243H11V241H12V242L14 241L13 239H15V242H16L17 239H19V240L23 239L21 236H23L25 233H20V232H22V231H20V232L18 233V235H17V233L15 234V233H13ZM23 231H24V230H23ZM25 231H26V230H25ZM30 231H31V230H30ZM35 231H36V230H35ZM65 231L68 232V229H67V230L65 229ZM65 231L62 232V233L65 234ZM82 231H83V230H82ZM85 231H87V230H85V228H84V232H85ZM90 231H89V232H90ZM92 231H93V230H92ZM102 231H104V230H102ZM102 231H101V233H102ZM107 231H108V230H107ZM133 231H134V230H133ZM141 231H142V230H141ZM152 231H153V230H152ZM222 231H223V230H222ZM224 231H225V230H224ZM7 232H8V231H7ZM9 232H10V231H9ZM28 232H29V230H28ZM49 232H48V233H49ZM67 232H66V233H67ZM70 232H69V233H70ZM79 232H80V231H79ZM79 232H77V233H79ZM99 232H100V231H99ZM105 232H106V231H105ZM122 232H123L122 234H124V231H123V230H122ZM135 232H136V231H135ZM162 232H163V231H162ZM194 232H196V231H194ZM211 232H212V231H211ZM39 233H40V232H39ZM50 233H49L47 236L49 237V239L52 238V240H53V236L56 235V234L51 235L52 233H51V234H50ZM80 233L82 234V232H80ZM86 233H88V232H85V233H84V234H85V238L87 237L86 235H88V234H86ZM95 233H97V236L100 234V233L98 234V231H97V232L95 231ZM95 233H93V234H95ZM133 233H134V232H133ZM142 233H146V232H142ZM151 233H152V232H151ZM203 233H204V231H203ZM6 234H7V233H6ZM9 234H10V233H9ZM19 234H20V235L23 234V235H21V236L19 237ZM29 234H30V232H29ZM42 234H40V235H42ZM70 234H71V233H70ZM84 234H83V235H84ZM102 234H103V233H102ZM106 234H108V232H107ZM106 234H103V237L101 236L100 238L103 240L104 235L106 236ZM153 234H154V231H153ZM185 234H186V232H185ZM198 234H199V233H198ZM7 235H8V234H7ZM12 235H11V236H12ZM32 235H33V236H32ZM59 235H60V234H59ZM65 235H66V234H65ZM65 235H64V236H65ZM113 235H111L112 238H113ZM118 235H119V234H118ZM118 235H117V236H118ZM135 235H138L137 232H136ZM135 235H134V236H135ZM156 235H157V234H156ZM213 235H214V234H213ZM242 235H243V234H242ZM247 235H248V234H247ZM29 236H30V237H29ZM29 236L27 237V239H29V241H28L26 238L24 239L25 242H26V240L28 241V243L30 242L29 245L27 246L28 243H27V242L25 243L24 240H23L22 245H21V247L23 248V250H20V249H22V248L20 247V245H19V248H18V249L20 250L19 252H24V248H25V247H30V245H31V249H32V251H31V249H28V250H27V248H26V250L28 251V254H26V253H27L26 251H25V252H26L25 254L28 255V256H30V259H29L28 256H27L28 260H33V261L30 262V261L26 260V259H25V258H26V255H25V254H22L25 258H22V259L19 260V258L21 257V254H20L18 251H17V252H14V253H12V251H11V253H10V252H7V251L4 250L5 253H6V254H5V253L2 251V250H3V246H2V247L0 246V247L2 248V250H1V248H0V255H1V257H0V264H13L14 262H15V264H19V263H21V264H36V263H32V262L35 261V260H34L35 258H36V262H37V264H45V262H46L47 260H48V261L46 262V264H50V263H51V264H54L53 261L56 260V259H57V262H58V263H55V264H59V263H61V264H66V263L70 264V263H71V262H70L71 260H67V258L69 257V255H68V257H67V254L69 253V251H67V254H66V250H67V247H68V246H67V247L65 246V250H61V249H64V248H62L64 245L61 246V247L59 248V249H60V252H62V254H60V255H63V252H65V254H66V256H65V257H66V260L70 262V263H69V262L62 263L63 260H64L63 256H64L65 254H64L63 256H61V258H63V260L61 261V259H59V257H58V256H60L59 254L56 253V254H55L56 257H55V256L53 257L54 254H53L52 252H51V253L48 252V248H47V247H44L45 245H46V246L48 245V244H46V243H48V242H49V245H50V241H51V239L49 240V239L46 238L48 241H45L46 239L43 240V238H44V237H43L44 235H43V236H42L43 238L40 236V237H41V240H43V241H41L40 238H39V235H36V236H35V234H31V235H29ZM31 236H32V237H31ZM47 236H46V237H47ZM50 236H51V237H50ZM66 236H68V235H66ZM70 236H72V235H70ZM92 236H93V235H92ZM92 236H91V237H92ZM130 236H131V235H130ZM134 236H132V238H133ZM138 236H139V235H138ZM138 236H137V237H138ZM152 236H153V235H152ZM159 236H160V235H159ZM237 236H238V235H237ZM248 236L250 237V235H248ZM248 236H247V237H248ZM257 236H258V235H256V238H257ZM18 237H19V238H18ZM55 237H60V236H57V235H56ZM62 237H63V235H62ZM93 237H94V236H93ZM107 237H110V236H107ZM122 237H123V236H122ZM215 237H216V236H215ZM240 237H241V236H240ZM244 237H245V236H244ZM249 237H248V238L245 237V239L248 240ZM252 237H253V236H252ZM258 237H259V236H258ZM20 238H21V239H20ZM68 238H70V237H68ZM68 238H66V240H67ZM88 238H89V236H88ZM95 238H96V237H95ZM97 238H98V237H97ZM100 238H99V239H100ZM116 238H117V237H116ZM120 238H121V237H120ZM120 238H119V239H120ZM129 238H130V237H129ZM139 238H140V236H139ZM151 238H152V237H151ZM194 238H195V237H194ZM250 238H251V237H250ZM54 239L56 240V238H54ZM81 239H84V238H81ZM89 239H91V238H89ZM89 239H88V240H89ZM93 239H94V238H93ZM93 239H92V240H93ZM101 239H100V240H101ZM104 239H105V238H104ZM119 239H117V240H119ZM137 239H138V238H137ZM200 239H201V242H202L203 239H202V238H200ZM232 239H233V238H232ZM241 239H242V238H241ZM245 239H242L243 242L246 241ZM251 239L254 240V238H251ZM251 239H250V240H251ZM55 240H53V242H55ZM66 240L64 239V241H66ZM84 240H85V239H84ZM95 240H96V239H95ZM107 240H108V241H110V240L112 241L111 238H110V239H107ZM134 240H135V239H134ZM141 240H142V239H140L139 241H141ZM146 240H148V238H147ZM146 240H145V241H146ZM151 240H152V239H151ZM151 240H150V241H151ZM198 240H199V239H198ZM242 240H241V241H242ZM244 240H245V241H244ZM44 241H45V244L42 243V242H44ZM57 241H58V240H57ZM59 241H60V238H59ZM67 241H68V240H67ZM77 241H78V243H77ZM97 241L99 242L98 239H97ZM103 241H104V240H103ZM103 241H102V243H103ZM114 241H116V240H113V243H114ZM125 241H126V240H125ZM143 241H144V240H143ZM143 241H142V242H143ZM193 241H194V240H193ZM204 241H205V240H204ZM218 241H219V240H218ZM254 241H256V240H254ZM2 242H3V243H2ZM15 242H14V244H15ZM17 242L20 243V241H18V240H17ZM60 242H62V239H61ZM69 242H70V239H69ZM91 242H92V241H91ZM93 242H94V241H93ZM129 242H130V241H129ZM129 242L127 241V243H129ZM131 242H132V241H131ZM136 242H137V241H136ZM196 242H197V241H196ZM243 242L241 243V245L239 244V245H240L239 247H242V246H243V244H244ZM249 242H250V241H249ZM251 242H252V241H251ZM256 242H258V241H256ZM9 243H10V244H9ZM19 243H17V244H19ZM23 243L26 244L25 247H23V246H24ZM41 243H42V244H41ZM51 243H52V241H51ZM64 243H65V242H64ZM79 243H81V245H80L79 248H78L77 245H79ZM95 243H96V241H95ZM99 243H100V242H99ZM111 243H112V242H111ZM117 243H118V241H117ZM122 243H123V242H122ZM125 243H126V242H125ZM125 243H124V244H125ZM127 243H126V244H127ZM252 243H254V242H252ZM8 244H9V245H8ZM14 244H13V245H14ZM43 244H44V246H43L44 249H47L46 253H44L45 250L42 249V246H41V245H43ZM89 244H90V243H89ZM91 244H93V243H91ZM124 244H123V245H124ZM137 244H138V242H137ZM156 244H158V243L156 242ZM160 244H161V242H160ZM254 244H255V243H254ZM256 244H257V243H256ZM13 245H12L11 247H13ZM57 245H58V247H59L60 244L57 243ZM61 245H62V244H61ZM93 245H94V244H93ZM93 245H92V247H93ZM114 245H115V243H114ZM123 245H122V246H123ZM132 245H133V244H132ZM132 245L130 244V245H127L126 247H128V249L130 250V248H131L130 246H132ZM141 245H142V244H141ZM141 245H140V246H141ZM148 245H149V244H148ZM148 245H147V246H148ZM151 245H152V244H151ZM182 245H183V244H182ZM246 245H248V244L246 243ZM246 245H245V246H246ZM250 245H252V244L249 243L248 246H250ZM261 245H262V244H261ZM10 246H9V248H10ZM51 246H52V245H51ZM90 246H91V245H90ZM110 246H111V244H110ZM110 246L108 245V248H109ZM116 246H118V245L116 244ZM134 246H135V245H134ZM142 246H143V245H142ZM158 246H159V245H158ZM184 246H185V245H184ZM245 246H244V248H246ZM248 246H247V248H248ZM252 246H253V245H252ZM256 246H258V244H257ZM259 246H260V245H259ZM259 246H258V247H259ZM15 247H16V245H15L13 248H15ZM48 247H50V246H48ZM53 247H54V246H53ZM92 247H91V249L93 250L94 247H93V248H92ZM124 247H125V246H124ZM129 247H130V248H129ZM137 247H139V246H137ZM137 247H136V249H137ZM153 247H154V246H153ZM182 247H183V246H182ZM187 247H188V246H187ZM258 247H257V249H258ZM263 247H264V246L259 247V248H262V251H263V252L261 251V249H260V252H259L260 254H261V252H262V255L264 254V248H263ZM56 248H57V246H56ZM68 248H69V247H68ZM72 248H73V250L71 251ZM77 248H78V249H77ZM83 248H82V249H83ZM98 248H99V247H98ZM105 248H106V247H105ZM105 248H104V249H105ZM108 248H107V250H108ZM132 248H133V246H132ZM132 248H131V249H132ZM149 248H150V245H149L148 248H146V250H148ZM247 248L245 249L246 252H247ZM251 248H252V247H251ZM251 248H250V249H251ZM4 249H6V248L4 247ZM15 249L17 250V247H16ZM59 249H58V251H59ZM82 249H81V250H82ZM122 249L124 250V248H122ZM125 249H127V248H125ZM128 249H127V253H129V254H128V257H129V255H130V251H129ZM141 249H142V248H141ZM144 249H145V247H144ZM179 249H180V248H179ZM207 249H208V248H207ZM239 249H242V248H239ZM252 249H253V248H252ZM252 249H251V250H252ZM257 249H255V250L258 251ZM10 250H11V248H10ZM16 250H15V251H16ZM39 250H40V251H39ZM50 250H51V247H50ZM53 250H54V249H53ZM53 250H52V251H53ZM81 250H79V252L76 251V255H77V256H78V254H79V256H81V255L83 254V253H81ZM98 250H99V249H98ZM105 250H106V249H105ZM105 250H104V251H105ZM107 250H106L105 252H110V251H107ZM111 250H112V249H111ZM113 250H114V249H113ZM123 250H121V251H123ZM146 250H145V251H146ZM184 250L186 251L185 248H184ZM204 250H205V249H204ZM211 250H212V249H211ZM242 250H243V249H242ZM242 250H241V251H242ZM1 251H2V252H1ZM13 251H14V249H13ZM30 251H31L32 253H31ZM41 251H43V255H40L41 257H39L38 253H40ZM55 251H57V250H55ZM55 251H54V253H55ZM58 251H57V252H58ZM84 251H83V252H84ZM99 251H100V250H99ZM117 251H118V249H117ZM124 251H125V250H124ZM124 251H123V253H124ZM139 251H140V250H139ZM142 251H144V250H141L139 253L137 252L138 255H141L140 253H142ZM145 251H144V252H145ZM160 251H161V250H160ZM176 251H177V250H176ZM178 251H179V250H178ZM182 251H183V250H181L180 252H182ZM208 251H209V249H208ZM208 251H207L206 253H209ZM245 251L243 250L242 253L245 252ZM29 252L31 253L30 255H29ZM34 252H35L36 254H34ZM37 252H38V253H37ZM92 252H93V251H92ZM92 252H91V253H92ZM102 252H103V251H102ZM111 252H112V251H111ZM119 252H120V251H119ZM144 252H143V253H144ZM156 252H158V251H156ZM204 252H205V251H204ZM218 252H219V250H218ZM238 252H239V251H238ZM248 252H249V250H248ZM248 252H247V255H248ZM253 252H254V250H253ZM1 253H2V254H5V255H3V256H5V257H3ZM9 253H10V254H9ZM74 253H71V254H74ZM77 253H78V254H77ZM85 253H86V252H85ZM91 253H90L89 256H91ZM98 253H99V252H98ZM100 253H101V251H100ZM100 253H99V254H100ZM123 253L121 252L120 254H123ZM125 253H126V252H125ZM125 253H124V254H125ZM127 253H126V254H127ZM131 253L134 254V250H133V252L131 251ZM174 253H175V252H174ZM177 253H178V255L180 254L179 252H177ZM202 253H203V250H202ZM211 253H212V252H211ZM214 253H215V252H214ZM216 253H217V250H216ZM219 253H220V252H219ZM230 253H231V252H230ZM250 253H251V251H250ZM250 253H249V254H250ZM256 253H257V252H256ZM259 253H257L254 257H256V256H258V257H256V258H259V257H260L259 259H262L261 262H260V260H259V262H258V261H257L258 259L253 258V254H254V253H253L252 255H249V256H246V257H244V256H245V255H244L245 253H244V254H243L244 256L242 255L241 258L237 257L239 260L237 259L236 261H234L235 263H233V264H264V259H263L264 256L262 257V255H260ZM8 254H9L10 257H11L10 259H9V257H8ZM32 254H33V256H32ZM40 254H42V252H41ZM46 254H47V255L50 254V256H51V254H52V259H53V258H54V259L51 260V259H50L51 257H50L49 255H48V256H49L50 258L45 257ZM69 254H70V253H69ZM71 254H70V255H71ZM96 254H97V249H96ZM102 254H103V253H102ZM113 254H115V253H113ZM158 254H159V253H158ZM183 254H185V253H183ZM183 254H182V255H183ZM11 255H12V256H11ZM76 255H75V256H76ZM85 255H87V256H85V257H87V259H89V258H88V253L85 254ZM94 255H95V254H92V256H94ZM97 255H98V254H97ZM105 255H106V254H105ZM105 255H104V256H105ZM138 255H137V256H138ZM143 255H144V254H143ZM171 255H172V254H171ZM171 255H170V257H171ZM210 255H211V254H210ZM6 256H7L8 258H7ZM23 256H22V257H23ZM35 256H37L38 258L35 257ZM71 256H73V255H71ZM101 256H102V255H101ZM124 256H125V255H124ZM126 256H127V255H126ZM130 256H131V255H130ZM133 256H134V255H133ZM172 256H173V255H172ZM212 256H213V257L210 258V259H214L215 255H212ZM250 256H251V257H250ZM32 257H33L34 259H32ZM43 257L46 259L45 262H44V260H43V259H44ZM114 257H115V256H114ZM117 257H118V256H117ZM117 257H116V258H117ZM128 257H126V258L128 259ZM131 257H132V256H131ZM139 257H142V255L139 256ZM243 257H244V258H243ZM2 258L4 259V263H3V259H2ZM39 258L42 259V260L40 259L42 263H41V262L39 263V261H38ZM55 258H56V259H55ZM81 258H82V257H81ZM81 258H80V259H81ZM90 258H91V261H89V262L91 263V262H92V257H90ZM93 258H94V257H93ZM109 258H110V257H109ZM112 258H113V257H112ZM123 258H125V257H123ZM129 258H130V257H129ZM154 258H155V257H154ZM172 258H173V257H172ZM172 258H171V259H172ZM174 258H176V257H174ZM180 258H181V256H180ZM208 258H209V257H208ZM225 258H226V257H225ZM227 258H228V257H227ZM1 259H2V261H1ZM16 259H18V261H17ZM70 259H72V257H70ZM74 259H75L76 261H78L79 258L77 257V259H76V257H75ZM80 259H79V261H78V263H80V264L82 263L81 261H85V260H87L86 258H84L85 260H84V259H83V260H80ZM97 259H98V258H97ZM100 259H101V258H100ZM103 259H104V258H103ZM105 259H106V258H105ZM130 259H131V258H130ZM130 259H129V260H130ZM137 259H139V258H137ZM137 259H136V260H137ZM229 259H230V258H229ZM229 259H227V260H229ZM240 259H241V260H240ZM15 260L17 261V263H16ZM66 260H64V261H66ZM75 260L73 261L74 264L76 263ZM93 260H94V259H93ZM106 260H107V259H106ZM106 260H105V261H106ZM115 260H116V262L118 261L117 259H115ZM184 260H185V259H184ZM207 260H208V259H207ZM60 261H61V262H60ZM101 261H103V260H101ZM130 261H131V260H130ZM130 261H129V262H130ZM137 261L139 262V260H137ZM167 261H168V260H167ZM169 261H170V260H169ZM171 261H174V262H175V259H174V260H171ZM209 261H210V260H209ZM222 261H223V260H222ZM230 261L233 262L232 260H230ZM230 261H229V262L227 261V262L230 264ZM262 261H263V262H262ZM18 262H19V263H18ZM43 262H44V263H43ZM89 262L87 261V263H89ZM93 262H94V261H93ZM96 262H97V261H96ZM96 262H94V263H96ZM126 262H127V261H126ZM133 262H134V261H133ZM138 262H137V264H138ZM178 262H180V261H178ZM223 262H224V261H223ZM223 262H222V264H223ZM227 262H226V260H225L224 263H227ZM97 263H98V262H97ZM97 263H96V264H97ZM106 263H107V262H106ZM123 263H125L124 260H122V264H123ZM131 263H132V262H131ZM134 263H135V262H134ZM164 263H165V262H164ZM169 263H170V262H169ZM169 263H168V264H169ZM186 263H187V262H186ZM71 264H72V263H71ZM85 264H86V262H85ZM100 264H101V263H100ZM135 264H136V263H135ZM139 264H140V263H139ZM172 264H173V262H172ZM178 264H179V263H178ZM208 264H217V263H214L213 260H212V261H210ZM219 264H220V263H219Z\"/></svg>",
    "mask_w": 264,
    "mask_h": 264
},
{
    "label": "rangeland",
    "instance_id": "rangeland-1",
    "mask_svg": "<svg viewBox=\"0 0 264 264\" xmlns=\"http://www.w3.org/2000/svg\"><path fill=\"white\" fill-rule=\"evenodd\" d=\"M10 1H11V0H10ZM10 1H9V2H10ZM15 1H16V0H15ZM18 1H19V0H18ZM28 1H29V0H28ZM38 1H39V0H38ZM38 1L36 0V2H35V1H31V0H30V2H27V1H25V2H26V6H27L28 3L30 4L31 2H33V5L35 6L34 2L37 4ZM49 1H50V0H49ZM51 1H52V3L55 2V0H51ZM53 1H54V2H53ZM57 1H58V0H57ZM57 1H56L55 3H57ZM59 1H62V0H59ZM64 1H65V0H63V1L61 2L62 4H60V2H58V3H57V4H58L57 6L62 5V6L64 7V5H63V2H64ZM88 1H89V2H88ZM92 1H94V2H92ZM96 1H97V2H96ZM98 1H99V2H98ZM103 1H104V2H103ZM103 1H100V0H85V2H84V0H72V2H71V1L67 0V1H65L66 3L71 2V3L68 4V7H67L66 3L64 2V4H65L64 9H62L63 7H60L61 9L59 10V9L56 8V7H57L56 4H55L54 6H47V4L49 3L48 0H47V1L45 0V2H48L47 4H46L45 2H43L44 5L40 3V2H41V0H40V1L38 2V3L41 4V5L39 4L40 7H39V8H38V6L36 7V8L38 9V11H37V15H35V12H36L37 9L34 8V7H32V6H33L32 4H31L32 6H31V5H30V6H31L33 9L30 8L29 10H31V11L33 12V10L36 9V10H34L33 13L31 12V13H32V16H34V17L37 16L38 20L35 19L36 21H39V22H40L41 20L44 21V22L41 21V22L43 23L42 26H43V25H45V26L47 25V26H48L50 22H51V24H52V22L55 23V24H57V25H54V26H56V27H52L53 24H52V25H49V26H51L52 28H57V26H58L59 29H58V30L56 29L57 32H58L59 30H61L60 27H62L63 22L66 21V23H67V20L69 19L68 17L71 16V18H72V16L74 15V13H75L76 11H77V12L75 13L74 17H75L76 19H77V18L80 19V20L77 19V20L79 21V22L77 23V25H79V23H81V19H82V18H83L84 20H88V19L90 18L91 14L93 13V14H92V17H93V16H94V17H93V18H90V20H91V19H94V20H91L92 23L90 22V20H88V21L91 23V24L89 23V27H90V28H88V29L90 30L89 33L91 32V33H90V35L92 36L91 39L94 38L93 40H91V39H90V40H91L92 42L94 41L93 44L96 42V43H95V48L97 49V46H96V45H98V49H99V51H98V49L96 50L94 47H92V46H93V44H91L92 42H89V41L84 40V39H86V37H84L85 35H82V34H79L81 38H82V36H83V39H80V38H79L82 42L78 40V41H77V42H79L78 45H80V42H81V46H83L84 44H85V46H86V44H87V42H88V43H89L88 45H91L90 47H92V49L94 48V50H96V51H95L96 54H97V52H99L98 54H103V53L105 54V53L107 52V50H110V49H107V48L112 47L111 45H113V44H114V46H113L112 48H114L115 45H117V47H118V43L115 44V43H114L115 41H116V42H119V44H121V43H120L121 41H122V43L125 42V45L122 46V44H121V46H122L121 48L123 49V47L125 48L126 46H127L126 48L129 47V49H127L128 52H130L131 49H132L133 51H134V49H135V51H134L135 53L133 52L134 54H130V53H132V52L128 53L125 49H123V51H124V52H123L122 49L119 47L120 49H118V50L116 49L117 52H116L115 49L113 50V51L115 52V53H114V57H113V54H112V51H111L112 48H111V50H110L111 53L109 54L110 51H109L108 53H106V54H108V56L105 54V56L108 57V58L106 57V58H107V61H106V62L104 61L106 64H108V63H107L108 61L110 62V61L112 60L111 55H112V57H113V60L116 59V60H114L115 62L120 61V57H121V56H120V53H121V51H122V53H125L124 56H126V57L130 54V55H129L130 59H129V57L126 58V59L124 58L125 60L128 59V61H130V62L132 61V63H133L134 65H133L132 63H128L130 66H132V65H133V66H137V65H135V63H137V61L139 62V60H141V59H143V58L145 59L146 56H148V57H146V58H147V59L149 58L150 61L156 59V55L158 54V52H157L156 54H154V53H152V52H153V50L158 49L159 47H155V45H156V46H160V49H161V47H163V46H161L160 44H161L162 42L165 43V40H167V39L170 38V37H168L167 39L164 38L165 40L163 39L162 35H165V34H167L168 32L166 31L167 33H164L165 31L163 30V31H164L163 33H164V34H161V30H162L161 28H162L163 26H164V27H163L164 29L170 27V26H169V27H166L165 25H166L167 23H165V22H166V21H168V23L170 22L169 19H168V18H169V17H168L169 15H170V17H172V18H170L171 20H172L173 18H174V19L176 18V16H175V15L172 16L171 13L174 12V11H176L177 9L174 10V9L171 8V10H174V11H171V10L169 9L168 11L171 12V13L168 14V11L166 10V7H165V9H164V7H163V8H162L163 10L161 9V11H163V12H159V13H158L159 15H157V16H160V15H162L163 13H165V14L167 13V15H168L167 17H168V18H165V16L162 15V16L165 18V20H163V18H162V20H159V18L156 19V21L159 20V23H158V24L156 23V21H155V22H150V20H152V19H151L152 16H153V20H155V16H156V15L154 16V13H155V12H154V13L151 12L153 15H150L151 13L149 14V17L151 16L150 18L148 17V19H150V20H149V23H150V24H148V21H145V22H147V23H146V25H144V26L146 27V26H149V25H150V26H149L150 28H151V26H152V27L155 26V27H153L152 29H148V31H147V28H148V27L145 28L146 30H144V31L146 32V34H147V32H148V34L145 35L146 42L149 41L150 43L148 42L149 44H148V43L146 44V43L144 42V41H145V40H144V37H142V38L139 39V40H141L142 42H144L145 45H147V49H148L149 46H151V44H153V47H152V48L150 47V48H151V49H153L154 47H155V48L152 50V52H151L152 54H149L150 51H147V50H146V51H142V53H144V55L142 56V55H140V54H142V53H140L138 50L141 51V48H144L145 45L143 44L144 46L142 45L143 47L140 48V46H141L140 44H138L139 47H137L138 45H137V46L135 45L136 43L133 44L132 41H133L134 38H133L132 35H133V33H134V30H135V32L138 30V27H137V26H139V29H140V27L143 26L142 23L145 24V22L143 21V20H145V19L142 18V19H143V20H142V21H143L142 23H139V22L137 21V23H139L140 25H137V23H136V24H135L136 26H135V25H133V24H134V22H133V24H131V25L134 26L133 28H132V27L130 28L129 25H128V29H127V26H124V27L129 31V33H130L131 35H130L129 33H126V32H128V31H122V30H123V29H122V28H123V25H125L124 22H126L125 17H126V19H127V18L129 19V18H131V17H128V16H132L131 19H133V17H135V13H136V11L139 10V8H140V11H141V7H140V6L143 5V4H142V3L140 4V2H142V1H140V0H137V1H136V0H122V1H121V0H116V1H117V2H116L115 0H113V2H112V0H111V3H110V0H103ZM106 1H107V2H106ZM114 1H115V2H114ZM118 1H119V3H118ZM130 1H131V2H130ZM143 1H144V0H143ZM188 1H189V2H188ZM188 1L186 0V2L189 3V4H188V3H187V4H188V6L190 5L189 7H190L191 9H189V7L186 6V3L184 4L183 2H181V4H182L183 6H185V8H186L187 11H186L183 7H181V8L178 7L179 9H178L177 11H178V14H179V15H177V13L175 12L176 15H177L178 22H175L176 19H175V20H174V19L172 20V21L175 22L174 24H172V21L170 22V23H171L170 25H174V26H173L174 28H175V27L177 28L178 26L181 28L180 24H181V23H184V21H185V23H184L185 25H184V26H186V22H187V23L189 22L187 18H189L190 23H192L191 26H190V25H189V26H190L191 28H193L192 25L195 23L194 20H196V19L198 20L199 18H201V17H199V16H205V18H206L207 14H208L211 10H212V11H213V10L215 11L214 8H218V9H220V8L222 7V9H220V10L216 9V11H218V13H221V15L224 14L225 9L227 10V8H224V7H226V5H227L226 2L224 3V1H227V0H224V1H223V0H217V1L213 0V1H215V2L218 4V5L215 4L216 7L214 6V4L212 5V6H214V7L210 6L211 4H210V5L207 4V3H211V2H212V1H210V0H208V2H206L207 0H206V1H203V0H193V1H192V0H191L192 2H191L190 0H188ZM200 1H201V2H200ZM202 1H203V2H202ZM209 1H210V2H209ZM253 1L255 2V0H253ZM258 1H259V0H258ZM260 1H261V0H260ZM12 2H13L12 4H14V3H16L17 1L14 2V0H13ZM21 2L24 3V0H23V1L21 0ZM126 2H127V3H126ZM204 2H206V3H204ZM254 2H253V3H254ZM50 3H51V2H50ZM52 3H51V5H53ZM87 3H88V4H87ZM91 3H92V4H91ZM94 3H95L97 6H96ZM109 3H110V4H109ZM137 3H138V4H137ZM194 3H195L196 5H195ZM256 3H257V0H256V2H255L254 4H256ZM263 3H264V2H263ZM263 3H262V4H263ZM9 4H10V5H9ZM20 4H22V3H20V2L18 3V2H17V4H14V5L17 6V5H20ZM24 4H25V3H24ZM24 4H22V6H23ZM45 4H46V5H45ZM83 4H84V6H83ZM100 4H101V5H100ZM116 4H117V5H116ZM119 4H120V5H119ZM127 4H129V5H127ZM181 4H180V5H181ZM198 4H199V5H198ZM206 4H207V5H206ZM222 4H223V5L225 4V6L223 7ZM262 4H261V3L258 4V5H260V6H258V7H262V6H261ZM7 5L10 6V10H12V9L15 8L14 5L12 6V7H14V8H11V3H8ZM42 5H43V6H42ZM48 5H49V4H48ZM89 5H90L91 7H90ZM182 5H181V6H182ZM200 5H201V6H200ZM219 5H220V7H218ZM26 6H23L22 9H25ZM55 6H56V7H55ZM88 6H89V8H88ZM119 6H120L121 8H119ZM165 6H167V5H165ZM192 6H193V7H192ZM194 6H195V7H194ZM5 7H6V6H5ZM44 7H45V8L47 7L48 9L51 8V7H53V8L55 7L56 9H54V11H55V10H57V11L59 10V12H60V11H63V10H64V11H67V12H65V13H64V11H63V12H60V13H59V12H58V13H55V12H54V13H53V16H50V18H49V15H48L49 13H48L47 11H51L52 8H51L50 10H48V9H45ZM101 7H102V8H101ZM104 7H106L107 9L104 8ZM115 7H116V8H115ZM263 7H264V6H263ZM17 8H18V9H19V8L21 9V5H20V7H17ZM28 8H29V7H28ZM58 8H59V7H58ZM66 8H69L71 11H74V12H71L69 9H66ZM87 8H88V10H87ZM90 8H91L92 10L95 8L97 11L94 9L96 12H92V10H91ZM99 8H100V9H99ZM109 8H110V10H109ZM113 8H114V9H113ZM168 8H169V6H168ZM168 8H167V9H168ZM187 8H188V9H187ZM192 8H193V9H192ZM210 8H213V9L210 10ZM15 9H16V8H15ZM22 9H21V11L23 12L24 10H22ZM41 9H42V10H41ZM72 9H73V10H72ZM89 9L91 10V13L88 12V11H90ZM104 9H105V10H104ZM182 9H183V12H186V14H187V17L184 16L183 19H182V16L185 15V13L182 12V15H181V11H182ZM194 9H195V10H194ZM10 10H8V11H9V14L11 13ZM68 10H69V12L71 13L70 16L68 15V13H69ZM100 10H101V11H100ZM102 10H103V11H102ZM106 10H107V11H106ZM164 10L167 11V12H164ZM209 10H210V11H209ZM259 10H260V9H259ZM263 10H264V9H263ZM263 10H260V12L258 11V12L255 14V16H257V14H258V15H260V14H261V15L264 14ZM12 11H13V10H12ZM17 11H19V10H17ZM21 11H20V12H21ZM26 11H28L27 8H26ZM26 11H25V13H26ZM44 11H45V12H44ZM57 11H56V12H57ZM98 11H99V12H98ZM140 11H139V12H140ZM188 11H189V12H188ZM193 11H194V12H193ZM216 11H215V12H216ZM222 11H223V13H222ZM13 12L16 13L15 10H14ZM42 12H43V14H42ZM46 12H47L48 14H47ZM85 12H86L87 14L89 13L90 15H86ZM131 12H132V13L134 12V13H133L134 15H133ZM187 12H188V13H187ZM225 12H226V11H225ZM261 12H263V13H261ZM14 13H12L13 15L10 14V15H12L11 18H13ZM25 13H24V14H25ZM39 13H41V14H39ZM61 13H62V15H61ZM63 13H64V15H66V13H67L68 17H67V15H66L65 17H63V16H64ZM81 13H82V15H81ZM83 13H84L85 15H83ZM95 13H96L97 16L95 15ZM140 13H141V12H140ZM160 13H162V14H160ZM189 13H191V14L188 16ZM194 13H195V14H194ZM210 13H211V14L213 13V16H215L214 12H210ZM21 14L23 15V13H21ZM26 14H28L27 16L29 17V15H30V11L27 12ZM33 14H34V15H33ZM44 14H45V16H44ZM46 14H47V15H46ZM50 14H52V11L50 12ZM54 14H56V15H54ZM108 14H109V15H108ZM130 14H131V15H130ZM156 14H157V13H156ZM173 14H174V13H173ZM196 14H197V16H196ZM0 15H1V14H0ZM16 15H17V14H16ZM16 15H15V16H16ZM42 15H43V16H42ZM57 15H58V16H57ZM76 15H77V16H76ZM78 15L80 16V18H79ZM98 15H100V16H98ZM136 15H137V14H136ZM138 15H139V14H138ZM193 15H195V16H193ZM219 15H220V14H218V16H216V17H219ZM15 16H14V19L17 17V16L15 17ZM32 16H30L31 19H34V17H32ZM38 16L40 17L41 20L39 19ZM46 16H47L48 18H47ZM54 16H57V18L54 17ZM60 16H61L63 19H66V17H67L68 19H66L65 21H64V20H63V21L60 20V21H62V22H61L62 24L60 23L61 25L59 26L58 24H59L60 21H58V19H62ZM83 16H84V17H83ZM85 16H86L87 18H85ZM101 16H102L103 18H102ZM104 16H105V17H104ZM108 16H109L110 18H109ZM111 16H112V17H111ZM115 16H116V17H115ZM117 16H118V17H117ZM146 16H148V15H146ZM162 16H161V17H162ZM174 16H175V17H174ZM191 16H193V17L191 18ZM211 16H212V15H209V14H208V18L211 17ZM0 17L3 18L4 15H2V16H0ZM28 17H26L27 19H26V18H25V19H26V20H30V21L32 22V20H31V19H28ZM42 17H44V18H42ZM45 17H46L47 19H46ZM53 17H54V18H53ZM97 17H99V18H97ZM123 17H124V18H123ZM180 17H181V18H180ZM197 17H198V18H197ZM221 17H222V16H220V18H221ZM258 17H259V16H258ZM2 18H0V19L2 20ZM17 18H18V17H17ZM17 18H16V19H17ZM22 18H23V16H22ZM52 18H53V19H52ZM75 18H72V20H73V19L75 20ZM95 18H96V19H95ZM108 18H109V19H108ZM146 18H147V17H146ZM156 18H157V17H156ZM202 18H203V17H202ZM4 19H5V18H4ZM14 19H10V17H9V20H7V21L3 20V21H5V22H9V23H10V22H11L12 20H14ZM23 19H24V18H23ZM117 19H119V20H117ZM148 19H146V20H148ZM167 19H168V20H167ZM191 19H192V20H191ZM203 19H204V18H203ZM203 19H202V20H203ZM1 20H0V21H1ZM51 20H52V21H51ZM55 20L58 21V23H56ZM72 20H69V22H70V23H71V22H74V20H73V21H72ZM84 20H82V21H84ZM99 20H100L101 22H100ZM109 20H110V21H109ZM120 20H121V21H122V20H125V21L123 22V25H122L121 22H118V21H120ZM129 20H130V19H129ZM153 20H152V21H153ZM179 20H181V22H180ZM182 20H183V21H182ZM197 20H196V21H197ZM205 20H206V19H205ZM207 20H208V19H207ZM3 21H1V23H2ZM16 21H17V20H16ZM30 21H29V22L26 21L28 24H27V26L23 29L24 31H26V30H25L26 28L28 29V25H29ZM46 21H48V22L50 21V22L48 23V22H46ZM88 21H87V22H88ZM93 21H94V22H93ZM104 21H105V22H104ZM112 21H114V22H115V21L118 22V23L120 24L119 27L121 26V28H118V26H116V25H117L116 22H115L116 25H114V26H116L117 29H116V27L114 28L113 25H112ZM160 21H163V22H160ZM176 21H177V20H176ZM191 21H192V22H191ZM200 21H201V19H200ZM12 22H13V21H12ZM14 22H15V20H14ZM34 22H35V21H34ZM45 22H46V23H45ZM97 22H98V23H97ZM108 22H110L111 24L108 23ZM127 22H128V20H127ZM127 22H126V23H127ZM140 22H141V20H140ZM198 22H199V21H198ZM201 22H202V21H201ZM32 23H33V22H32ZM36 23H37V22H36ZM36 23H35V24H36ZM84 23H85L86 26H87L88 23H86V21L83 22V25H82V23L80 24V25L83 26V27H79L80 25H79V26H75L74 23H73V24L71 23L72 25H71V24H70V25L72 26V30H73V29H76V30L79 31L80 28H81V29L85 32L84 34H86V32H87V28H86V31L83 29V28L86 27V26H84ZM101 23H103V24H101ZM106 23H108V24H106ZM151 23H155V24H152V25H151ZM162 23H164V24H162ZM178 23H179V24H178ZM199 23H200V22H199ZM3 24H4V23H3ZM3 24H2V25H3ZM5 24H6V23H5ZM67 24H69V23H67ZM67 24H66V25H67ZM93 24H94V25H93ZM95 24H96V25H95ZM98 24H99V25H98ZM113 24H114V23H113ZM156 24H157V25H156ZM159 24H160V25H159ZM175 24H177L178 26L175 25ZM188 24H189V23H188ZM188 24H187V25H188ZM197 24H198V23H197ZM0 25H1V24H0ZM32 25H33V24H32ZM32 25H31V27L29 26L31 29H32V27H34L32 30H34L35 27H36L37 31L40 30V32H42V30H41V29H38V26H36L37 24H36L35 26H32ZM38 25H41V23L38 24ZM64 25H65V23H64ZM64 25H63V26H64ZM66 25H65V26H66ZM70 25H68V27L66 26V29H65L64 27H62V34L65 33V31H66L65 34H67V32L70 31V29H71V28H70V27H71ZM73 25H74V26H73ZM97 25H98V26H97ZM108 25L112 27L111 29H113V30L115 29V30L113 31L114 33H116V34H114V36L112 35V34H113L112 30H111V33H112V34H110L109 32L106 31L107 28H108V31H110V29H109L110 27H109ZM131 25H130V26H131ZM167 25H168V24H167ZM182 25H183V24H182ZM194 25H195L194 27L197 26L196 24H194ZM3 26H5V25H3ZM49 26H48V27H49ZM93 26H94V28H93ZM103 26H105V27H104L105 29L103 28ZM157 26H158V27H157ZM159 26H160V29H159ZM51 27H50V28H51ZM75 27H76V28H75ZM87 27H88V26H87ZM0 28H1L0 30H2L3 27L1 26ZM4 28H5V27H4ZM39 28H40V27H39ZM42 28H43V30H45L46 27L44 28V26H43ZM63 28H64L65 31L63 30ZM67 28H68V30H67ZM69 28H70V29H69ZM77 28H79V29H77ZM96 28H97V29H96ZM102 28L104 29V32L101 31ZM125 28H124V30H126ZM135 28H136V29H135ZM170 28H171V27H170ZM170 28H169V29H170ZM176 28H175V29H176ZM191 28H190V29H191ZM36 29H35V30H36ZM48 29H49V28H48ZM91 29H92L93 31H92ZM94 29H95V30H94ZM103 29H102V30H103ZM119 29H120V30H119ZM132 29H133V30H132ZM156 29H158V30H156ZM171 29H172V28H171ZM171 29H170V30H171ZM177 29H178V28H177ZM181 29H182V28H181ZM181 29H179L180 32H182ZM184 29H186V28L184 27ZM187 29H189L188 26H187ZM190 29H189V30H190ZM211 29H212V28H211ZM29 30H30V29H28V31H29ZM52 30H53V29H52ZM52 30H51L50 33H54V32H56L55 29H54V31H52ZM72 30H71V31H72ZM82 30H81V31H82ZM130 30H132V31H130ZM141 30H142V28H141ZM153 30H154L155 32L157 31L158 33L156 32V33H157V34H156ZM165 30H166V29H165ZM170 30H168V31L170 32ZM182 30H183V29H182ZM193 30H194V28H193ZM193 30L191 29L190 31H193ZM212 30H216V34L218 33V35H219L220 30H219V32H217V29H214V28H213ZM24 31H23V32H24ZM28 31H26L25 33H27ZM37 31H36V32H37ZM45 31H48L47 28H46ZM45 31H44V32H45ZM49 31H50V29H49ZM78 31H77V32H78ZM81 31H79V33H81ZM94 31H95V32H94ZM105 31H106L107 33H105ZM120 31H121V32H120ZM139 31H140V30H139ZM150 31H151V32H150ZM152 31H153V33H152ZM172 31H173V29H172ZM172 31H171V33H172ZM185 31L187 32V30H183V32H182L183 35H186V33H184ZM190 31H189V32H190ZM210 31H211V30H210ZM210 31H209V32H210ZM17 32H18V31H16L15 34H16ZM44 32H42V33H44ZM57 32H56V33H57ZM74 32H76V31H75V30L73 31V34H74L73 37H74V38H75V34H76V36H79V35H77V32H76V33H74ZM96 32H97V33H96ZM117 32H118L119 34H117ZM122 32H123V33H122ZM142 32H143V31H142ZM142 32L138 33V31H137L136 34H137V33H138V34H141ZM149 32H150V35H149ZM174 32H178V31L175 30ZM214 32H215V31H211V33H212L211 35H213ZM3 33H4V30H3ZM3 33H2V34H3ZM31 33H35V32L32 31ZM37 33H38V32H37ZM42 33H39L40 36H41ZM48 33H49V32H48ZM50 33H49V34H50ZM56 33H54V34H55V36H54V40L50 39V38H53V37H51V34H50V35L47 34V35L50 36V38H49V36L47 37L46 33L44 34V36L47 37V38H49V39L42 38L43 35L41 36V38H42L43 40H46V41L48 40V41H47V44H48V43H49V44L52 43V45H54L53 43H55V44L57 43V44H58L59 41H60V40L62 41V38L64 39L66 35L64 34L65 36L62 37V38H60V39H58L59 41H57V37H56V36H58V34L60 33V31H59V33H57V34H56ZM69 33H70V32H69ZM71 33H72V32H71ZM71 33L68 34V35H69L68 37H71V38H72V36H70V35H73V34H71ZM82 33H83V32H82ZM108 33H109V35L107 36ZM143 33H144V32H143ZM143 33H142L141 36L144 35ZM154 33H155L156 35H155ZM171 33H170V34H171ZM15 34H14V35H15ZM19 34H20V33H19ZM28 34H30V31L28 32ZM28 34H27V35H28ZM39 34H38V35H39ZM60 34H61V33H60ZM87 34H88V32H87ZM92 34H93V35H92ZM100 34H101V35H100ZM103 34H104V35H103ZM128 34H129V35H128ZM138 34H137V38H136V36H134L137 40H138V36H139V38L141 37V36L138 35ZM158 34H159V35H158ZM24 35L27 36L26 34H24ZM30 35H31V34H30ZM32 35H33V36L36 35L37 37H39L36 33H35V34H32ZM32 35H31V37L33 38L32 40H34L35 42H36V40H39V41L41 40V41H42L41 44H43V45H41L40 42L38 43V44H40V45H38L37 42L34 43V44H32L34 41H32V43L30 42V45H31V44L33 45V46H29V47H31V50H33V51H32L33 54L31 55V57H30V54H29V53H32V52H29V53H28L29 56H27V57H26V54H27V53L25 54V52H24V51H28V50H29V47H28V45H27L28 42H29V39H28V41H25V43H26V45H27L26 48H24V47L22 48V47H21L22 49H24V51H21V52H23V53H20L21 55L19 54V52H20V51H18L19 41H23V43L20 42V44H22V45L25 44V43H24L23 38H20L19 41H18V38L20 37V36H18V34H17L16 36H13V37H12V39H13L14 37L17 38V36H18V38L15 39V40H17V43H18V46L16 47L17 50L15 51L16 48H15V49H12V48H11L13 51H15V55H16V54H17V55L19 54L20 56H24V58H25V57H26V58H29V57H30L31 59H30V58H29V59L31 60V62H32L33 55H34V57L36 56V55L34 54V49H33L34 46L37 44L40 48L37 47V45H36V47H37V49L39 48V50H40V49L44 48V47H42V46H44V44L46 45V42H43V40L40 39V37H39V39H36V38L33 37ZM81 35H82V36H81ZM110 35L113 36V38H112ZM126 35H127V37H126ZM134 35H135V34H134ZM151 35H152V36H151ZM153 35H155V36H153ZM168 35H169V34H168ZM174 35H176V37H175ZM181 35H182V34L180 33V36H181ZM211 35H210V36H211ZM218 35H216V36L214 35V36H215L216 38H218V37H217ZM28 36H29V35H28ZM52 36H53V34H52ZM87 36H89V34H88ZM119 36H120V37H119ZM124 36H125V37H124ZM131 36H132V37H131ZM147 36H150V37H148L149 40L147 39ZM165 36H166V35H165ZM210 36H208V38H212V37H210ZM214 36H213V37H214ZM31 37H28V38L31 39ZM55 37H56V38H55ZM95 37H96V38H95ZM97 37H98V38L100 37V38L98 39ZM107 37H109V38H107ZM151 37H152L153 39H152ZM160 37H162L161 39H163L164 41L161 40ZM177 37H178V38H177ZM181 37H182V38H185L186 36H185V37L181 36ZM201 37L205 39L204 36H201ZM58 38H59V36H58ZM71 38H70V42H69V40H67V42H65L66 39H69V38H67V36H66V39H64L65 41H62V43L60 42V44H62V45H63V43H65V47H66V49L64 48V46L62 47V46H60V44H59V46L63 48V51H64V49H65V50H68V51L70 50L69 52L72 53L74 50H78V51H80V50H83V49H84L83 47H85V46H83L82 48H81L80 46H77L78 49H74V50H73V49H69V46H70V48H71V44H72L71 41H73L72 39H74V38H72V39H71ZM76 38H77V37H76ZM101 38H102V40H101ZM103 38H104V39H103ZM106 38H107V39H106ZM117 38L119 39V41H117V40H118ZM124 38H125V39H124ZM150 38H151V39H150ZM157 38L161 40V43H160L159 45H158V43H159L158 41H159V40H157ZM173 38H177V39H179V33H178V36H177V33H176V34L173 33V35H172V39H169V41H168L169 43L166 41V43L170 45V46L168 45L169 48H170L171 46H175V45L177 44V43H176L177 40L175 39V40H176V42H175V40H174ZM182 38H181V39H182ZM187 38L189 39L190 37H186V39H187ZM199 38H200V37H199ZM208 38H207V39H208ZM263 38H264V37H263ZM263 38H261V39L264 40ZM12 39H11V41H12L13 45H17V43H16L14 40H12ZM55 39H56V40H55ZM96 39H97V40H96ZM108 39H110V41H109ZM112 39H113V40H112ZM114 39H116V40L114 41ZM142 39H143L144 41H143ZM155 39H156V40H155ZM181 39H179L180 42H184L183 39H182V40H181ZM190 39H191V38H190ZM193 39H194V38H193ZM193 39H192V42L194 43V40H193ZM195 39H197V38H195ZM25 40H27V37H26ZM50 40H51V41H50ZM83 40H84V41H83ZM87 40H89V39L87 38ZM98 40L101 41V42H99ZM107 40H108V42H106ZM123 40H124V41H123ZM131 40H132V41H131ZM137 40H134V42H135V41H136V42H139V40H138V41H137ZM147 40H148V41H147ZM151 40H152V41H151ZM172 40H173V41H172ZM201 40L203 41V39H201ZM213 40H215V38H214ZM262 40H260V41L263 43L264 41H262ZM13 41H14L16 44H15ZM30 41H31V40H30ZM49 41H50V42H49ZM55 41H56V42H55ZM85 41H86V43L83 44V42H85ZM112 41H113V42H112ZM130 41H131V42H130ZM141 41H140V42H141ZM154 41H155V42L157 41V42L155 43ZM185 41H186V40H185ZM190 41H191V40L186 41V46L189 44L188 49H189V47H190L191 45H192V46H191V49H192V47L194 46V44L191 43ZM206 41H207V40H206ZM210 41H211V39H210ZM210 41H209L208 43L206 42L208 47H209L210 44H212V43H210ZM216 41H217V40H216ZM216 41H215V43H216ZM73 42H75V40H74ZM103 42H104V43H103ZM110 42H112V43H110ZM127 42H128V43H127ZM142 42H141V43H142ZM152 42H153V43H152ZM171 42H174V43H176V44L173 45L174 43H171ZM180 42H179V44H177V45L182 46V45H180ZM189 42H190V43H189ZM198 42L200 43V41H197V40H196V41H195V45H196V43H198ZM211 42H213V41H211ZM10 43H11V42H10ZM12 43H11L10 45H12ZM67 43L69 44V45H68V49H67V46H66ZM70 43H71V44H70ZM99 43H101V44H99ZM129 43H130V44H129ZM131 43L133 44V46H134L135 48L131 45ZM154 43H155V44H154ZM163 43H162V45L165 46V47L162 48L163 50H162V49H161V50L158 49V51L160 50V54H163V53H164L163 51L165 50L164 55H162L163 58L161 59V58L159 57V56H160L159 54H158L159 56L157 57V60H158V58H160V60H158V61L161 63V64H160V63L158 62L159 65H160V68H163V70H164V69L167 68V66H168V68H169V67H170V69L172 68L171 70L173 71V73H174V71H175V72L177 71V72H179V73H181V72H182V73H183V72L185 73V71H187L186 68H187L189 65L184 69L183 66H182L183 63L181 64V63H179V62H180V61H183V59L180 58V57H181V56L184 57V58L187 57L188 54H189V53H188L189 51L187 52V50H186V52L188 53V54H186L185 49H184V52H185L186 55L183 53V54L185 55V56H183V55H181V54H182V53H181V54H180V57H178L176 54H174V53L172 52L173 50H171V49H174V47H172V48H170V49H168V47H167V49H168L169 51H166V50H167V49H165V48H166V45L163 44ZM170 43H171V44H170ZM199 43H198V44H199ZM209 43H210V44H209ZM213 43H214V42H213ZM215 43H214V44H215ZM49 44H48V45H49ZM82 44H83V45H82ZM106 44H107V45H106ZM108 44H110V46H109ZM123 44H124V43H123ZM126 44H127V45H126ZM128 44H129V46H128ZM182 44H184V43H182ZM203 44L205 45L204 41H203ZM203 44H199V45H201V46L199 47V49H201V47H205V46H203ZM208 44H209V45H208ZM13 45H12L11 47H14ZM88 45L86 46V47H88V48L85 47L87 50H86V49H85V50H86V51H90L91 54H89V52H88V54H89V55H92V56H90V58H92V60H97V59L95 58V56H94L95 59L93 58V55H96L95 52H93L94 50H93V51H92V49L90 50ZM177 45L175 46V48H176V47L178 48ZM20 46H21V45H20ZM20 46H19V47H20ZM46 46H47V45H46ZM46 46H45V48H48V47H49V46H48V47H46ZM59 46H56V47L53 46V47H54V48H53V47L50 45V49H51V47H52V50H53V49L56 50L57 47H59ZM99 46H102V47L104 48L103 53H101L102 51L100 52V50H102L103 48H102V47H99ZM107 46H108V47H107ZM119 46H120V45H119ZM131 46H132V47H131ZM183 46H184V45H183ZM186 46H185V48H186ZM210 46H211V45H210ZM9 47H10V46H9ZM32 47H33V48H32ZM36 47H35V51H36ZM60 47H59V48H60ZM117 47H116V48H117ZM212 47H213V46H212ZM27 48H28V50H27ZM45 48L43 49V51L47 50V49H45ZM59 48H58V49H59ZM62 48H60V51H61V52H62V50H61ZM105 48H106L107 50H105ZM133 48H134V49H133ZM139 48H140V49H139ZM177 48H176V49H177ZM182 48H183V47H182ZM182 48H181V50H180V48H178V49L180 50V52H181V51L183 52ZM205 48H206V47H205ZM209 48H211V47H209ZM236 48H237V47H236ZM22 49H20V50H22ZM25 49H26V50H25ZM48 49H49V48H48ZM88 49H89V50H88ZM186 49H187V48H186ZM191 49H189V50H191ZM199 49H198V50H199ZM203 49H204V48H203ZM206 49H208V48H206ZM206 49H204L205 52L207 51ZM12 50H10L11 53H12ZM52 50H50V51H52ZM55 50H54V51H55ZM71 50H72V52H71ZM85 50H84V51H85ZM119 50H121V51H119ZM136 50H137V51H136ZM179 50H178V51H177V50H174V51H175V52H176V51L179 52ZM235 50H237V49H235ZM17 51H18V53H17ZM29 51H30V50H29ZM37 51H38V50H37ZM43 51L41 50L40 52H43ZM48 51H49V50H48ZM50 51H49V52H46V51H45V52H46V53H53V52H50ZM68 51H67V52H68ZM78 51H74L73 53H74L75 55L73 54V56H77V57H78L79 55H81L82 52H78ZM84 51H83V52H84ZM104 51H105V52H104ZM155 51H157V50H155ZM209 51L211 52L212 50L209 49ZM8 52H9V51L7 50V52L4 54V55H5L4 57H8V56H9L8 59L10 58L11 61H10V60H8V61H10V62H11L10 64H12V65H10V66H11L12 69L14 68L13 70H14V72L16 73V71H15V70H16V67H14V66H15V65H14L15 63L12 62V61L15 60V57H17V55H16V56H13V55H14V53H13V54H12V56L14 57V58H13L12 56H10L11 54L8 55V54L10 53V52H9V53H8ZM45 52H44V53H45ZM55 52L58 53L59 50H56ZM65 52H66V51H65ZM65 52H64V53H65ZM75 52L80 53V54H79V55H76L77 53H75ZM118 52H119V53H118ZM136 52H137V53H136ZM147 52H149V53H148L149 55H153V54H154L153 56H155V57L151 56V57H153L154 59H152L151 57H149L148 54L146 55L145 53H147ZM161 52H162V53H161ZM170 52H172L171 56H172L173 58H171V57L169 56ZM177 52H176V53H177ZM180 52H179V53H180ZM205 52H204V53H205ZM210 52H207V53L210 54ZM212 52H213V51H212ZM233 52H238V50H237V51H233ZM7 53H8V54H7ZM46 53H45V54H46ZM57 53H55L56 55H53L54 57L56 56V58H54V57H52V56L49 55V56L51 57V59H52V58H54L55 60L58 59L57 61H54V59L51 60V59L49 58L51 61H54L53 63H51V61L48 59V60L50 61V64H52V66H54V69H55L56 67L58 68L59 64H58V66H57V65L55 66V64H56L57 62L59 63L60 61H61V62H62V61H63V62L65 61V64H67V65H68V64H71L72 62H71V63H70V62H69V63H68V62L66 63V61H68V59H69V61H71V60L73 61L72 65H73V64H74V65H77L76 63H74V60H73V59H70L69 56L73 57L72 55H70V53H66L67 55L69 54V55H68V57H69L68 59H66V58H67V57H66V56H67L66 54H65L66 56L64 57L65 59H64L63 57H60L61 54H62V56H63V54H64L63 52H62L61 54L58 53V55H57ZM122 53H121V55H122ZM179 53H178V55H179ZM200 53H202L201 50H200ZM200 53H199V55H200ZM204 53H202V54H204ZM207 53H205V54L207 55ZM239 53H240V52H239ZM239 53H237V55L234 56L236 60H237V57H236V56H239V55H238ZM2 54H3V53H2ZM22 54H24V55H22ZM37 54H38V53H37ZM40 54H43V53H40ZM40 54H39V55H40ZM45 54H43L42 56H43V57H44V56L46 57L47 55H45ZM53 54H54V53H53ZM84 54H87V53H84ZM84 54H83V56H84ZM98 54L96 55V57L99 56ZM115 54H116L117 56H116ZM209 54H208V55H209ZM235 54H236V53H235ZM7 55H8V56H7ZM19 55H18V58H19ZM39 55H37V56H39ZM109 55H110V57H109ZM131 55H132L133 57H131ZM134 55H135V56H134ZM137 55H140L142 58L139 56V60H138V59H137V58H138ZM165 55H166V56H165ZM167 55H168V56H167ZM173 55H174L175 57H174ZM199 55H198V57L196 56L197 58H195V59L198 60V58H199V60H200V59H203V58L206 56V55H205V56L203 55V56H204V57H203L202 55H200V57H201V58H200ZM208 55H207V57H208ZM37 56H36L35 60H33L34 63H35V61L38 62L37 59H38L39 57L42 59V56H41V55H40L38 58H37ZM81 56H82V55H81ZM81 56H80V58H83V56H82V57H81ZM87 56H88V55H87ZM100 56H103V55H100ZM105 56H104V57H105ZM119 56H120V57H119ZM124 56H122L121 58L123 59ZM162 56H161V57H162ZM0 57H2L1 60H0L1 62H3L5 59H6V61H7V58H5V59L3 60V56H1V54H0ZM11 57H12L13 60L11 59ZM47 57H48V56H47ZM57 57H58V58H57ZM59 57H60V58H59ZM84 57H86V56H84ZM135 57H136V58H135ZM164 57H167V58H168V59H167V58H166V59L168 60L169 63H167V60L165 61ZM176 57H178V58L180 59V61H179V59L176 58ZM189 57H190V56H188V58H189ZM202 57H203V58H202ZM207 57L204 58V59H208ZM20 58H21V57H20ZM20 58H19V59H20ZM24 58L22 57V59H24ZM40 58H39V59H40ZM61 58H63L64 60H60ZM106 58H103V60H104V59L106 60ZM109 58H110V60H109ZM175 58H176V60H177V59H178V60L175 61V60H174ZM188 58H185L186 60H184V64H185V61L188 62V63L190 62V63L192 64V62H191L192 59L189 58V61H188V60H187ZM260 58H261V56H260ZM262 58H263V57H262ZM16 59H17V58H16ZM22 59H20V60H21V62H20L21 65L24 64L22 61H26V62H27V60H28V59H27V60H26V59H25V60H22ZM41 59H40V60H41ZM45 59H46V60H45ZM45 59H44L45 62H43V63H46V62H47V58H45ZM74 59H76V58L74 57ZM83 59L86 61V60H87V57H86V58H83ZM83 59H82V60H83ZM88 59H89V56H88ZM98 59L102 60V58H98ZM117 59H118V60H117ZM135 59H136V61H133V60H135ZM147 59H146V60H147ZM190 59H191V61H190ZM20 60H19V61H20ZM30 60H29V61H30ZM40 60H39V61H40ZM44 60H43V61H44ZM77 60H78V59H77ZM90 60H91V59H90ZM169 60H170V61H169ZM238 60H239V59H238ZM49 61H48V62H49ZM80 61H81V60H80ZM114 61H112V63H111L112 66H114V65L117 66V64H120V62L115 63ZM171 61H172V62H171ZM174 61H175L176 63H175ZM1 62H0V66H2V67H3V66H5V67L8 66V63H6L5 61H4V62L7 64V66H6V65H3V63H1ZM15 62H16V60H15ZM55 62H56V63H55ZM77 62H79V60H78ZM82 62H84V61H82ZM88 62H89V60H88ZM88 62H87V63H88ZM93 62L95 63V65L98 64V63H96L95 61H93ZM93 62H92V63H93ZM97 62H98V60H97ZM99 62L101 63V61H99ZM104 62L102 61V65H103V67L106 66V65H104V64H105ZM122 62L124 63L125 61H122ZM122 62H121V63H122ZM144 62H145V60H143V63H144ZM148 62H149V61H148ZM148 62L146 61L145 65L147 64V66L149 67V66L151 65V62H152V61L149 62L150 65H148V64H149ZM153 62L157 63L156 60H154ZM163 62H164V63H163ZM165 62H166L168 65H166ZM243 62H244V61H243ZM245 62H246V64L250 63V61L247 63L246 60H245ZM5 63H4V64H5ZM13 63H14V64H13ZM18 63H19V62H18ZM18 63L16 62V65H17ZM28 63H30V62H28ZM28 63H26V64H28ZM40 63H42V61H41ZM87 63L85 64V62H84V64L87 65V66H89V65L91 66V64H92V63H90V64L88 63V64H89V65H88ZM94 63H93V65H94ZM123 63H122V65H123ZM125 63H126V65H127V62H125ZM125 63H124L123 66H125ZM141 63H142V62H141ZM141 63H140V64H141ZM172 63H173V64H172ZM188 63H186V64H188ZM193 63H195V61H194ZM236 63L239 64V62H236V61H235V64H236ZM240 63H241V62H240ZM1 64H2V65H1ZM26 64H25V65H26ZM35 64H36V63H35ZM35 64L32 63L33 67H36V66H37V64H36V66H35ZM50 64L46 63V68H47V65L50 67V66H51ZM53 64H54V65H53ZM62 64H64V63H62ZM65 64H64V65H65ZM79 64H80V63H78V65H77L78 67H79ZM84 64H83V66H85ZM113 64H114V65H113ZM131 64H132V65H131ZM153 64H154V63H153ZM162 64H165L166 66H165V65L163 66ZM178 64L181 65V67H182L183 70H185V71H183L182 68H180V66H179ZM186 64H185V66H186ZM242 64H243V65H246V64H244V63H241L240 65L242 66ZM251 64L253 65V63L251 62L250 65L248 64L247 67H246V66H243V67H244V68H245V67L248 68L249 66H251V67H249V69H250V68L252 69L253 67H255V68L257 67V66H254V65H253V67H252ZM25 65H24V66H25ZM28 65H30V64H28ZM43 65H44V64H43ZM67 65H65V66H67ZM102 65L100 66V64H98L97 66H94V67L96 68V67L100 66V68H103ZM108 65H110V64H108ZM120 65H121V64H120ZM145 65H143V66H144V67H143L144 69L147 67V66L145 67ZM157 65H158V64H157ZM159 65H158V66H159ZM161 65H162V66H161ZM169 65H170V66H169ZM173 65H174L175 67H174ZM193 65H195V64H192V66H193ZM262 65H263V64H262ZM262 65H261V67H262ZM12 66H13V67H12ZM17 66H18V67H17V73H18V72H19V71H18V68H20V67H22V66H19V65H17ZM24 66H23V67H24ZM26 66H27V65H26ZM30 66H31V65H30ZM30 66H29V68L32 69V66H31V67H30ZM39 66H40V65H39ZM39 66H38V69L41 68V67H39ZM60 66H62L61 63H60ZM60 66H59V69H60V71H61L60 74L57 72L59 75H61L62 70H64V67H65V66H62V67H63V69H62V67H60ZM70 66H71V65H70ZM90 66H89V68H90ZM118 66H119V65H118ZM118 66L116 67L117 70H119L118 72H117L116 68L113 67V69H115L114 72L116 71L115 74L117 73L116 76H117V75L120 76L121 74H123V73L125 74V73H126V75H124V74H123V76L121 75V78L119 77V79H122V78H123L122 81L126 79V81H127V80L130 81V84H131L132 81L129 79V76L132 74V77L130 76V78H131L132 80H133V78H134V79L136 78V79H137V83H138L139 78H137V77H139V75H142V73L140 74V73L138 72V71L140 70L139 67H137V68L139 69V70L137 69L138 71L135 70L136 73H137V75L139 74V75L136 77V75L134 74V70L132 69L133 67L129 70L130 66H128V68L126 67V69L123 70L124 67H122V66H119V67H118ZM138 66H140V67L142 68V66L139 65V63H138ZM158 66L156 67V66L154 65V68H152V66H150L149 68H147L148 71H149L148 74H147L148 71H147V72L145 71L147 78H148L149 76H151V79H152V80H151V79H150V80H147L148 83H149L150 85L147 83V81L144 80L146 83H143V84H146V85H145V87H143V88L145 89V88L149 85L148 89H150V90L147 89V92H144V91H146V89L144 90V89L142 88L144 91L141 90V86H144L143 84H142V85L140 84V83L144 82L142 79H144V75H145V73H143L144 75H142V76H143V77H141L142 79L140 78L142 81L140 80V83H139L141 86H136V87H135L134 84H137L136 81H135L136 79L134 80L135 83L132 84L131 86H130V84H126L127 82L124 81V82H126V83L123 84V82H122V85H125V84H126L127 86H126V85H125V86H121V85H120V86H121L122 89L126 87L127 92L125 91L126 89H125L124 91L121 90V94H124V95L127 94V93L129 92V90L131 91V89H133V88H130V87H132V86L134 85V89H133L134 92L131 91L133 94H135L136 92H139L138 90L135 89V88H137V87H140L139 89L142 91V92L140 91V92H141V95L146 94V96H148V95L150 94V91H151V95L148 96L150 99H149L148 97L145 96V98H146V100H147V105H148L149 103L151 104L152 102L155 103V102L158 100L159 96L162 98V96H163L164 94H163L162 96H161L160 94L164 93L165 91L161 89V86H160V90H159L158 87H157L158 84L162 83V84H160V85H162V87L165 86L166 89H167V88H171V90H172V87H173L172 84H175V83H174L173 81H170V80H171V79H170L171 76H170V78L168 79V77H169L168 75L171 74V73H170L171 70H169V73H168V72H164L165 70L168 71L167 69H165V70L163 71L164 74H165V73H168V75H167L168 77H165L167 80L163 79V80H165V81H163L165 84H164L163 82H160V81H161V77H163V76H162V72H160L162 69L159 70L160 68L158 69ZM190 66H191V65H190ZM192 66H191V67H192ZM221 66H222V65H221ZM237 66H238V65H237ZM237 66H236V68H235V66H234L235 70H241V71H242V70L244 69V68H242L241 66H239V67H240V69H239V68H237ZM2 67L0 68L1 70H2V69H5V70L8 71V68L6 69V68H4V67L2 68ZM8 67H9V66H8ZM42 67H44V69H45V66H42ZM49 67H48V68H49ZM67 67L69 68V66H67ZM75 67H76V66H75ZM75 67H73V68H75ZM81 67H82V66H81ZM92 67H93V66H92ZM107 67H108V66H107ZM107 67H106V68H107ZM110 67H111V66H110ZM193 67H194V66H193ZM193 67H192V69H193ZM215 67H217L218 69L221 68L220 66H219V67H218V66H215ZM261 67H260V68H261ZM9 68H10V67H9ZM24 68H25V69H24ZM24 68H21V69H24L23 71H25V70L27 69V67H24ZM29 68H28V71H32V70H33V69L30 70ZM50 68H51V67H50ZM68 68H67V70H68ZM70 68L73 69L72 67H70ZM79 68H80V67H79ZM79 68H77V69H75V70H79ZM85 68H86V66H85ZM85 68H80V70H79L80 73H79L78 71H76V74H77V75H76L75 73H73V74H74V76H78V78H79L80 80L83 79V77H84V76H83V77H79L80 75H81V76H82V74H83V75H86V76H85V77H86L85 79H86V81L89 82V81H90V80H89L90 78L87 80V75L89 74V76H91V79H92V78H95L94 76L97 74L96 72L99 71V70H98L99 68H97V70H96L95 73H94V71H93L94 68H92L93 70H91V68H90V70L93 71L92 73H94L95 75H94V74H90L91 71H89V73H87L88 70H89L88 67H87V72H86V70H85V72H86L87 74H84L85 72H83V71H84ZM118 68H119V69H118ZM135 68H136V67H135ZM151 68H152V71H150ZM174 68H175V69H174ZM176 68H180L181 70H180V69H176ZM194 68H195V67H194ZM217 68H216V69H217ZM241 68H242V69H241ZM12 69H11V70H12ZM38 69H36L35 72H33V73H36V74H34L35 76H36V75L38 76L39 74H41V73H38V72L40 71V70L37 71ZM44 69H43V70H44ZM61 69H62V70H61ZM65 69H66V68H65ZM71 69H70V71H71ZM81 69L83 70L82 72H81ZM107 69H108V68H107ZM107 69H106V71H109V72H108V74H107V73H106V74H107V75H110V74H109V73H110V70H113V69H110V68H109L110 70H109V69L107 70ZM144 69H143V70H144ZM149 69H150V70H149ZM155 69H156V70H155ZM187 69L191 70L190 67L187 68ZM218 69H217V70H218ZM221 69L223 70L224 67H222ZM221 69H220V70H221ZM231 69H233V68L231 67ZM249 69H248V71L251 72ZM5 70H4V74H6L5 72H7V71H5ZM19 70H20V69H19ZM43 70H42L41 72H43ZM47 70H48V69H46V70H45L46 72H45V71H44V72L47 73ZM51 70H53V69H51ZM57 70H58V69L53 70V71L56 72ZM67 70H65V72L63 71V73H65V75L62 74V75H61L62 77H63V75H64V76H68V75H66V74H68V73H72V72H70V71H68V73H66ZM75 70H74V71H75ZM103 70H105V69L103 68V69L100 70V71H103ZM122 70H123V71H126V72H123ZM127 70H129V71H127ZM132 70H133V72H132ZM145 70H146V69H145ZM153 70H154V72H153ZM158 70H159V71H158ZM178 70H179V71H178ZM189 70H188V71H189ZM214 70H215V69H213V72H214ZM217 70H216V71H217ZM222 70L220 71L221 75H222ZM224 70H225V69H224ZM245 70H246V69H244L242 72H248L247 70H246V71H245ZM254 70H255V69H254ZM263 70H264V69H263ZM2 71H3V70H2ZM36 71H37V72H36ZM141 71H142V70H141ZM180 71H181V72H180ZM188 71L186 72V74L188 73ZM225 71H226V75H227V74L230 75V73H232V71L234 72V69H233L232 71H230V73H229V71H227V70H225ZM225 71H223V73H224ZM241 71H240V73H241ZM9 72H10V69H9ZM9 72L7 73V76H8V77H9V76H12V75H10V74H12V73H11L12 71H11L10 73H9ZM20 72H21V73H20L21 75L19 74V77L22 76L21 78L18 77V79H17V76H15V75H17V74H14V73H13L14 75H13L12 77L15 76L17 80H19V79L21 80V79L23 78L24 81L26 80V78H27V80H28V77H30V79H29V83L26 84V86H27V87L31 86L32 89H34L35 87H36V89H37V85L39 86L40 82L43 81V80L40 81V80H39L40 76H38V77H39L38 80H39L40 82H38V84L36 85V83H37L36 81H37V80H35V81H34L35 83L32 82V84L29 85V84H30V81H31V80L33 81V79H31V78H32V77H31L32 73H31V72H28V73H27V71H25L26 74H25V72H24V73H23L22 71H20ZM50 72H51V71H50ZM55 72H54V73L52 72V73L55 74ZM77 72H78V73H77ZM104 72H105V71H103V74L100 72V75H98V78L96 79V80H98V79H100V80H98V81H96V82L101 83V82H100V81H102L101 78H100L101 75H103V76H102V77H103V80H104L105 78L107 79V77L104 78V76L106 75V74L104 75ZM114 72H113V73H114ZM120 72H122V73H120ZM130 72H132V73H130ZM142 72H144V71H142ZM150 72H151V73H150ZM155 72H157V74H156ZM189 72H190V71H189ZM236 72H237V71H236ZM249 72H248V73H249ZM30 73H31V74H30ZM37 73H38V74H37ZM81 73H82V74H81ZM113 73L111 72L112 75H113ZM128 73H129V75H128ZM160 73H161V74H160ZM173 73H172V77H174V76H173ZM179 73H178V74H179ZM182 73H181V74H182ZM215 73H216V72H215ZM220 73L218 72V73H217L218 75L216 74V75L218 76V78H216L215 80H219V79L221 80L222 77L220 78V76H221V75L219 76ZM238 73H239V71H238ZM27 74H28L29 76H28ZM42 74H44V73H42ZM42 74H41V77H42ZM58 74H56V75H58ZM73 74H72V75H73ZM79 74H80V75H79ZM98 74H99V73H98ZM133 74L135 75V77L133 76ZM151 74H152V75H151ZM153 74H155L156 77H155V75H153ZM175 74H176L175 77L177 76V78H178L179 75H180V74L177 75V73H175ZM233 74H234V73H233ZM245 74H246V73H245ZM23 75H24V76H23ZM25 75L28 76V77H25ZM34 75H32V76H34ZM56 75H55V76H56ZM69 75H70V74H69ZM92 75H94V76L92 77ZM107 75H106V76H107ZM127 75H128V76H127ZM159 75H160V76H159ZM223 75H224V74H223ZM237 75H238V74H237ZM37 76H36V77H37ZM43 76H44V75H43ZM70 76H71V75H70ZM74 76H73V78H74ZM114 76H115V75H114ZM114 76H113V77H114ZM116 76H115V78L118 79V77H116ZM146 76H145V78H146ZM152 76H153V77H152ZM158 76H159V77H158ZM164 76H165V75H164ZM180 76H181V75H180ZM182 76H183V77H184V76H187V77L189 78L191 75H190V74H189V75H184V74H183ZM182 76H181V78L179 77L180 80L182 79ZM202 76H204V75H202ZM202 76H201V74H200V78H202ZM217 76H216V77H217ZM227 76H228V75H227ZM12 77H11V78H12ZM15 77H14V78H15ZM36 77H35V79H37ZM71 77H72V76H71ZM71 77H70V78H71ZM96 77H97V75H96ZM125 77H126V78H125ZM154 77H155V79H153ZM157 77H158V78H157ZM187 77H186V78H187ZM192 77H193V76H192ZM192 77H191L189 80H191ZM197 77H199V76H197ZM197 77H195V78L198 79ZM208 77H209V76H208ZM5 78H7V77L5 76ZM33 78H34V77H33ZM57 78H58V77H57ZM59 78H60V77H59ZM67 78H68V81H67V80L65 81V79H66L65 77L63 78L64 80L62 79L63 81L60 80V82H61L60 84H63V82H67V83H69V81H71V80H69V79H70L69 77H67ZM73 78H72V79H73ZM109 78H112V76H109ZM109 78H108V79H109ZM124 78H125V79H124ZM147 78H146V79H147ZM149 78H150V77H149ZM149 78H148V79H149ZM177 78H174V79H177ZM184 78H185V77H184ZM186 78H185V79H186ZM188 78H187V80H188ZM193 78H194V77H193ZM203 78H206V77L204 76ZM203 78H202V79H203ZM8 79H9V78H8ZM23 79H22V80H23ZM41 79H42V78H41ZM74 79H76V78H74ZM106 79H105V80H106ZM108 79H107V80H108ZM117 79H116V80H117ZM119 79H118L117 81H119ZM156 79H157V80L160 79V81H155ZM179 79H178V80H179ZM185 79H184V80H185ZM20 80H19V81H20ZM22 80H21V82H19V84H17V86H18L19 89H21V88L23 87V84H21L22 87L19 86L20 83H23ZM55 80H56V77H55ZM93 80H95V79H93ZM110 80H111V79H110ZM178 80H177V81H178ZM180 80H179V82H180ZM184 80H183V81H184ZM189 80H188V82L185 80L184 83H183V81L181 80V81H182V82H181V91L183 90V89H182V86H183V85H186V86L189 85V87H190V84H186V83H191V84H192V82H189ZM203 80H204V79H203ZM223 80H224V79H223ZM223 80H222V81H223ZM45 81H46V80H45ZM45 81H44V82H45ZM48 81H49V80H48ZM48 81L46 82L47 84L44 83V82H42V83L40 84V85H42L43 83L46 84V87H45L44 90H46V91L48 92V93H47V92L45 91V93L40 97V98H41V104H42V105L39 104L40 102L37 103V100H34L36 103H35V104L33 103V104H34L33 106H31V105L29 106V105H28L29 107L32 108V109L29 108L30 110L27 108V109L30 111V112H29L30 115H32L33 113H35L36 110H33V107H35V108L37 109V105H36V104H39V108H40L41 106H43L44 103H42V101H43L42 98H43V96H45L46 93H47V94H50V93H53V94H54L53 89H50V88H51V86H50V82H52V81H50V82H48ZM58 81H59V79L57 80V82H58ZM82 81H84V83H86L85 80H82ZM82 81H81V83L83 84ZM108 81H109V80H108ZM108 81H107V82H106V81H102L103 83L100 84V86L102 85L101 87L104 89V82H105V85H106L107 83L112 84L113 82H114V83L116 82V81L113 80V79H112L113 82H112V81H111V82H108ZM134 81H133V82H134ZM149 81H153V82H152L153 86H152V84H151ZM154 81H155V82H154ZM166 81H168L170 85H169V84L167 85V82H166ZM174 81H175V80H174ZM177 81H176V84H178ZM192 81H193V79H192ZM204 81H205V80H204ZM72 82H73V80L71 81V83H72ZM74 82H75V80H74ZM74 82H73V83H74ZM76 82H78V80H76ZM76 82H75V84L78 85V83H76ZM79 82H80V81H79ZM93 82H95V81H90L88 84H89L90 86H92L93 88H94V86H95V89H94V90H97V92L100 91V90L98 91V89H101L100 92L102 93V92H103V91H102L103 89H102L101 87L99 88V84H98V87H97V86H96L97 83L94 84ZM120 82H121V81L116 82V83L121 84ZM171 82H173V83H171ZM194 82H195V79H194ZM17 83H18V82H17ZM25 83H27V82H25ZM25 83H24V87H25ZM48 83H49V84H48ZM81 83H80L79 86H77V85H75V84H70V83H69V84H70V85H75L76 87H80V86H81ZM116 83H115V84H116ZM34 84H35V85H34ZM51 84H53V83H51ZM60 84H59V85H60ZM69 84H68V85H69ZM115 84H113V85L115 86ZM147 84H148V85H147ZM156 84H157V85H156ZM163 84H164V85H163ZM193 84H194V85H191V86H194V87H195L197 83H196V84L193 83ZM208 84H209V83H208ZM208 84H207V85H208ZM28 85H29V86H28ZM32 85H34V87H32ZM66 85H67V84H66ZM70 85H69V86H70ZM83 85H84V84H83ZM83 85H82V86H83ZM89 85H87V86L90 87ZM107 85H108V84H107ZM209 85H210V84H209ZM209 85H208V86H209ZM49 86H50V88H49ZM75 86H74L73 88H76ZM116 86L118 87V85H116ZM120 86H119V87H120ZM128 86H129V87H128ZM166 86H167V87H166ZM168 86H171V87H168ZM177 86H178V89H179V88H180V83H179ZM177 86L175 85V86H174V89H175V87L177 88ZM208 86H207V88H209ZM42 87H43V85H42ZM42 87L39 86V88H42ZM47 87H48L50 93H49L48 89H46ZM63 87H66V86H63ZM67 87H68V86H67ZM67 87H66V88H61V89L59 88V91H62V90H63V92H65V90L68 89ZM106 87H107V86H106ZM106 87H105V88H106ZM108 87L111 88V90L113 89V91H114L115 89L117 90V87H116L115 89H114L113 87H111V85L108 86ZM119 87H118V90H119ZM127 87L130 88V89H128ZM151 87H152V88H151ZM205 87H206V86H205ZM210 87H211V85H210ZM212 87H213V86H212ZM18 88H17V89H18ZM31 88L29 87L28 89L30 90ZM39 88L37 89V91L40 90ZM43 88H44V87H43ZM43 88H42V89H43ZM70 88H71V87H70ZM70 88H69V90H71ZM84 88H86L85 85H84ZM90 88H91V87H90ZM93 88H92V89H93ZM97 88H98V89H97ZM163 88H164V87H163ZM165 88H164V89H165ZM192 88H193V87H192ZM195 88H196V87H195ZM195 88H194V89H195ZM203 88H204V87H203ZM214 88H215V87H214ZM19 89H18V90H19ZM81 89H82V87H80L78 90L80 91ZM92 89H90V90H92ZM178 89H176V91H179V90H180V89H179V90H178ZM186 89H187V88H186ZM186 89H184V90H186ZM188 89H189V90H188ZM188 89H187V92H185V91H184V92H185V93H188V92H189L188 94H189V96H191L190 94H192V92L190 93L191 90H190V88H188ZM194 89H193V91H194ZM196 89H197V88H196ZM196 89H195V92H194L193 94H195V93L197 92ZM210 89H211V91H212L213 88H210ZM215 89H216V88H215ZM6 90H7V89H6ZM6 90H4V91H6ZM69 90H68V91H69ZM72 90H73V91H72ZM72 90H71V92H73V93L75 94V96H77L78 93H79L78 90H77V91H74V89H72ZM75 90H76V89H75ZM86 90L88 91L89 89L86 88ZM86 90H85V91H86ZM107 90H108V88L106 89V91H107ZM118 90H117V91H118ZM135 90H136V91H135ZM157 90H159V91L162 90V91H164V92H161V93H160V92L157 91ZM169 90H170V89H169ZM171 90H170V91H171ZM197 90H198V89H197ZM201 90L204 91L203 89H199L198 91H201ZM205 90H207V89L205 88ZM218 90H219V89H218ZM232 90H234V89H231V91H232ZM248 90H249V89H246V91H248ZM19 91H20V90H19ZM31 91H32V90H31ZM33 91H34V90H33ZM40 91H41V94L44 92L43 90H40ZM85 91H84V89H83V93H84ZM104 91H105V89H104ZM106 91H105V92H106ZM109 91H110V89H109ZM113 91H112V92H113ZM174 91H175V90H174ZM174 91H173L174 94H171V93L168 91V89H167V94H168V93H169V94H168V95L165 94L164 96H166V97H167V96H169V97H170V96H173L174 99L176 98V100H178L179 98H181L182 96H184L183 99L186 100V101L184 102V100L181 98L183 102H180V104H179V102H177L176 100L173 99L174 102H175V101L177 102V103L175 102V103H176L175 108H177V107L179 106L177 109H178V110H180V109L182 110V111H181V110L179 111L180 114H182L183 112H186L188 109L191 110V112H192V114H193V113H194V112H193L194 109H192L191 107L193 106V108H194V106L198 104V103H196V101H197V102L199 101L200 104H202L203 102H201L200 100H202V99L204 98V96L206 95L205 93H204L205 95H201V93L199 92L200 95H201V97H203L202 99H200V97H198L200 100L197 99V96H198L199 94L196 93L197 95H192V96H191L192 100H190L191 98L189 97V98H190V99H189L188 97H186L187 94L185 95L184 92L182 93V92L180 91V92H176V94H175ZM209 91H210V90H209ZM211 91H210V92H211ZM213 91H214V90H213ZM213 91L211 92V95H209V96H210V97H209V98H210V104H209V102H208V101H209L208 98H206V99L208 100V101H207L208 103L205 101L207 104H206V103L203 104V105L207 106V108H208L209 106H213V105H215V106L217 107V104H219V102H220L219 99H220V98L222 99L221 96H222V95L225 96V93L227 94V92H228V91H226V92H224V94H223V92L221 91V93H222V94H221V93H219V91H218V92H217V96H218L219 94H221V95L218 96V97H220V98H218V97L215 96V93H216V92L214 93V96L212 95ZM215 91H216V90H215ZM38 92H39V91H38ZM63 92H62V94H63ZM69 92H70V91H69ZM69 92H67V90H66L65 93L68 94V95H71V98L74 99V96L72 95L73 93H70V94H69ZM75 92H76V93L78 92L77 95H76ZM80 92H81V91H80ZM89 92H90V91H88L87 94H89ZM105 92H104V93L102 94V96H101V97H104V99H105V101H103V102H106V98H108V96H109L108 94H110L109 92H108V93H107V92L105 93ZM110 92H111V91H110ZM112 92H111V94H113V96H115V95L117 96L118 92H116V91H114V93H112ZM115 92H116V93H115ZM131 92H130V93H131ZM171 92H172V91H171ZM204 92H205V91H204ZM236 92H238V89H237ZM248 92H249V91H248ZM248 92H246V93H248ZM6 93L9 94L10 96H12V94L9 93V92H5V94H4V92H3V94H4V98L6 97ZM14 93H15V92H14ZM32 93H35V92H32ZM39 93H40V92H39ZM60 93H61V92H60ZM65 93H64V95H66ZM92 93H93V91H92ZM92 93H91V94H92ZM119 93H120V92H119ZM130 93H129V94H130ZM132 93H131V94H132ZM159 93H160V94H159ZM177 93H178V95H177ZM181 93L184 94V95H182V96L179 97V94L181 95ZM218 93H219V94H218ZM229 93H231L230 90H229ZM243 93H244V92H243ZM3 94H2V95H3ZM62 94H61V95H62ZM87 94H85V96H86ZM91 94L87 95L86 97L84 96V94H83V95L80 94V95H81V98H82V96H83L84 101L87 102L88 100H86V99H87L88 96H89L88 98L92 97ZM94 94H96V91H95ZM99 94H100V93H99ZM99 94H98V95H99ZM104 94H107L108 96H107V95L103 96ZM111 94H110V95H111ZM131 94H130V95H131ZM156 94H157V95H156ZM202 94H203V93H202ZM231 94H233V93H231ZM234 94H235V95H234ZM234 94H233V95H234L235 97H236L237 95H239V94L241 95V93H239V94L237 93V95H236L235 91H234ZM2 95H1V92H0V96H2ZM9 95H8V96H9ZM54 95H55V94H54ZM98 95H96V97H97ZM118 95H119V94H118ZM137 95H139V93H137ZM137 95H135L136 98H138V99L143 98V100L140 99L142 102H143V101H146L145 98H144V96H142V97L139 96V97H140V98H139V97H137ZM240 95H239V96H240ZM242 95H245V94H242ZM248 95H250V93H249ZM10 96H9V97H6V98H5L6 100H5L4 98H3V99L7 102L8 99L10 98ZM49 96H50V95H49ZM99 96H100V95H99ZM99 96H98V97H99ZM106 96H107V97H106ZM113 96H109V98H111V97H113ZM127 96H128V95H127ZM133 96H134V95H133ZM164 96H163V97H164ZM175 96H178V98L175 97ZM195 96H196V97H195ZM211 96L213 97L212 99H215L214 97H216V99L218 98L217 100H218L219 102H218L217 100H216V102H215V100H213L215 103H214V104L212 103V105H211V101H212V100H211ZM227 96H228V95H227ZM239 96H238V97H239ZM246 96H247V95H246ZM2 97H3V96H2ZM45 97H46V96H45ZM65 97H66V96H64V99H66ZM77 97H79V96H77ZM93 97H94V98H93ZM93 97H92V100H93V99L96 100V99H95V98H96L95 95H94ZM98 97H97V98H98ZM124 97H125V96H124ZM124 97H123V98H124ZM131 97H132V95H131ZM131 97H129V98H131ZM151 97H152V98H151ZM154 97H155V98H154ZM157 97H158V98H157ZM173 97H170V98H173ZM185 97H186L187 99H186ZM247 97H248V96H247ZM40 98H39V99H40ZM50 98H51V99H52V98L54 99L55 97H52V95H51ZM50 98L47 96V97L45 98V100H47V99H48V100H51ZM58 98H60V97H58ZM71 98H70V99H71ZM83 98H82V100H83ZM114 98L117 99V97H114ZM114 98H113V101L115 102V99H114ZM127 98H128V97H126V99H127ZM129 98H128V99H129ZM134 98H135V97H133V98H131V99H134ZM147 98H148V99H147ZM170 98H168V99H170ZM194 98H195V99H194ZM225 98H226V97H225ZM225 98L223 97V100H221L220 103H223L224 100H225ZM229 98H234V97H231V95H230ZM236 98H237V97H236ZM236 98H234V99L237 100L238 98H237V99H236ZM250 98H252V96H251ZM263 98H264V97L260 98L259 100H256L257 103L260 104V102H262V101L264 102V99H263ZM26 99H27V98H26ZM26 99H24V101H25ZM43 99H44V98H43ZM73 99L70 101V100H69V96H68V100L66 99V100H63V101H61V100H59V99L56 98V100H58V102L60 101L62 104L65 103V101H66L65 105L63 104L64 107H62L63 110H65L64 108L67 107V108H66V111H64L66 114L63 113V114H65V116L67 115V113H69L68 115H71V116L73 115V116H75V118H76L77 116H80L79 118H77V120H80V118H82V117L84 116V114H85V116H86V112H87V110H85V113H83V115H81V114H79V115H78V114H73L74 111H69V110H76L77 106L80 105V103H81V101H82V100H79V104L76 106L75 103H77V102H75V101H78V100H77L78 98H77L75 101H73ZM79 99H80V98H79ZM90 99H91V98H90ZM90 99H89V100H90ZM99 99H100V98L97 99L98 102H99ZM102 99H103V98H102ZM104 99H103V100H104ZM120 99H121V98H120ZM131 99H129V102H130V103H131V101H130ZM138 99H136V101H137V102H141V101H139ZM165 99H166V98H164L163 100H165ZM168 99L165 100L166 102H165V101H161V102H165V103H164L165 105H167L168 103L171 104L172 101H171V100H168ZM181 99H180L179 101H181ZM188 99H189V100H188ZM204 99H205V98H204ZM204 99H203V100H204ZM234 99H233V100H234ZM256 99H257V98H256ZM262 99H263V100H262ZM10 100H11V98H10ZM10 100H9V103H10ZM48 100H47V101H48ZM92 100L88 101V102H87V105H88V104L90 105L89 102H92V103H93L94 100H93V101H92ZM134 100H135V99H134ZM134 100H133V102H134ZM187 100H188L191 104H195V103H196V104L191 106V104L189 103V105H190L191 107H190V106L187 107V105L184 106V107H181V106H182L181 103L186 104V103L188 102ZM226 100L228 101V102L226 103V106H228V105H229L228 103L231 102V101H230L229 99H227V98H226ZM226 100H225V101H226ZM233 100H232V102H233ZM261 100H262V101H261ZM5 101H4V103H6ZM39 101H40V100H39ZM52 101H53V100H52ZM67 101L73 102L72 104H74V105H72L71 103H69V105H72L71 108L73 107L74 109H73V108H72V109L69 108V105L67 104ZM107 101H108V99H107ZM119 101H121V102H119ZM123 101H125V100H123V99H122V100H119V99H118V100L116 101V102H117V105H118V103H119V105H120V104H123L122 106H120L121 109H120V107L118 108L119 105H118V106L115 105L116 107H114V105H112V106L110 105L111 107L115 108V111L119 110V112L117 111V113L115 112L114 115H113L114 109L112 108V115H113V116H115V114H118V116H120L121 114H119V113L122 112L123 110H125L124 108H122L123 106H125L126 109L129 108V112L127 111V113H129V114H130L131 112H134V114L136 115V113H137L138 111L142 113V111H140V110L142 109V107L144 106V105H142V104H143L142 102H141L142 104H139V103H138V105H137V102H136V104H135V102H134V104L137 105L138 107L141 105V106H140L141 109L138 110V107H137V106H134V107H137V108H134V110H135V109H136V110H135V111H132V110H133V109L131 110V108H132V106H131L132 103L130 104V106H131V107H130V106H127V104H124L125 102H123ZM127 101H128V100H127ZM148 101H149V103H148ZM154 101H155V102H154ZM159 101H160V100H159ZM168 101H169V102H168ZM170 101H171V102H170ZM193 101H194L195 103H194ZM250 101H251V99L249 100V102H250ZM252 101H254V102H252V104L250 103L251 105H253V103H255L254 98H253ZM259 101H260V102H259ZM1 102H2V101H1ZM1 102H0V103H1ZM25 102H28V101L26 100ZM44 102H45V101H44ZM48 102H49V101H48ZM48 102H47V103H48ZM54 102H55V99H54ZM54 102H53V104H54ZM56 102H57V101H56ZM74 102H75V103H74ZM82 102H83V101H82ZM100 102H102V101H100ZM110 102H112V98H111V101L106 102V104H102V103H101V105H103V107H104V106H105V107L107 106V109H109V108H111V107L108 108V105H109ZM114 102H113V104H116V103H114ZM129 102H128V104H129ZM157 102H158V101H157ZM161 102H159L158 104H160ZM167 102H168V103H167ZM192 102H193V103H192ZM30 103H31V102H30ZM83 103H85V102H83ZM126 103H127V102H126ZM144 103H145V102H144ZM153 103L151 104V107L149 106V109L151 108L150 111H151V110H153V111L155 110L154 112L151 111V113H152L151 116H150V114H148L150 111L147 113V110H148L147 108H148V106H145V107H147V108L144 109V111H145V113H146L147 116L145 115V113H144V111H143V113H144V115H145V117H146V119H147L146 122H145L146 119H144V120H141V118L139 119L140 115L137 114V115L139 116V117L137 116V118L139 119V121L141 120L142 124L138 121V119H137L134 115H132V116L136 118V119L134 118L135 121H134L131 117L127 118V117H128V116H127V113L125 114L126 111H125V112L123 111V113L125 114L126 117H124L123 114H122V116H123L124 118L127 119V122L130 121V124L127 123L126 121H124V120L122 119V117H121V119L123 120V122L120 123V121H122V120H117V115H116V118L112 116V117L114 118L115 121H116V120L119 121L121 127L124 128V129H121L120 127L118 128L117 125L115 126V124H114L115 121H114V123H112L113 121L111 120V119H112L111 114L109 115V117L111 118L110 121H112V122H110L111 125H108L109 128L113 125V126L117 127V130H119V131H117V132H120V133H121V135H120V133H118L119 135H117V132H115V134H114L115 136H116V135H117V136H116V138L113 137V139L115 138V140H117V139L120 137V138L118 139V140H119L118 142H120V143H118V142L116 141L117 144H116V142H115L113 139H112L113 141L111 140V138H112L111 136H113V135H111V136L108 135V136H109V141L111 140L110 142H114V143H115L116 149H115V147L113 146V147H112V148H114L113 150H116V151H117V150H118L117 148H119V146H120V147H121V146H126L127 144H129V143L131 142L129 145H127V147H121L122 149L125 148L126 151H125V150L122 151V149H120V148H119L120 150H118V151H121V153H122V152H123V153L126 152V153H125V156L128 157V154H131V153H129L128 151H129V149L133 146L132 144H134L135 141H136V142L139 141V142H138L139 145H138V143H137V145H138V147H139V148H138V147H137V148H138L139 150H136L137 148H135L137 145L134 147L135 150L132 149L133 147H132L130 150H132V155H134V154L137 152V153L140 154V158H141L142 156H144V157H142V158H146V157H147L146 159H143L142 163L144 162V160H147L148 158H149V160H150V157H148V155H147V156H145V155H146V154H149V155H150V152H151V151H153V153H154V149H155V150H158V151H159L158 154L160 153L161 156H162V157H159V156H158V157L160 158V159L158 158V159L160 160V162L162 161L161 158H163V162L160 163V164H162L163 166H166V165L164 164V161L167 162L166 164H168V163L171 161L170 165H171L172 167H173L174 165H177V164H178L177 168H178V167L181 168V167H182V166H181V163H183V162H179V161H178V162L180 163V165H179L178 162H177V164H176V163H175V162H176L175 160H177V159H174V156H175V158H177V156H179V159H180V158H181L180 155L183 154L184 151H185V153L188 151V154H189V153L192 154L195 150L198 152L199 149L197 150V148L195 147V145H194L192 142L195 143V141L197 142L198 139L201 140V138H202V139L205 138L204 140H208V141H209L210 139H212V141H213V143H214V140H215V142H216V140L219 138V139L217 140V142L219 141L218 143H219L221 146H225V148H226V145H225L224 143H221L222 140H220V139H222V138H220V137H218V136L220 135V133H221V135H222V133L225 132V130L227 129V128H226L227 126H228V130H229L230 128H231L230 131L232 130V131L229 132V133L226 132L227 135H228V134L230 135V133H232L233 136H234V138L236 137V136H235L236 132H234V131H236L235 129L239 128L240 131H245V130H243V129H240V126H238L239 123H237V122H239V120L236 119V118H239V119L242 118L241 115L243 116V114H240V115L236 114L238 111H236V113H235V110H236V109H235V110H234V109L231 110V107H232V106H231V107H227L228 110H229V108H230V112L234 110L233 112L236 114V116H237V115L240 116V117H236V118H235V120L237 121V122H236V125L238 124V125H237L238 127L236 128V125L232 127V125L235 124V123L233 124V122H234L235 120L232 118V117H235V116H234L235 114L230 115V116H232V117L229 118V119H231V120H229V121H232V120H233L232 125H230L231 127H229V125H227V124H229L230 122L226 124L227 126L224 125V126H226V127L223 126V124H225V121H226V120H227V122H228V118H227L228 116H227V117L225 116V118H223V116H224V115H223V116L221 117V118H223V120L225 119V120H224V123H222V122H223L222 119H221V118H218L217 116L214 115L215 118L217 119V122H218V119H219V121L221 120V121H222V122H221V123H222V126H223L224 128H226L225 130H224V128H223L224 131H222V127H221V128H220L221 131H220V130H219V127L221 126L220 122H219V123L216 122V123H217V125H216V123H215V120H216V119L214 120V122L212 121V123H214L218 128L215 127V126H214V127H215L218 131H220V132H218V133H219V135H218L217 131H215L216 129L213 127V124L211 125V126H212V127H211L210 124H209L208 121H207V118H208V117L211 118V116H212V114H209V113H207V112L210 110V111H209L210 113H213V114L216 113V112H211V111H215V109H214L215 106H214V108L212 107L213 110H211V108L206 110V109H205V108H206L205 106L200 105L199 107H200L201 110H202V108H203L204 111H207V112H203V113H204V114H205V113L208 114V117H207V115L205 114L206 117H207L206 120H205V118H204V114H202L201 112H199V111H201V110H199V111H198V110H195V111H198V112H195L196 115H197V116H200V117H201V115H203L202 118L205 120V122L207 121V123H208V125H209V126L207 125V126H208L207 129H209V127H210V129H213V128H214V131H215V132L213 131V133H212V132L210 133V132H208V131H212V130L209 129L208 131H206V130H207V129H206V130H205L206 133H204L203 135L205 136V135L207 134V132H208V134H211L210 137L208 136V138H207V137H204V136L202 137V136L200 135V137H201V138H200L198 135H199V132H200V134H202V132H204V129H203L204 125L202 124V125H203V127H202V130H203V131L199 128V130H198L199 132L193 127V129H191V131H193V133H194V131L197 132V133H196V134H197V137H196V135H195V139H196V138H197V139L194 140V141H190V140H192L191 138H192L193 134H192V132L190 131V134H192V136H190V137H191V138H190V137L188 136V132H189L188 129H189V128L186 129L187 127H185V131L188 130V132L186 131V133L184 134V131H183L184 129H183V130H182L183 132H181V133H179V134H180L181 136H183V135H184V136H183V137H180V135H179V137L182 138V139H180V138L178 137V134H177V133H178V132H177L178 127H176L177 129H176V128L173 129V128H174L173 126H175V125H176V122H179L180 119H182V118H186L187 115L190 116V113H188L187 115L184 113V114L186 115V117H184V114H183L182 117L180 118L181 115L178 116V115H179L178 112H176V111L173 110L174 113H172V114H173L172 116H174V114L177 113L175 116H176V117H177V116L179 117L178 120L175 119L176 117H175V118L172 117L174 120H177L176 122H174L175 125L172 124V123H173V119H172V121H171V119H170V121H171V122H169L170 124L167 123V122L169 121L170 116L167 118L168 121H167L166 118H163V119H166V120H164L165 123H162V124H164V125H162V124H159L158 121H163V120H162V115H163V114L161 115L159 112H156V109H157V108L160 109V107H159V106H158V107L155 106L157 103H155V105H154ZM166 103H167V104H166ZM172 103H173V102H172ZM224 103H225V102H224ZM257 103H255V104H257ZM6 104H8V103H6ZM6 104H5V106H6ZM27 104H28V103H27ZM31 104H32V103H31ZM50 104H52V103L50 102ZM50 104L48 105V107L50 106ZM53 104H52V107H53ZM55 104H56V103H55ZM57 104H58V103H57ZM62 104H61V105H58V106H59V107H60V106H63ZM111 104H112V103H111ZM161 104H162V103H161ZM184 104H183V105H184ZM187 104H188V103H187ZM255 104H254V106H255ZM259 104H257V107H258V108H257L256 106H255V107L253 106V107H254V108H257L258 110L261 109V110L264 111V109H263L264 106H262V105H264V104H263V103H262V105L260 104V105H261L260 108H259V106H258ZM2 105H4V104L2 103ZM44 105H46V103H45ZM66 105H68V106H66ZM85 105H86V104H85ZM87 105H86V106H87ZM145 105H146V104H145ZM165 105H164V106H165ZM172 105H174V103H173ZM180 105H181V106H180ZM221 105H222V104H220V105L218 106V107H221L220 109L223 108ZM251 105H248V107L251 106ZM0 106H1V104H0ZM28 106H27V107H28ZM54 106H55V105H54ZM56 106H57V105H56ZM56 106H55V107H56ZM65 106H66V107H65ZM82 106H83V108H82ZM154 106H155V107H154ZM162 106H163V104H162ZM162 106H161V107H162ZM164 106H163V108H164ZM169 106H171V105L165 106V108H164L165 111H164V110H160V112H162V111H163V112H166V108H167V110H168L167 112H169L170 108H172V107H169ZM201 106H202V107H201ZM223 106H225V105H223ZM226 106H225V109L227 110ZM242 106H243V105H242ZM244 106H245V105H244ZM2 107H4V106H2ZM44 107L48 108L47 106H43V108H44ZM52 107H50L51 110H48V109H47V110L49 111V113H48V112H47V113H48V114L51 113V114H53V115L56 117L57 115H55V112H56V111H59V109L61 110V108L58 107V108H59V109H58V108L56 107L55 109H57V110H55L54 107H53V109H54L53 111H55V112L52 113V112H53V111H52ZM75 107H76V108H75ZM80 107H81L82 109H85V108H86V107L84 106V104L81 105V106H78V108H79V110H78V108H77L78 112L81 111V110H80V109H81ZM87 107H88V106H87ZM89 107H90V106H89ZM89 107H88V108H89ZM101 107H102V106H101ZM105 107H104L103 109H106ZM140 107H139V108H140ZM156 107H157V108H156ZM168 107H169V108H168ZM186 107H187V109H185ZM218 107H217V109H218ZM240 107H241V105H240ZM248 107H247V105H246V108H245V107H243V108L246 109V110H249V109H250V111L252 112V110H253L252 106H251L252 110H251V108L247 109ZM43 108L41 107V109H43ZM68 108H69V109H68ZM88 108H86V109H88ZM179 108H180V109H179ZM183 108H184L186 111H184ZM195 108H196V106H195ZM243 108L241 107V109H243ZM25 109H26V108L24 107V110H25ZM27 109H26V110H27ZM67 109H68V111H67ZM107 109H106V110H107ZM122 109H123V110H122ZM161 109H162V108H161ZM172 109H174V108H172ZM177 109H176V110H177ZM196 109H198V105H197V108H196ZM217 109H216V110H217ZM220 109H218L217 111L219 112ZM241 109L239 108V110H241ZM244 109H243V110H244ZM26 110H25V111H26ZM28 110H27V111H28ZM31 110H33V111H31ZM37 110H38V109H37ZM106 110H105V111H106ZM109 110H111V109H109ZM120 110H121V111H120ZM130 110H131V111H130ZM137 110H138V111H137ZM142 110H143V109H142ZM189 110H188L187 112H190ZM226 110H225V111H226ZM228 110H227V111H228ZM237 110H238V108H237ZM243 110H241V111H243ZM246 110H244V112H245ZM261 110H260V111H261ZM27 111H26L25 114H27ZM42 111H45V110L43 109ZM42 111L40 110V111H39L40 113H38V115L41 114ZM50 111H51V112H50ZM89 111H90V108H89L87 114L89 113ZM91 111H93V108H92ZM91 111H90V112H91ZM107 111H108V110H107ZM157 111H158V110H157ZM170 111L172 112V110H170ZM220 111H221V110H220ZM222 111H223V109H222ZM225 111H223L224 114H225ZM255 111L258 112L256 109H255ZM32 112H33V113H32ZM59 112L62 113V111H59ZM70 112H71V113H70ZM76 112H77V111H76ZM81 112H82V111H81ZM81 112H80V113H81ZM93 112H95V109H94ZM103 112H104V111H103ZM108 112H109V111H108ZM108 112H105V113L108 114ZM110 112H111V111H110ZM167 112H166V114H168ZM187 112H186V113H187ZM228 112H229V111H228ZM230 112H229V113H230ZM247 112L249 113V114L247 113V114H248L247 117L250 116L251 119H253V120H254V119H257V118H254V117H256L255 115L258 114L259 112L256 113V114H254V113H253L254 111H253V112H252V114L254 115L253 118H252V116L250 115L251 113H250L249 111H247ZM29 113H28V114H29ZM36 113H37V111H36ZM47 113H45V114H47ZM57 113H58V112H57ZM141 113H140V114H141ZM154 113H156V114H154ZM169 113H170V112H169ZM197 113H201V115H198ZM219 113H220V115H219L218 113H217V115H218V116H221L222 113H221V112H219ZM229 113H228V114H229ZM231 113H232V112H231ZM240 113H241V112H240ZM242 113H243V112H242ZM261 113L264 114V112H261ZM261 113H259V114H261ZM25 114H24V112H23V117H22V118H23V119L25 118L24 121L28 122L27 119L29 118V117H28L29 115L26 116ZM51 114H50V115H51ZM91 114H92V113H91ZM129 114H128V115H129ZM131 114H133V113H131ZM153 114L155 115V117H156V116L158 117L157 114H160V115H161V120H158V118L160 119V117H158V118H157V123H156V122H155V121H156V118L152 117V116H154ZM166 114L164 113V115H166ZM192 114H191V116H193ZM228 114H227V115H228ZM247 114L245 113V115H247ZM262 114H261V115H262ZM33 115H34V114H33ZM33 115H32V116H33ZM35 115H37V114H35ZM38 115H37V117H39ZM42 115L44 116V114H41V116H42ZM61 115H62V114H61ZM68 115H67V116H68ZM103 115H104V118H105V116L107 117V115H105L104 113H102V116H103ZM144 115L141 114V116H144ZM148 115H149L150 117H152L151 119L154 118L155 120H154V121H153V120L149 121L150 118L148 117ZM164 115H163V117H164ZM170 115H171V114H170ZM196 115H195V117H196ZM209 115H211V116H209ZM225 115H226V114H225ZM261 115H260V116H261ZM24 116H25V117H24ZM54 116H53V117H54ZM58 116H59V113H58ZM67 116L65 117V119L68 118V119L70 120V117H71V116H69V117H67ZM81 116H82V117H81ZM85 116H84V117H85ZM129 116H130V115H129ZM167 116H168V115H167ZM189 116H188V118H189ZM214 116H213V117H214ZM258 116H259V115H258ZM34 117H35V116H33V117H31V118H33V120H35L37 117H35V119H34ZM44 117H45V116H44ZM46 117H47V116H46ZM53 117H51V118H52L53 120H56L55 117H54V118H53ZM60 117H61V116H60ZM62 117H64V116H62ZM84 117H83L82 119H85V120H87L86 122H88V118H89V116L86 117V118H84ZM90 117H91V116H90ZM109 117H107L108 119L105 118V121L102 120V119H101V120L103 121V123H106V119L109 120ZM213 117H212V118H213ZM247 117H246V118H247ZM262 117H263V116H262ZM31 118L28 119V120H32ZM39 118H40V117H39ZM39 118H38V119H39ZM47 118L49 119V117H47ZM47 118H46V119H47ZM51 118H50V120H51ZM73 118H74V117H73ZM91 118H92V117H91ZM104 118H103V119H104ZM130 118H131V119H130ZM142 118H144V117H142ZM148 118H149V120H148ZM246 118L243 117V120L246 119ZM38 119H37V120H38ZM61 119H62V118H61ZM63 119H64V118H63ZM65 119H64V121H65ZM68 119H67V121L70 122ZM126 119H125V120H126ZM128 119H130V120H128ZM213 119H214V118H213ZM262 119H264V117H263ZM262 119H261V120H260V118L258 119V120H260V123H263V122H264ZM40 120H41V118H40ZM50 120H49V122H50ZM53 120H51V124L54 122ZM57 120L61 121L60 119H58V117H57ZM57 120H56V121H57ZM72 120H75V119H72ZM77 120H75L74 122H75V123H77V122L80 123V122L77 121ZM136 120H137V121H136ZM185 120L187 121V118H186ZM191 120H192V118H190V121H191ZM195 120H196V119L193 117V120H192V121L195 122ZM198 120H199V118L197 119V121H198ZM204 120H202V121H204ZM208 120H209V118H208ZM210 120H212V119H210ZM210 120H209V121H210ZM248 120H249V118H248ZM258 120H257V121H256V120H255V121H252V120H251L252 122H255V123L257 122L256 124L251 123L252 126L254 125L251 129H253V128L256 127L257 125H259V126H263V125H264V124H258V123H259ZM41 121H43V118H42ZM47 121H48V120H47ZM59 121H57V122H59ZM62 121H63V120H62ZM80 121H81V120H80ZM89 121H91V120H89ZM92 121H93V123L90 122V123H91V127H92V124L94 125V127H95V126L97 127V125L94 124L95 121L93 120V118H92ZM143 121H144V122H143ZM166 121H167V122H166ZM183 121H184V119H182V120L180 121L181 123H179V125L181 124L182 127H183L187 122H189V121H187V122H186V121L183 122ZM200 121H201V118H200ZM202 121H201V123H202ZM241 121H242V120H241ZM244 121H245V124H247L250 120H249L248 122H247L246 120H244ZM244 121H242V123H240L241 126L244 124V123H243ZM251 121H250V122H251ZM261 121H262V122H261ZM29 122H30V121H29ZM35 122H36V120H35ZM45 122H46V121H45V118H44V121L42 122L43 124H41V126H40V124H39V123H41L40 121L36 122V124L38 123L39 126H35V127H36V128L38 127V129H41V130L38 132L39 135H40L39 137H42V136H43V134H42V136H41V133H44V134H45V130H46V129L49 131V128H51V127H49L50 125H48V126L46 125V124H48V122H47L46 124H45ZM81 122H83L82 124H83L84 126H85V124H89V123H86V122H85V124H84V120L81 121ZM107 122H108V124H110L109 121H107ZM124 122H125V123H124ZM131 122H136V123H138V124L140 123L142 126H144L145 124L147 125V122H148V124H149V123H150V124L147 125V128H149V129L151 128V130L145 128L146 125L143 127L145 130L140 129V128H142L140 124H139V125H140V126H139L138 124L136 125L135 123L133 124V123H131ZM151 122H153L154 125L156 124V125L158 126V128H159L160 125L163 126V128H160L161 131H159V133H161V134L163 133L162 130H164V128H165V127H164L165 124L167 123V125H170V126H169V127H171V128H170V131L167 132V129H166V128H169V127H166V128H165V130H166V131H165V134H166V135H165V134H164V135H163V134H162V135L160 134V136H162L164 139H163L162 137L160 138V136L158 135V133H156V132H158V131H157V126L154 127L153 124L151 125ZM182 122L184 123V125H182ZM193 122H192V123H193ZM210 122H211V121H210ZM246 122H247V123H246ZM33 123H34V122H33ZM64 123H66V122H64ZM75 123H74V124H75ZM119 123L116 122V124H118V126H120ZM123 123H124L125 126L122 125ZM189 123H190V122H189ZM198 123H199V121H198ZM201 123H199L200 126H201ZM207 123H204V124H207ZM82 124H79L80 127H81V126H82V127L79 128V130H77V131H81L82 128H83V129H84V128L87 129V128L84 127ZM131 124H132V126L134 125L133 127L136 126V129L132 128ZM143 124H144V125H143ZM158 124H159V125H158ZM219 124H220V126H218ZM251 124H250V126H251ZM45 125L47 126L46 129H44V127H46ZM53 125H54V123H53ZM53 125H52V127H53ZM79 125H78V126H79ZM89 125H90V124H89ZM89 125H88V126H89ZM105 125H106V124H105ZM127 125L129 126L128 129H129L130 131H131V129L136 130V132L132 130L133 133L135 132V133H134L135 135L132 133V131L129 133V130H127V129L125 130V127H126ZM150 125H151V126H150ZM167 125H166V126H167ZM187 125H189V124H186V126H187ZM190 125H192V124L190 123ZM195 125H197L196 122H195ZM248 125H249V124H248ZM43 126H44V127H43ZM54 126H55V125H54ZM88 126H87V127H88ZM106 126H107V125H106ZM123 126H124V127H123ZM128 126H127V127H128ZM130 126H131V128H130ZM138 126H139V127H138ZM149 126H150V127H149ZM176 126H177V125H176ZM193 126H194V124H193ZM205 126H206V125H205ZM245 126H246V125H244V127H245ZM250 126H248V127L246 126V128H248V130H250ZM39 127H40V128H39ZM55 127H56V126H55ZM91 127H90V128H91ZM94 127H93L92 129H94ZM172 127H173V128H172ZM244 127H241V128H244ZM263 127H264V126H263ZM263 127H258V128H259V130L261 131V130H263ZM53 128H54V127H53ZM88 128H89V127H88ZM90 128H89V129H90ZM98 128H99V127H98ZM98 128H95V129L98 130ZM137 128L140 129L142 133H143V131H144V132H147L146 130H149V131H148L146 134L143 133V134H145V136L143 137V134H142ZM179 128H180V127H179ZM183 128H184V127H183ZM190 128H191V127H190ZM196 128L198 129V126H197ZM205 128H206V127H205ZM233 128H234V129H233ZM246 128H245V129H246ZM260 128H262V129H260ZM42 129H44V130H42ZM76 129H77V128H76ZM76 129H75V130H76ZM89 129H88V130H89ZM92 129H90V130H92ZM113 129H115V128L113 127ZM160 129H158V130H160ZM181 129H182V128H181ZM194 129H195V130H194ZM33 130H34V129H33ZM33 130H32V132H33ZM47 130H46V131H47ZM88 130H87V131H88ZM96 130L88 131V133L91 132V133H89V134H87V132H86L85 130H82V132H85V133L87 134V135H86V136H87V137H86V140H89V139H87L88 136L91 135L92 132H93V134H94V132H96ZM110 130H111L110 133L112 134V127L110 128ZM120 130L123 131V132H121ZM137 130L139 131L138 133H137ZM142 130H143V131H142ZM154 130H155V132H153V134H154V135H153V134L151 133V131H154ZM233 130H234V131H233ZM246 130H247V129H246ZM259 130H257V132H258ZM36 131H37V130L35 129V133H36ZM114 131H116V129H115ZM114 131H113V132H114ZM126 131H128V133H129L128 136H127ZM171 131H172V132H171ZM173 131H174V132H173ZM180 131H181V130L179 129V132H180ZM226 131H227V130H226ZM251 131L256 133V131H253V130H251ZM32 132H31V134H32V136H33V138H34V135H37V134H35V133L33 134ZM75 132H76V131H75ZM98 132H99V130H98ZM149 132H150V134H148ZM175 132H177V133H175ZM247 132H249L250 134H252V132H250V131H247ZM261 132H262V131H261ZM261 132H258V134H256V135H255V134H252V135L248 134V135H250V136H249L250 138L257 137V138H253V139L256 140V142H258L257 140H259L258 137L260 138V141H259V142H261V143L258 142V143H259V146H260L259 148H261V145H260V144H263V145H264V142L261 141V138L264 139V137H263V135H262L263 132H264V130H263L262 133H261ZM78 133H79V132H78ZM78 133L76 132V134H78ZM85 133H81V134H83V135H82L83 137H84ZM131 133L133 134L134 137H137V138H134V137H132V138L130 137V138H129V136L131 135ZM136 133H137V136H136ZM140 133H141V134H140ZM182 133H183V135H182ZM214 133H215V134L217 133V134L215 135ZM226 133H225V134H226ZM234 133H235V134H234ZM237 133H239V131H238ZM243 133H244V132H243ZM259 133H260V134H259ZM31 134L28 135L27 138L25 137L26 139H24V142H25V140L27 141L28 138H29V140H30V138H32V137H31ZM46 134H47V132H46ZM46 134H45V135H46ZM74 134H75V133H74ZM76 134H75V135H76ZM99 134H100V133H98V134L95 133L96 136L93 135V136L96 137V140H95V139L93 140V141L95 142V143H93V144H95V145L92 144L93 141H92L91 139H90V140H91L92 142H91V143L88 142L89 144H92V147L95 146V150H96L98 147H99V148H98V150H99L100 147H101L100 144H99V143H100L99 140H101V135H99ZM155 134H157V135H155ZM167 134H170V135H167ZM190 134H189V135H190ZM194 134H195V133H194ZM212 134H214L215 136L218 135L217 138L214 139L213 136H212ZM225 134H223V135H225ZM232 134H231V136H232ZM239 134H240V133H239ZM239 134H238V135H239ZM241 134H242V133H241ZM78 135H80V133H79ZM78 135H77V137L80 138V139H78L77 137H75L74 139H76V140H77V139H78V140H81V138H82L81 135H80V137H79ZM98 135L100 136V138L97 137ZM124 135H126V136H124ZM147 135L150 136V137H148ZM175 135H177V137L179 138V141H178V142H180V144L183 146V147H181L183 150H181V148H180V150H178L179 147H180L179 144H177L178 142H177L176 144L171 142L172 145L170 144V140L172 139L171 136L174 137V138H173V141H174V140H177V137H176V139H175ZM227 135H226L225 137H227ZM229 135H228V137H230ZM236 135H237V134H236ZM244 135H245V134H242V136H244ZM246 135H247V134H246ZM258 135H259V136H258ZM261 135H262V137H260ZM46 136H48V135H46ZM108 136H107V140H108ZM123 136H124V137H128V138H126V140H125V139L122 140V139L124 138ZM138 136H140V137H138ZM141 136H142V138H141ZM146 136H147V137H146ZM153 136H154V137H153ZM157 136H159L160 140L163 139V141H164V140H168V139H169L168 136L171 137V138L169 139V141H167V142L169 143V145H170L169 147L167 146L169 149H168L167 147H165V146L167 145L166 142H165V141L163 142V143H165V144H164V145H165V146H164L165 149H166V148L168 149V151L164 150L165 152H167V154H165V152H162V150L158 149L159 146H158L157 148L151 146V145L153 144L152 140H154V139L158 140V139H157V138H158ZM164 136H167V138H165ZM185 136H187V138H186ZM215 136H214V137H215ZM242 136H241V138H243ZM251 136H252V137H251ZM37 137H38V135H37ZM44 137H45V136H44ZM90 137H92V135H91ZM90 137H89V138H90ZM151 137H152L153 139H152ZM155 137H156V138H155ZM211 137H212V138H211ZM221 137H222V136H221ZM225 137L223 136V139H224V140H223L222 142H224V141L226 142ZM249 137H248V138L245 137L244 139H241V138L239 139V136H238V137H237L238 139L236 138V140H240V141H241V140H245V139L247 138V141H249V143L246 142V140H245L244 142H246V144H249V145H246L243 141H242L243 144H242L240 141H238V142H236V143H237V144H238V143H239V144L241 143L242 145H241V147H240L239 145L236 144V148H237V146H238L240 149L244 148V146H246V148H248L247 146L252 147L253 144L255 143V140L249 139ZM35 138H36V137H35ZM46 138H47V137H46ZM92 138H94V137H92ZM133 138L136 139V140H134ZM138 138H141L142 140H141V139H138ZM146 138H147V139H146ZM148 138H150V139H148ZM184 138H185L186 140H185ZM188 138H189V139H188ZM193 138H194V136H193ZM209 138H210V139H209ZM38 139H39V138H38ZM38 139L36 138L35 142H36ZM43 139L46 140L45 138H40L41 141L38 140V141H39V144H37V143H33V144H35V145L37 144V145L39 146L40 150L43 148V147L41 146V142L44 143V144L42 143L44 147L47 146V144H48V141L46 140V142H47V143H46ZM74 139H73V140H74ZM97 139H99V140H98V145H97L98 147H96ZM128 139H130V140L133 139L134 142L132 143V140L130 141V140H128ZM143 139H144V140H143ZM151 139H152V140H151ZM227 139H228V138H227ZM229 139H232V137H230ZM229 139H228V140H229ZM248 139H249V140H248ZM21 140H22V139H21ZM29 140H28V141H29ZM31 140H32V139H31ZM33 140H34V139H33ZM33 140H32V141H33ZM42 140H43V141H42ZM49 140H51L50 137H49ZM90 140H89V141H90ZM160 140H159L158 142L155 141L156 144L159 143ZM180 140H182V141H180ZM204 140H202V143H204ZM233 140H235V139H233ZM251 140H252V142H251ZM82 141L84 142L83 139H82ZM82 141H79V142L82 144ZM124 141H125V143H124ZM127 141H128V142H127ZM142 141H143V142H142ZM147 141H148V143H146ZM150 141H151V143H150ZM208 141L205 142L204 144L208 143ZM229 141H230V140H229ZM253 141H254V142H253ZM30 142H31V141H30ZM30 142H25V143H28V144H29ZM33 142H34V141H33ZM51 142H52V141H51ZM68 142H69V144H70V141H68ZM68 142H66V143L68 144ZM74 142H75V140H74ZM74 142H71V145L75 146V145H74ZM77 142H78V141H77ZM77 142H75V144H76ZM86 142H87V141H86ZM110 142H106V145H108ZM126 142H127V143H126ZM136 142H135V143H136ZM155 142H154V144H155ZM175 142H176V141H175ZM181 142H182V143H181ZM183 142L185 143V145H183V144H184ZM210 142H211V140H210ZM232 142H233V141L231 140V141L227 144V146L229 147V144H230V143L232 144ZM250 142H251V145H252V146L250 145ZM18 143H19V142H18ZM64 143H65V142H64ZM64 143H63V144H64ZM88 143H86V146L89 145ZM123 143H124V144H123ZM145 143H146V144H145ZM161 143H162V142H161ZM202 143H201L202 147H201V145L198 146V144L196 143V144H197V147H199V148H201V149L204 148V146H203ZM213 143L211 142V143H210L211 145H210V144H206V145H208L207 147H209V145H210V147H211V146L213 147V149H211L212 151L209 150L211 153H208L209 151H207L208 149H207V147H206V149L201 150V152L204 151V150H205V152H206V155H205V156H204V154H203L204 157H203V156L200 157V155H201L202 153H199L200 155H199L198 153H197V154H198L199 157L201 158V159H200V158H199V159L202 160V165H203V162H204V165H203V166L207 169V170H206V169H205V170L211 172V174H210V172H208V175L210 174L209 178L212 176V177L210 178L211 180L214 179V178H213V175H214V174H215V177L218 176V175H222L223 178H222L221 176H218V177H216V178L214 179V181L211 182L210 179H207V176H208V175H206L207 173L205 174V172H203V173L201 172L202 169L204 168V167L202 166V168H201L200 171H199V172H201V173H199V175L201 174L200 176H201L202 178H201V177H198L199 175L196 174L197 177H198L197 180H196V175H195V177H194L193 175L191 176V178L193 177V178H195V180H193V178L191 179V178H189V177L186 179V177L184 176V174H182L183 177L186 179L185 183L188 182V181H190V179H191V183L189 182V183L187 184V186H189V187H186V185L184 186V184H183V187H182V184H181V186H180L181 188H180L179 185H178V182H179V180H180V178H181L180 176H182V175H179L178 172H179V170L181 171V169L185 167V166H183L181 169L178 168L179 170H177V168H176V169H173V171H174V170L177 171V172H175V171H174V172H175L176 174L179 175L178 177H180V178H177V176L175 175V173H173V175L176 176L175 178L178 179L177 181H176V180L174 181V176H173V177H172V178H173V180H172L173 182H167V185H166V183L163 182L162 177H159L158 175H156L157 177L161 178V180H159V178H157V179H156V182H157V180L160 181V182L154 184V183H155V179H154L155 175L152 174V175H154V177H153V176L150 174V173H151V171H149V170L151 169V168H150L151 166H150V167H149L150 169H148L149 173L147 172V173L149 174L148 176H145V177L143 178L142 175H141V176H142V177H141L140 174H138V175L140 176V179H138V182H140V180H141L140 183H137V180L134 179V176H137V175H136V174H133L134 172L132 173V171H131V174L134 175L132 178H133L136 182L133 181V179H132V181H133V183H137V184H139V187H137L138 185H136V184H135V185H136V187L138 188V190L140 191V194L138 193L139 191H137V193H136V190H134L133 193H132V192H131L132 190H131V191L129 192V193H131L130 195L133 194V195H135V196H136V195L139 196V195H141V194H142V195L145 194L144 196L146 197V198H145V197H142V195L139 196V197L136 196V200H135V196H134V200H132V199H133V196L130 197V195H129L128 192L126 191V190L128 189V188H126V187H128L129 185H132L131 182L128 183L129 180H130V178H131V176H130L129 180L127 179L128 182L126 181L127 184H128V186L126 185V183H123V182H120V181H119L120 178H123V175H121V177H119L120 175L118 176V173H117V176H118L119 178H118L117 176L115 177V178L117 179V180H116V186H117V187H115V185L113 186V183H114V182H110V181H113V180L115 179V178H114V175H115L116 172H118V171L120 172V171L122 170V168H124V169L126 170V169L128 168L127 166H130V165H131L130 162H132L131 160H132L133 156L131 155L132 158H131V157L128 158V159H131L130 161H127L128 159L126 158V159H127V160H126L125 157H123V159H125L126 161L124 160L125 163H122L121 161H123V159H122L121 157H122L123 153L121 154V153L119 152L121 155H120V154H117L118 152L111 150V149H112V148H111L110 150H111L112 152H116V155H115V156H118V155L121 156V157H120V160H121V159H122V160H121V161L118 160V161L121 162V164H127V163H130V164L127 165V166L125 165L126 167H125V166L122 167L123 165L120 166V169H119L118 171L115 170L116 172L113 174L114 171H113L112 173L110 172V170L113 169V167L111 168V165H109L110 162H111V159H109V157H111V158L114 159V154H112L111 152L108 151L109 154H112L113 157H112L111 155L108 156V160H110V162L108 161L109 164H107V161H106V160H107V159H106L107 157H105V156H107L108 153H107V155H104V154H106V153H105V150L107 151V148L105 147L106 145H105V146H102L101 149H102L103 147L105 148V150L102 149V150H104V154H103V152H102V154L104 155V158H105L104 160L106 161V164L108 165V167L110 166L108 169H110V168H111V169L108 171V169L106 168V165H105L104 161H103V160H102L103 162H102V161H99V160H101V158H100V156H99L100 153H99V154L97 153L98 156H99V157L97 156V157H98V161H97V158H96V160H95L96 162H94V159H95V158H94V156L92 157V155H91V158H90V156H89V158H90L91 160H93L92 162H93L94 164L97 163L98 166L100 165L98 162H100V163L102 162V163L104 164L105 167L103 166V168H101L100 166H99V167L97 166L98 169H95L96 166H95V167L93 166V168H94L95 170H97V172L95 173V171L93 170L95 174H94L93 172L90 171V172H87V175H88V173H90V174L93 173L94 175H93V174H92V175H93V177H95V176L97 175V173H99V171H98L99 169H100L101 171H104V173L102 172L103 174H108V172H109L111 175L113 174L112 177H111V175L109 174L110 177L113 178V180H111L110 177L108 178V175H107L105 178H107L108 180H107L105 183H107V182L109 181V179H110V181L108 182V184H109V183L112 184V187L110 186V188H114V189L110 190V188L107 187V184L105 185V184L101 183V185L103 184L102 187L106 186L107 189H109V190H108L109 193H112V194H110V195H109V193H107V195H105V198H106V197L108 198V199L106 198V199L108 200V202H107V200H106V199L104 198V196H103V195H104V192H105V191L107 192V189L105 190L104 188H102L104 191L101 189V190L103 191V193H102L103 195L100 197L101 200L99 201V203H101V204H100V205L98 204V205L94 206L96 203L91 202V199H92V198L90 197V198H91V199H90V198H89V195H88L87 193L85 194V193H84V192H85L84 190H81V188H82V187H81L82 184H81L80 187H78L81 191H80V190H78V191H79V192H82V191H83L82 193L85 194V195H82L83 197H85L86 195H88V199H87V197H86L87 200H82V202H81V197H79V196H81V195H77V194H75V193H73V194L68 193L69 195H71V196H69V195L67 194V191H66V194H67L69 197L66 196L67 198H64L66 194H65L64 191L62 190L61 192H62V194L64 193V195L61 194L60 199H58L59 202H60L61 199H62V200H61L60 203L57 202L58 205L61 204V205H60V208L57 209L55 206H53V208L55 207V208L53 209V208H51L52 206H51V204H50L49 202L52 203V202H53V199L56 198L54 195H57V194L61 193V192H59V191L61 190V189H60V190H58L59 193H56L57 191L55 192L56 194L54 193V195H52V193H50V194L52 195V197H54L52 200H50L51 195H48V196H50L49 200L46 199L47 196H46V198H45V196H44V197L42 196V197H43V200H44V198H45L46 200H48L49 202L47 201V204L49 203V205L51 206V207H50V206H48V205L46 204V207H45V208H49V207H50L51 209H50V208H49V209L52 210V211H50V210L48 211V209H44L43 211H44V212L47 211L46 213H42V212H41L42 214H41V213L38 214L37 212H38L41 208H44L43 205L45 204V202H44L42 199H36V203H35V199H34V198H35V197L38 198V196H34V198L32 199V202H34V203H30V206H31V207L33 206V208H34V206L39 208V209H36V208H35L36 210H38L37 212H35L36 214H38V215H37V218H38V217L41 218L42 216H44V217H42L43 219H41L42 221L39 219V221L37 222L36 220H32L33 217H31L32 219L30 220V216H29V214H28V213H30V215H31L33 209L31 210V209H30V208H31L30 206H29V208H25V207H28V206H24V204H25V205H29L28 202H29V201L31 202V199L28 200V201H27L26 199H24V200L21 199L22 202H20V201H21V200H20V201H18V204L21 206V204L23 203V206H21V207L19 206V208H20L19 210L21 211V208H22V207L25 208V211H26V209H30V210L26 211V212H28V213H26V212L24 211V209L22 208V209H23V213H26V215L28 214V215H27L28 218H27L26 216H24V215H17V214L14 213L15 216H18V217H19V216H24V218H26L25 220H23L24 218L21 217V219L23 218L22 221H23L24 223H23V222L19 223V221L21 220L20 218H17L18 220H16V221H17V223H16V227H17L18 224L20 225L19 227H21V228L23 227V225L26 227V228H23V229L20 230V231H22V232H20V231L17 232V231H16L17 235H18L19 232H20V233H25L24 235L21 234V235H23V236H21V235L19 234V237L21 236V237L23 238V239L20 238L21 240L17 239L18 241H20V243L17 242V240H16V242H15V239H13V240H14L13 242L11 241V243H13V244H14V242H15V244H14V245L11 244V246L13 245V247H14V246L16 245L17 250L15 249L16 247H15V248L11 247V246L9 245L10 243H9L8 245L10 246L11 250H10L9 246H6L7 244H5V246H3L4 243H7L6 241H9V240H10L9 237H11V239H12L13 237L15 238V236H16V235H12V231H13L14 229H16V228L13 227V222L15 221V219H14L15 216H14V218H13V216H12L13 214H12L11 217H9L10 215H8V214H9L8 211H11V208H9V210H6V209H7L10 205L16 203L18 199H17L16 197H15V199L12 198V199H14L16 202H14V200H12L14 203L11 204L12 201L10 200V201H11V202L9 201V202H10V205H9V202H8L7 200H5L6 202H5V201H4V202H5V203L8 202L7 205H9L8 207L4 205V206L6 207L5 210H4V207H3V205H2L3 199L6 197V194H5V193L8 192V193L10 194V192H9L10 187L14 184L13 181H10V182H13V183H10V182L8 181V178H9V180H12V177L15 176V179L17 178V179L20 180V178H18V176L16 177V174H14V172H17V171H15V170L12 171L13 173L11 172V174H9V176H8V173L10 172L9 169L11 168V166H10L9 169H8L7 164H6L7 161L5 162L3 158H4L5 156L9 155V154H7V155L5 154L4 157H0V158L3 159V160L0 159V166L2 165L1 167H2L3 169H2V168H0V169H2V173H3V175L5 176V178L7 179V181L10 183V186H9L8 182L6 181V183H7L8 186H9V189H8V191L3 192V193L5 194V197H4V198H2V197L4 196V194H2V195H3L2 197H0V198H2V202H1V204H0V205H1V206H0V209H1V207H2L4 211L1 209V210H2L1 212H2V213L4 212V214H5V213H8V214H6V215L8 216V219L6 218V217H7L6 215H5V216H6L5 218H6L7 220H9V221H8V223H7V221L4 222L5 225H6V223H7V224L9 225V227H10L11 225H12V226H11L10 228L8 227L9 230L6 229V228H4V229H6L8 232H7V231H3L4 229H2V227H1V231H2L1 233L4 232V233H5L4 235H6L7 238H9V240L5 239L6 236H5V237H3L4 235L1 236V237H2L3 239H5V240H4V243L2 242L3 244L0 245L1 247L3 246V250H2L1 247H0V248H1V250H2L4 253H5V251L10 252V253H11V251H12V253L17 252V251L19 252L20 250H23V248L21 247L23 240H24L25 238L27 239V237H28L29 235H31V234H35V236H36V235H39L40 240H41V237H42L43 235H44V236H43L44 238L42 237L43 240H45L46 238L49 239V237H48L47 235L50 233V232H49L50 230H49L48 228H49V226L55 221V224H52V225H54V226L57 228V226H58V227H59V226L61 227V226L64 224V226L61 227V228H64V230H63L62 232H64L65 229H66V230L68 229V232L65 231V234L68 235V236H66L65 234H63L62 232L59 231V230L61 229L60 227L58 228L59 230L57 229L58 232H59V234H60V235H59V234L57 233V230H56V229L53 230V227H54V226L51 225L52 227H51V226H50V227L52 228V230H51V231H52V232H51L52 234H51V233H50V234H51V235L56 234L57 236H60V237H55L56 235H54V236H53V240H55L54 238H56L55 242H53L52 238H50L51 241H52V243H51V241H50V245H49V242L46 243V244H48L47 246H46V245L44 246L45 241H48L47 239H46L44 242H42V243H44L43 245H41V246H42V249L45 250L44 253H46V251H47V249H44V247H47V248H48V252H50V253L52 252V253L54 254V255H53V257H54L56 253L59 254V255L62 254V252H60V249H59L61 246L64 245V246L62 247V248H64V249H61V250H65V246L67 247L68 244L71 245V246H73L72 241L75 242V240L72 239V238L77 239L78 237H77V238L74 237L75 234H74V236H73V233H72V232H75V229L77 230L78 228H81V229H78L77 232L80 231V232H82V234H81L80 232H79V233L76 232V235H77V236L82 235L81 238H84L85 240L79 238L80 241H81V242H82V241L85 242V244L88 243V245H89V248H88L89 250H88V251H91V252L93 251L92 253H91V252H87V251H86L87 249H85V251H84V248H83V247H80L81 249L83 248L82 250L79 249V250H81V253H83V254H82L81 256H79V254L77 253V254H78V256H77V255H76V251L79 252V250H76L75 253L73 252V251L76 249V246H75L74 250H73V248L71 249V251L73 250L72 252H70V246H68L69 248L67 247L66 254H67V251H69L70 254H71V253H74V254H71V255H73V256H71L69 253L67 254V257H68V255H69V257L67 258V260H71L70 262H71L72 264H74L73 261L75 260V259H74L75 257H76V259H77V257H78L79 259L82 257L80 260H83L84 258L87 259V257H85V256H87V255H85V254H87V253H88V258H89V259H87V260L84 259L85 261H81V262H82L81 264H85V262H86V264H96L97 262H98L97 264H100V263H101V264H122V260H124V262H125V263H123V264H135V263L137 264V262H138L137 260H139L138 264H139V263H140V264H168L169 262H170L169 264H172V262H173V264H178V263H179V264H208V263H209L210 261H212V260H213L214 263H217V264H219V263L222 264V262H223V261L225 262V260H226V262H227V261L229 262L230 260H232L233 262L230 261V264H233V263H235L234 261H236V260L238 259L237 257L241 258V256H242L244 253H245V254H244L245 256L243 255L244 257L249 256V255H252V254L254 253V254H253V258H256V257H258V256H256V257H254V256H255L257 253L260 252V249H261V251H262V248H259V247L264 246V226H263V225H264V220H263V219H264V213L262 212L263 209L261 210V209H260L261 207L259 208V206H262V204L264 205V203L262 202V204H260V203L258 204V202H257V201H258L257 198L259 199V193H258V191H261V189H264V188H263L264 186L261 188V187H259V186H262V185H259V186L256 187V188H257V189H256V188H254V187H255L254 185L257 184V183H256V184L253 185L254 187L251 186V187H252V190H251V188H250L249 186L251 185L250 183H252L253 181L249 183V182H247L248 179H247V180H245V179H246V176L249 177V178H252L251 176H253L252 180L255 179V176L253 175V173H254V171H255L254 169H257V168L254 167V165H256V164L258 165V163L256 162L255 158H257L258 155H259V159H262V158H261V156H260V152H259V154H257L258 152L255 150L254 152H257V153L254 154L255 156H256V154H257V156L255 157V156L252 154V153H253L252 151H253L254 149H257V150H258V145H257V146L255 145V147H254V148L252 147V149L250 148L252 151H251V150H247V151H250V152H247L245 149H243L242 152H241V151H237V149L235 150V148H233V147H235V146H232V145H235L234 142H233L234 144L230 145V146H231V149H230V147H229V149H228V148L225 149L224 147H223V148H222V147H219V148L221 149V151H222L223 149H224V150H227V152L224 151L225 154L228 153V155L230 154V155H232V156H233L234 158H236V159L241 157L242 159H240V162H242V160H243V162L245 161V162H244V165H246V164L249 165V167L246 165L249 169L252 168V167H251V166H252L251 163L254 164V162H255V164L253 165L254 169L252 168V169H253V170H252L253 173H251V172H252V171H251V172H250L251 175L249 176V175L247 174V172H249L250 170H249V171L246 170V174H247V175L245 174V175H246V176H245V175L242 173V172H243L242 170H241L242 172H241L240 170H238V169L241 168V166H240V167L238 166V165L240 164V162L238 161V159L236 160V159H234V158L231 156V157L233 158L232 161L235 160L236 162L239 163V164L236 163V164H238L237 166L239 167V168L236 167V169H237L239 172H241V173L243 174V176H242L243 179H242V177L240 178V176L238 177V175H236V172H235L236 169H235L234 167H232V166H233L232 164H234V163H231V162H230L231 164H229L230 166H228V167H232V169H233V168L235 169V170H234V169H233V170L231 169V170L235 172L234 174L236 175V177H237L238 179H242V180L246 181V183H249V184H250V185L248 186V184H244V182L242 181V183L244 184V186H243L244 188L241 186V187H240L241 189H239V190L237 191V193H236V189H237V188L235 189V187H237V185L234 186V183L237 181V178H236L235 182H233L234 179H235V177H233L234 174H233V175L231 174L232 176H231V175H230V176H229V175L227 176V172H229V171L232 172V171H231V170H229V171L226 170V169H230V168H226V167L224 166V165H226V164L229 163V161H230L229 159H231V158H229L230 156L228 157V156L226 155L225 157H228V158H226L225 160L228 159L229 161L227 160L228 163H226V162L223 163V162H221V161L224 160V159H223L224 156L222 157V155H221L220 153H222V154H224V153H223V152L218 153V154H220V155H218V156H221V157H222V158L219 157V158H221V159H220V164H219V166L223 164V166H224L225 168H222V169L219 168L220 170L217 169V168L214 169V165H213V162H214V161L211 160V161H212V162H211L212 164H210V162H209V164H210L211 166H213V170H214V171H212L211 168H210V170H208L209 167H210V165H209L208 163H206L207 161H205V160L208 158L207 155H209V154H211V155H210V157L208 158V161H209V159H213V157H212V152H214V151L216 150V148H217V146H216V148H214L215 145H218V144H215V145L213 146V145H212ZM258 143H255V144H258ZM9 144H10V146H11L13 143L9 142ZM9 144H7V145H8V146H7L8 148H9ZM20 144H21V143H20ZM31 144H32V142H31ZM50 144H52V143H50ZM63 144H62V145H63ZM67 144H66V145H67ZM77 144H78V143H77ZM77 144H76V145H77ZM81 144H80V145H81ZM87 144H88V145H87ZM110 144H111V143H110ZM120 144H121V145H120ZM142 144H144V147H143ZM148 144H149V145H148ZM150 144H151V145H150ZM173 144L178 145V146H175V147H174ZM199 144H200V142H199ZM222 144H223V145H222ZM18 145H19V144H18ZM18 145H13V146H11V147H13V150H14V146L17 147ZM62 145H61V146H62ZM71 145H70V146H71ZM78 145H79V144H78ZM80 145H79V146H80ZM83 145H84V143L81 145V147H82ZM112 145H114V144H112ZM112 145H110V146H112ZM130 145H132V146L128 148V146H130ZM134 145H135V144H134ZM159 145H161V144H159ZM220 145H219V146H220ZM243 145H244V146H243ZM21 146H22L24 149H23V148H20ZM24 146H25V144H24ZM24 146H23V145H20V146H18L17 149L15 148V149H16V153L18 152V155H20V153H21V155H20L21 157L19 156L20 158H22V157L24 158L25 153L28 151V148H27V147L30 148V146H27V145H26L27 147H24ZM31 146H32V145H31ZM33 146H34V145H33ZM38 146H37V147H38ZM49 146H50V145H49ZM49 146H48V147H49ZM68 146H69V145H67V147H68ZM79 146H77L78 148H77L76 146H75V147H76L79 151L81 150V152H86V151H84V149L87 148L86 150H87V151H90L92 154H94L95 157H96V155H97L96 152H101V151H98V150L94 151V148H92V147H91V148H92L93 150H91V148H89V146H88V147H84V146H83L82 149H81V147H79ZM110 146L108 147V150H109ZM145 146L147 147V148H146V151L149 150V149H148V146H151V147L154 148V149H151V148H150L151 150H150L149 152H147V153L144 152L145 154H144V155H141L140 152H141L142 150H145V149H144ZM153 146H155V145H153ZM156 146H157V145H156ZM162 146H163V145H162ZM162 146H161V147H162ZM37 147H35L34 149H36ZM50 147H51V146H50ZM59 147H60V146H59ZM62 147H63V146H62ZM62 147H60V149H61ZM67 147H66V149H67ZM140 147H141V148L143 147V149H140ZM161 147H160V148H161ZM164 147H162V149H164ZM177 147H178V149H176ZM185 147H186V148H185ZM19 148H20V149H19ZM32 148H33V147H32ZM39 148H37V149H39ZM70 148H71V147H69V150H68L69 152H71L70 150L73 149V147H72L71 149H70ZM76 148H74V150H75ZM189 148H190V149H189ZM194 148H196V149H194ZM3 149H4V148H3ZM10 149H11V148H10ZM10 149H9V150H10ZM21 149H23V151H22ZM34 149H32V150H34ZM37 149H36V150H37ZM47 149H48V148H47ZM62 149L64 150V149H65V146H64V148H62ZM62 149H61V151H59V152H60V153H61V152H65V153H66L67 150L62 151ZM232 149H233V150H232ZM240 149H239V150H240ZM262 149H264V148H262ZM5 150L7 151V148H6ZM9 150H8V152L4 151V152H3V155H4L5 152H6V153H10V152H11V153H12L11 155H13V153H14L15 150H14L13 152H12V150H10V151H9ZM18 150H19L20 152H19ZM25 150H26V152H25ZM36 150H35V151H36ZM42 150H44V149H42ZM74 150H72V151H74ZM78 150H77V151H78ZM127 150H128V151H127ZM175 150H177V152H175ZM228 150H229V151H228ZM231 150H232V152H230ZM37 151H38V150H37ZM37 151H36L35 153H34L33 151H32V152H33V154L36 155ZM79 151H78V152H79ZM93 151H94V153H93ZM124 151H125V152H124ZM171 151H172V152H171ZM191 151H192V153H191ZM233 151H235V152H234V153H235V156L237 155L236 153L238 152L240 155L242 154L243 157L240 156L239 154H238L237 157H235ZM236 151H237V152H236ZM243 151H246V154H245ZM259 151H260V149H259ZM262 151H263V152H261V153H264V150H262ZM54 152H55V151H54ZM69 152H67V156H68V153H69ZM78 152L74 151V153H75L76 155H78V157H79V154H80L81 152H79V154H77ZM90 152H89V154H91ZM127 152H128V153H127ZM130 152H131V151H130ZM134 152H135V153H134ZM161 152H162V153H161ZM180 152H181V153H180ZM205 152H203V153H205ZM216 152H219L218 149L216 150ZM216 152H214L213 155H214V158L217 159V158H218L217 155H216V157H215V154H217ZM251 152H252V153H251ZM30 153H31V150L29 151L28 154L26 153L25 158H26V156H27V158H28V157H29V158H32V157L34 158L35 155L32 156V154H30ZM57 153H58V152H57ZM60 153H59V154H60ZM74 153L72 152L71 154H74ZM86 153H87V152H86ZM86 153H85V156H84V153H83V154L81 153V155L84 156V157H82V159H81V157L78 158V159H81L83 163L86 161V159H88V157H86V155H89V154H86ZM133 153H134V154H133ZM142 153H143V152H142ZM155 153H156V157H154L155 160H154L153 157H151V158H153L152 160H154V161L158 160V159H157V152L155 151ZM155 153H154V154H155ZM175 153H176V154L178 153L177 156L175 155ZM179 153H180V154H179ZM207 153H208V154H207ZM231 153H233V154H231ZM247 153H250V155L252 154V155L254 156V160H255V161L252 159L253 156L251 155L252 157L250 158V155L248 154V156H247ZM29 154H30L31 156H29ZM53 154H54V153H53ZM55 154H56V152H55ZM55 154H54V155H55ZM62 154H63V153H62ZM71 154H69V157H70V156L72 157ZM126 154H127V155H126ZM139 154H138V155H139ZM162 154H163V155L165 154V155L163 156ZM171 154H173L174 156L171 155ZM193 154L196 155V159H195V156H194V157H191V155H190V157H191V158H194L195 161H196L198 155L195 154V153H193ZM193 154H192V156H193ZM225 154H224V155H225ZM3 155H2V156H3ZM22 155H23V156H22ZM56 155L58 156V154H56ZM56 155H55V156H56ZM65 155H66V154H65ZM76 155H75V156H76ZM81 155H80V156H81ZM135 155H137V154H135ZM169 155H171V156H169ZM185 155H186V157H187V153H186V154H183L184 157H185ZM261 155H263V154H261ZM9 156H10V155H9ZM9 156H8V157H5V160H9V159H6V158H9ZM14 156H15V153H14ZM52 156H53V155H52ZM57 156H56V158H57ZM62 156H64V155H62ZM67 156H64V157H66V159H67ZM123 156H124V155H123ZM151 156H152V153H151ZM165 156H168V158H165ZM183 156H182V157H183ZM206 156H207V157H206ZM239 156H240V157H239ZM245 156H246V157H245ZM15 157H18V156H15ZM19 157H18V158H19ZM53 157H54V156H53ZM53 157H52L51 159H53ZM59 157H61V154L59 155ZM69 157H68V158H69ZM101 157H102V155H101ZM118 157H119V156H118ZM136 157H138V156H135L134 158H136ZM171 157H172V158H171ZM184 157H183V158H184ZM202 157H203V158H202ZM211 157H212V158H211ZM225 157H224V158H225ZM248 157H249V159H251V161L253 160V162H251V161L248 159ZM20 158H19V162H20ZM23 158H22V159H23ZM33 158H32V159H33ZM56 158L54 157V160H55ZM84 158H86V159H84ZM92 158H94V159H92ZM99 158H100V159H99ZM116 158H117V157H115V159H116ZM183 158H182V160H180V161H183ZM188 158H189V157H188ZM204 158H205V159H204ZM243 158H246V159H248V160H246V159L244 160ZM10 159H11V157H10ZM12 159H16V158H13V156H12ZM59 159H60V158H59ZM59 159H56L57 162L59 161L60 163L63 164V162H61ZM62 159L66 161V159H64L63 157H62ZM62 159H61V160H62ZM74 159H75V157H73V158H69V159H67V160L70 162V160L73 161ZM78 159H77V156H76V160H78ZM83 159H84L85 161H83ZM90 159H89V162H90ZM113 159H112V160H113ZM115 159H114V161H115ZM117 159H118V158H117ZM138 159H139V158H137V161H139ZM165 159H166V160H165ZM170 159H171V160H170ZM172 159H173V160H172ZM199 159H198V160H199ZM203 159H204V160H203ZM222 159H223V160H222ZM259 159H258V162L261 161V163H260V164H261V167H258V169L260 168V169H259V172L256 173V171H255V173H256V174L259 173V175H260L261 173H263L262 171H264V170H261V168L264 169V164H263V163H264V155H263V159H262V160L259 161ZM1 160H2V161H1ZM23 160H25V159H23ZM56 160H55V161H56ZM81 160H80V161H81ZM152 160H151V162H152ZM186 160H187V158H186ZM188 160H189V161H188ZM188 160H187L186 162H188L189 165H190V162H191V161H194L193 159H190V158H189ZM190 160H191V161H190ZM198 160H197V163L199 162ZM214 160H215V159H214ZM9 161H11V160H9ZM9 161H8V164L10 163ZM26 161H29V159L26 160ZM26 161H23V165H24V163H28V162H26ZM65 161H64V162H65ZM80 161H77V162L75 161L76 164H79L78 166L81 165V164H80ZM87 161H88V160H87ZM87 161H86V162H87ZM134 161H135V159L133 160V162H134ZM172 161H173V162L175 161V162H174L175 164H173ZM216 161H217V160H216ZM218 161H219V160H218ZM218 161H217V162H218ZM235 161H234V162H235ZM249 161H250V162H249ZM262 161H263V163H262ZM16 162H17V159H16ZM53 162H54V161L52 160V164H54ZM57 162H55L56 165L59 164V168L61 169V168L63 167V170H64V167H66V166H62V167H60L62 164L60 165V163H57ZM69 162H68V164L70 165L72 162H71V163H69ZM78 162H79V163H78ZM82 162H81V163H82ZM89 162H88V163H89ZM112 162H113V161H112ZM112 162H111V164H113ZM126 162H127V163H126ZM133 162H132V163H133ZM145 162H146V161H145ZM147 162H149V161L147 160ZM200 162H201V161H200ZM217 162H216V163L214 162V164H217ZM17 163H18V162H17ZM20 163H22V162H20ZM73 163H74V161H73ZM83 163H82V164H83ZM93 163H91V164H93ZM116 163L118 164V162H116ZM116 163L114 162V165H113V166H115ZM149 163H150V162H149ZM149 163H145V164H147V165H146V167H143V168H144V169H147V167L149 166ZM205 163L207 164L208 167H206ZM225 163H226V164H225ZM248 163H249V164H248ZM64 164H65V163H64ZM64 164H63V165H64ZM66 164H67V163H66ZM94 164H93V165H94ZM150 164H151V163H150ZM156 164H159V163L154 162V164H153V162H152L151 165H154V167H155ZM184 164H185V163H184ZM195 164H196V163H195ZM242 164H243V163H242ZM242 164H240V165H242ZM260 164H259V165H260ZM50 165H51V164H50ZM84 165L86 166L87 164H83V165H81V166H84ZM95 165H96V164H95ZM101 165H102V164H101ZM118 165H120V163H119ZM162 165H159L158 167L160 168V166H162ZM168 165H169V164H168ZM182 165H183V164H182ZM200 165H201V163H198V165H197L198 168L200 167ZM244 165H242V166L245 167ZM250 165H251V166H250ZM259 165H258V166H259ZM262 165H263V167H262ZM3 166H4V167H3ZM8 166H9V165H8ZM19 166H20V164H19ZM51 166H52V165H51ZM67 166H68V165H67ZM70 166H73V165H70ZM78 166H77V167H78ZM91 166H92V165L89 164V167H90V168H91ZM156 166H157V165H156ZM171 166H170V169H171ZM186 166H187V164H186ZM219 166H218V167H219ZM223 166H221V167H223ZM235 166H236V165H235ZM56 167H57V166H55V164H54V166H52V168H56ZM89 167L86 166L87 169H88ZM118 167H119V166H115L114 168L118 169ZM121 167H122V168H121ZM130 167H131V166H130ZM154 167L152 166V168H154ZM166 167H168V166H166ZM174 167H176V166H174ZM215 167H216V166H215ZM243 167H242V169H245V168H246V167H245V168H243ZM5 168H7V169H5ZM57 168H58V167H57ZM67 168H68V167H67ZM78 168H79V167H78ZM90 168H89V169H90ZM105 168H106V170H105ZM159 168H158V169H153V170H154L155 172H157L156 170H159V171L161 172L162 167L160 168L161 170H160ZM185 168H187V167H185ZM185 168H184V171H183V172H186V171H185ZM198 168H197V172H198ZM65 169H66V168H65ZM69 169H70V170H69V172H70V171H71V168H69ZM72 169H73V168H72ZM87 169L84 168V170H83L84 173H85V171H88ZM102 169H104V170H102ZM124 169H123V171H124ZM246 169H247V168H246ZM258 169H257V171H258ZM6 170L8 171V173H7ZM11 170H13V169L11 168ZM19 170H20V169H19ZM81 170H82V168H81ZM91 170H92V169H91ZM113 170H114V169H113ZM151 170H152V169H151ZM163 170H164V168H163ZM171 170H172V169H171ZM223 170H224V173L226 174V176L223 174V172H222ZM260 170H261V172H260ZM60 171H62V169H61ZM65 171H66V170H65ZM72 171H75V170H72ZM101 171H100V174H99V175H102ZM106 171H108V172H106ZM128 171H130V170H128ZM128 171H127V170L124 171V172H126V173L123 172V173L125 174L124 177H126V174L128 173ZM133 171H134V170H133ZM146 171H147V170H146ZM154 171H153V173H154ZM219 171H220V172H219ZM226 171H227V172H226ZM4 172L7 174L8 178L6 177V174H4ZM162 172H163V171H162ZM214 172H215V173H214ZM230 172H229V173H230ZM239 172H237V174H239ZM244 172H245V170H244ZM17 173H19V172H17ZM67 173H68V171H67ZM75 173H76V172H75ZM142 173H143V172H142ZM142 173H141V174H142ZM144 173H146V172H144ZM147 173H146V174H147ZM180 173H181V172H180ZM216 173H217V174H216ZM219 173H220V174H219ZM221 173H222V174H221ZM229 173H228V174H229ZM255 173H254V174H255ZM0 174H1V173H0ZM12 174H14V175H12ZM19 174H20V173H19ZM19 174H18V175H19ZM68 174H69V173H68ZM71 174H72V172H71L69 175L71 176ZM119 174H121V173H119ZM155 174H156V173H155ZM157 174H158V173H157ZM187 174H188V173H186L185 175L187 176ZM189 174L191 175V173H189ZM204 174H205V175H204ZM11 175H12V176H11ZM48 175H49V174H47V177H49ZM72 175H75L74 172H73ZM77 175H78V173L75 175V177L73 176L72 178H75V180L79 179V177H78V178L76 177ZM99 175H98V176H99ZM129 175H130V173H129ZM129 175L127 174V177H128ZM159 175H160V174H159ZM161 175H162V174H161ZM239 175H240V174H239ZM4 176H1V175H0V179H2V177L4 178ZM10 176H11V177H10ZM88 176H89V175H88ZM104 176H105V175H104ZM205 176H206V179L209 180L210 182H207L206 179H205L206 182H205V181L201 182V180H204L203 177H205ZM224 176L227 177V179H231V182L229 181L230 183L233 182L232 185L234 186L233 188L235 189V190H234L235 193H234V192H230L232 189H231V190L229 189L230 191H228V188H229V187L231 188V186H232L231 184H230L231 186H230V185H229V187L227 186V187H228L227 190L225 189L224 185H222V184H225V183L227 184V182H228L227 179H226L227 182H225V183L223 182V179H224V181H225V177H224ZM244 176H245V179H244ZM257 176H258V175H257ZM257 176H256V177H257ZM261 176H262V175H261ZM261 176H259V178H260ZM19 177H20V175H19ZM50 177H51V175H50ZM50 177H49V178H50ZM127 177H126V178H127ZM148 177H149V178H148ZM151 177L154 179V180H153L154 182L151 181V179H152ZM45 178H46V176H45ZM72 178H70V179H72ZM76 178H77V179H76ZM91 178H92V177H91ZM96 178H97V176H96ZM99 178H100V176H99ZM138 178H139V177H138ZM141 178H142V179H141ZM146 178H147V181H146V182H143V180L145 181ZM155 178H156V177H155ZM219 178H222V182H221V184H220V179H219ZM257 178H258V177H257ZM6 179H4V180H6ZM13 179H14V178H13ZM47 179H48V178H47ZM47 179H46V181H47ZM51 179H52V178H51ZM94 179H95V178H94ZM118 179H119V180H118ZM124 179H125V178H124ZM185 179H184V180H185ZM198 179H199V180L201 179V180L198 182ZM217 179H218V181H217ZM232 179H233V180H232ZM48 180H49V179H48ZM73 180H74V179H73ZM75 180H74V181H75ZM87 180H88V179H87ZM89 180H90V179H89ZM98 180H100V179H98ZM148 180L151 181V182L149 181L150 184L148 183ZM181 180H182V178H181ZM192 180H193V181H192ZM250 180H251V179H250ZM1 181H2V184L0 183L1 186H3V182H4V186H5V181H3V179H2ZM14 181H15V180H14ZM50 181H51V180H50ZM78 181H79V180H78ZM78 181H77V182H78ZM80 181H81V180H80ZM80 181H79V182H80ZM94 181H97V179L94 180ZM100 181H102V182L105 181V180L103 181V176H102V180H100ZM117 181H119V182H117ZM122 181H123V179H122ZM124 181H125V180H124ZM130 181H131V180H130ZM194 181H195V183H194ZM216 181H217V182H216ZM240 181H241V180H240ZM240 181H239V182L237 181L236 183L239 184ZM262 181H263V184H264V180H263V179H262ZM16 182H17V181H15V184H16ZM48 182H49V181H48ZM52 182H53V181H52ZM60 182H61V181H60ZM97 182H98V181H97ZM182 182L184 183V181H182ZM182 182H180V183H182ZM218 182H219V184H218ZM17 183H19V182H17ZM20 183H21V184H20ZM20 183H19V184L23 186L24 183H22L21 180H20ZM117 183H119V184H117ZM122 183H123V184H122ZM144 183H145L146 185H147V184H148V185L146 186ZM160 183H161V184H160ZM162 183H163V185H162ZM170 183H171V184H170ZM180 183H179V184H180ZM205 183H206V185H205ZM207 183H208V184H207ZM242 183H241V185H242ZM254 183H255V182H254ZM7 184H6V185H7ZM11 184H12V185H11ZM19 184H18V185H17V184L15 185L16 188L13 187V188H15V190L11 187L12 190H14L15 192H18V193H19V190H20V189L18 190V188H17V187L20 186ZM28 184H30V183L28 182ZM110 184H109V185H110ZM114 184H115V183H114ZM120 184H121V185H120ZM141 184H142V185H141ZM157 184H158V185L160 184L161 186L166 185V187H165V186H164V187H165V188L169 187L172 193H171V194L169 193V192H170L169 188H167V190H169V191H167V190L164 188L166 192H164L163 195H162L161 191L158 193L159 190H162V189H161L162 187L159 188L160 186L158 187ZM173 184H174V185H173ZM176 184H177V185H176ZM189 184H190V185H189ZM191 184H192V185H191ZM195 184H196V186H195ZM252 184H253V183H252ZM259 184H260V183H259ZM261 184H262V183H261ZM24 185H25V184H24ZM109 185H108V186H109ZM123 185H125V186H123ZM140 185H141L143 188L140 187ZM153 185H154V186H153ZM175 185H176V186H175ZM193 185H194V186H193ZM208 185H209V186H208ZM220 185L224 187V190H226V191H228V192H230V193H232V194L234 193V195H235V194H236V195H235V196H233V195L231 196V195H230V197H227V196H229V195L227 194L226 196H224L222 193H220V191H221V192L224 191V190L222 189L223 187L221 188ZM227 185H228V184H227ZM82 186H83V185H82ZM148 186H150L151 188H150V187L148 188ZM156 186H157V188L155 189ZM171 186H173V188H172ZM200 186H201V187L203 186V187L200 189ZM206 186H207L208 189L212 187V191H215V192H212L211 189H209V190H210V191H209V190L206 188ZM210 186H211V187H210ZM213 186H214V190H213ZM225 186H226V185H225ZM239 186H240V184L238 185V188H239ZM5 187H6V186H5ZM20 187H21V186H20ZM118 187H119V189H118ZM122 187L126 188L125 191L127 192V193H126L127 195H125V196H127V197H123V194H122V193H123L124 188H122ZM134 187H135V186H134ZM146 187H147V188H146ZM184 187H185V188H184ZM192 187H193V188H192ZM197 187H198V188H197ZM204 187H205V189H203ZM216 187H217V189H215ZM218 187H219V188H218ZM248 187H249V188H248ZM1 188H3V189H0V193H2L1 190H2V191H3V190L5 191L4 187H1ZM100 188H101V187H100ZM116 188H117L119 191H118ZM121 188H122V189H121ZM137 188H136V189H137ZM145 188H146V189H145ZM178 188H179V189H178ZM182 188L184 189V191H183ZM186 188H187V189H186ZM191 188H192V189H191ZM194 188H195V189H194ZM245 188H246V189H245ZM258 188H260V190H258ZM6 189H7V188H6ZM120 189H121V190H120ZM129 189H130V188H129ZM129 189H128V190H129ZM131 189H132V186H131ZM141 189H143L144 191L141 190ZM148 189H150V190H154V189H155L157 192H156V191H152V192H151L152 195H153V196H152V195H150L151 193H150V190L148 191ZM158 189H159V190H158ZM181 189H182V191H181ZM188 189H189L190 191H189ZM218 189H219V190H218ZM254 189H255V190H254ZM12 190H11V191H12ZM22 190H23V189H22ZM22 190H20V191L23 193ZM101 190H100V191H101ZM175 190H176V191H175ZM179 190H180V191H179ZM216 190H217V192H216ZM222 190H223V191H222ZM240 190H241V192H240ZM14 191H13V192H14ZM100 191H99V192H100ZM113 191H115V192H113ZM142 191H143V192H142ZM173 191H174V192H173ZM178 191L181 193V195H177V194H180ZM186 191H187V194H186ZM203 191H204V193H203ZM226 191H225V192H226ZM246 191H247V192H246ZM254 191H255V192H254ZM256 191H257V192H256ZM13 192H11V193H13ZM21 192H20V194H21ZM106 192H105V194H106ZM119 192H120V194H118ZM134 192H135V194H134ZM141 192H142V193H141ZM144 192H145V193H144ZM147 192L150 193V194L148 195ZM175 192H177V194H176ZM182 192H183V194H182ZM201 192H202V193H201ZM210 192H212V193H210ZM228 192H226V193H228ZM250 192H251V193H250ZM262 192H263V191H262ZM18 193H16V195H17ZM155 193H156V195H154ZM165 193H167V195H166ZM168 193H169V194H168ZM173 193H175L176 195L173 194ZM208 193H209V194H208ZM215 193H217V195H216L217 197L214 196ZM219 193L222 194L223 196L218 195ZM223 193H224V192H223ZM230 193H229V194H230ZM9 194L7 195L8 199L10 198V197H9V196H10ZM20 194H19V195H20ZM100 194H101V192H100ZM113 194H114V195H113ZM160 194H161V195H160ZM172 194H173V195H172ZM185 194H186V195H185ZM188 194H189V195H188ZM200 194H201V195H200ZM206 194H207V195H206ZM211 194H213V195H211ZM240 194H241L242 196H241ZM246 194H248L249 197H248V195L246 196ZM0 195H1V194H0ZM72 195L78 196V197H79L78 200H80L79 202H81L82 205L79 204V202L77 203V201H78L77 198H78V197L75 198V196H74L75 199H71V198L73 197ZM108 195H109V197H108ZM118 195H119V196H118ZM128 195H129V196H128ZM165 195L167 196V198H166V197H165V198L163 197V196H165ZM209 195H211V196H209ZM256 195H257V196H256ZM12 196H13V195H12ZM39 196H40V195H39ZM99 196H100V195H99ZM112 196H113V197H112ZM121 196H122V197H121ZM147 196H148V198H147ZM156 196H158V197H156ZM175 196H177L178 199H177V197H175ZM184 196H185V197H184ZM219 196H220V197H223V198H226L227 200H229L228 198H231V197H233V198L230 199L231 202L228 203V204L226 203L227 200L224 199V203L226 204V206H225L223 203L220 202V200H221L222 198H218ZM22 197H23V196H21V198H22ZM32 197H33V196H32ZM32 197H30V198H32ZM61 197H63V198H61ZM70 197H71V198H70ZM102 197L104 198V200L102 199ZM151 197H153V198H151ZM160 197H161V198L163 197L162 199H163L166 203H165L163 200H161ZM169 197H171V198L168 199ZM172 197L175 198V199H177V200L174 199V200H175V201H174V200L172 199ZM199 197H200V198H199ZM204 197H207V200H206V198H204ZM214 197H215V198H214ZM252 197H253V198H252ZM263 197H264V196H263ZM39 198H41V197H39ZM68 198H69V199H68ZM109 198H110V199H109ZM111 198H112V199H111ZM113 198H114V199H113ZM115 198H116L117 200H116ZM123 198H124V199H123ZM125 198H126V199H125ZM139 198H140V199H139ZM141 198H142V199H141ZM144 198H145L146 200H144ZM149 198H150V199H149ZM179 198H180L181 201L179 200ZM181 198H182V199H181ZM183 198H185V200H184ZM187 198H188V199H187ZM203 198H204V199H203ZM212 198H213L214 200H213ZM239 198H240V199H239ZM251 198L254 199V200H252ZM6 199H7V198H6ZM10 199H11V198H10ZM28 199H29V197H28ZM56 199H57V198H56ZM63 199H68V201H69V200H73V201H70V202H73V203L79 204V205H77L78 208H76V205L74 206V204H73V207H72V205H71V209H70V207H69L70 205L68 204V203H70V202H67V204H66V202H63V204H64V205H63V204H62V201H64ZM82 199H83V198H82ZM89 199H90V200H89ZM148 199H149V200H148ZM152 199H153V200H152ZM156 199H158V200H156ZM159 199H160V200H159ZM166 199H167V200H166ZM171 199H172V200H171ZM199 199L201 200V202H199V201H200ZM211 199H212V200H211ZM218 199H220V200H218ZM0 200H1V199H0ZM25 200H26V201H25ZM46 200H45V201H46ZM58 200H57V201H58ZM74 200H75L76 202H74ZM124 200H125V201H124ZM126 200H127V202H126ZM131 200H132V203H131L132 206L130 205V201H131ZM137 200H138L139 204H138ZM143 200H144V201H143ZM150 200L153 201V202H151ZM169 200H170V201H169ZM178 200H179V202H178ZM197 200H198V201H197ZM202 200H203V201L206 200V201H204L205 203H204ZM225 200H226V201H225ZM236 200H237V201H236ZM23 201H25V202H23ZM37 201H38V202H37ZM40 201H42L43 203L40 202ZM54 201H55V200H54ZM83 201H84V202L86 201V202H88V203H86V202L84 203ZM101 201H103L104 203L101 202ZM105 201H106V202H105ZM116 201H117V202H116ZM133 201H134V202L136 201V204H137V206H139V207H137L136 204H135ZM140 201H141V202L143 201V203L146 202V204L144 203V206L141 207V205H143V204L140 203ZM148 201H150V202H148ZM160 201H161V202H160ZM195 201H197L198 204H197V202L195 203ZM210 201L213 202V205H212V203H211L212 206L209 205V204H207V203H210ZM214 201H215V202H214ZM222 201H223V199H222ZM243 201H244V202H243ZM263 201H264V198H263ZM4 202H3V203H4ZM26 202H27L28 204H26ZM89 202H90V204H89ZM125 202H126V203H125ZM155 202H156V203H155ZM162 202H163V203H162ZM169 202H170V204H169ZM217 202H219V203H217ZM228 202H229V201H228ZM245 202H246V203H245ZM259 202H260V201H259ZM55 203H56V201L53 202L54 205H55ZM91 203H92V204H91ZM106 203H108V204H106ZM111 203H112V204H111ZM114 203H115V205H113ZM117 203H118V204H117ZM148 203H149V205H147ZM160 203H161V205H160ZM175 203H177V205H176ZM194 203H195V204H194ZM202 203H204V204H202ZM235 203H236V204H235ZM237 203H239V205H238ZM243 203H245V204L243 205ZM31 204H32V205H31ZM35 204H37V205H35ZM39 204H41V206H40ZM53 204H52V205H53ZM71 204H72V203H71ZM85 204H86V205H85ZM87 204H88V205H87ZM126 204L129 205V206L127 207ZM133 204H134V205H133ZM140 204H141V205H140ZM162 204H163V205H165V204L167 205V204H168V205H167V206H163ZM171 204H173V206H172ZM199 204H200V205H199ZM229 204H230V205H229ZM231 204L234 205V206H232ZM249 204H250V205H249ZM256 204H257V205H256ZM58 205H56V206H58ZM65 205H66V206H65ZM67 205H69V206H67ZM80 205H81V206H80ZM90 205H91V208H92V209L90 208ZM110 205H111V207H110ZM125 205H126V207H124ZM145 205H146V209H143V210H142L143 207L145 208ZM150 205H151V209H150ZM158 205H160V206H158ZM197 205H198V206H197ZM208 205H209V206H208ZM221 205H223V208H221V207H222ZM254 205H255L256 207H255ZM79 206H80V207H79ZM98 206H99V207H103V208H100V209H99ZM133 206H134V207H133ZM148 206H149V208H148ZM152 206H153V207H152ZM156 206H157V208L159 207V209H157ZM161 206L164 207V208H162ZM168 206H170V207H168ZM192 206H193V207L195 206V207L193 208ZM203 206H204V207L208 206V208H207V207L204 208ZM236 206H237L238 208H237ZM12 207L15 208V206H12ZM66 207L69 208V210H68ZM88 207H89V209L92 210V211L87 210ZM95 207H96V209H95ZM97 207H98V209H97ZM106 207H107V208L110 207V208H108V210L110 209L109 211H112L111 214H112L113 212H114L115 214L111 215L110 212L107 210ZM160 207H161V208H160ZM201 207H202L203 209H202ZM211 207H212V208H211ZM225 207H226V208H225ZM227 207H228V208H227ZM257 207H258V208H257ZM262 207H264V206H262ZM62 208H63V210H62ZM65 208H66L67 210H66ZM72 208H73V209H72ZM74 208H75V209H74ZM83 208H84V209H83ZM85 208H87V209H85ZM105 208H106V209H105ZM115 208H116V210H115ZM123 208H124V209H123ZM125 208H126V210H125ZM130 208H131V209H130ZM134 208H135V209H134ZM136 208L138 209V211H137ZM147 208H148V209H147ZM167 208H168V209H167ZM190 208H191V210H190ZM192 208H193V209H192ZM224 208H225V209H224ZM242 208H243V209H242ZM55 209H56V210H55ZM93 209H95V210H93ZM128 209H129V210H128ZM152 209H155L156 211H155V210L153 211ZM160 209L163 210V211H161ZM170 209H171V210H170ZM204 209H205V210H204ZM208 209L211 211V213L209 212ZM217 209H220V210H217ZM223 209H224V210H223ZM233 209H234L235 211H233ZM255 209H256L258 212H257ZM36 210H34V211H36ZM54 210H55V211H54ZM71 210H72V213L70 212ZM73 210H75V211L73 212ZM85 210L88 211V213H87ZM98 210H99V211H100V210H103L104 213H103L102 211H100V213H99L100 215H99V214H98V212H99ZM130 210H131V211H130ZM135 210H136L137 212H136ZM144 210H145V213H146L147 211H148V212L145 214V213H143ZM146 210H147V211H146ZM166 210H168V211H166ZM193 210H195V211H194L195 213L193 212ZM206 210H208V211H206ZM227 210H228V211H227ZM240 210H241L242 212H241ZM243 210H244L245 212H244ZM12 211H13V210H12ZM30 211H31V212H30ZM34 211H33V213H34ZM41 211H42V210H41ZM67 211H69L71 214H67ZM76 211H77L78 214H81V215H78V214L76 213ZM81 211H82V212H81ZM83 211H84V213H83ZM89 211H90V212H89ZM96 211H97V212H96ZM107 211H108L109 213H106ZM115 211H116V212H115ZM128 211H129L130 213H129ZM134 211H135V212H134ZM150 211H151L152 213H151ZM164 211H166V212H164ZM187 211H188V212H187ZM191 211H192V213H191ZM204 211H206L207 213L204 212ZM214 211H215L216 213H214ZM226 211H227L228 213H227ZM231 211H232V212H231ZM255 211H256V212H255ZM13 212H14V211H13ZM53 212H56V213L54 214ZM58 212H59V213H58ZM65 212H66V213H65ZM69 212H68V213H69ZM79 212H81V213H79ZM85 212H86V213H85ZM101 212H102V213H101ZM133 212H134V213H133ZM155 212H156V213H157V212H158V213L160 212L161 214H162L163 212H164V213L161 215L160 213H159V214H158V213L156 214ZM167 212H169V213H167ZM217 212L220 213V214H218ZM240 212H241V213H240ZM247 212H248V213H247ZM261 212H262V213H261ZM2 213H1V214H2ZM33 213H32V214H33ZM35 213H34V214H35ZM57 213H58V214H57ZM64 213H65V214H64ZM75 213H76V214H75ZM89 213H91V214H89ZM94 213H95V215H93ZM105 213H106V214H105ZM116 213H117V214H116ZM127 213H129V214H127ZM131 213H133V214H131ZM135 213H136V214H135ZM137 213H138V214H137ZM141 213H142V214H141ZM150 213H151V214H150ZM154 213H155L156 215H159V216H157V217H156V215H155V217L152 216V215H154ZM185 213H186V214H185ZM202 213H203V214H202ZM209 213L211 214V218H210V214H209ZM225 213H226V214H225ZM236 213H237V214H236ZM260 213H261V214H260ZM10 214H11V212H10ZM18 214H19V213H18ZM21 214H22V213H21ZM36 214H35V215H36ZM51 214H53V215H51ZM56 214H57V215H56ZM60 214H61V215H60ZM66 214H67V215H66ZM82 214H83L84 216H83V217H80V216H82ZM107 214H108V215H107ZM149 214H150V215H149ZM206 214H207V215H206ZM212 214H213V215H212ZM223 214H224V215H223ZM239 214H241V215H239ZM259 214H260V216H259ZM262 214H263V215H262ZM35 215H34V216H35ZM48 215H49V216H48ZM55 215H56V216H55ZM68 215H70V216H68ZM72 215H73L74 217H73ZM91 215H92V216H91ZM97 215H99V217H97L98 220L96 219V216H97ZM101 215H102V218H103V219H104L103 216L107 215V217L105 216V218H106L107 220H110V219H111V220H110L109 222H107V220L104 219V220L106 221V222H105L104 220L100 219V216H101ZM114 215H117V219L115 218L116 216H114ZM180 215H181V216H180ZM200 215H201L202 218H200ZM202 215H204V216H202ZM220 215H221V216H220ZM229 215H230V216H229ZM0 216H1V215H0ZM31 216H32V215H31ZM52 216H53L54 219L52 218ZM63 216H64V217H63ZM67 216L69 217V218H68L69 220H70L71 217H72V219H71L70 221L72 222V220H73L74 223H73V222H72V223L75 224V225L71 224V222H69V220H66V219H67ZM78 216H79L80 218H82V219H80ZM85 216H86L87 218H89V219H87ZM93 216H94V217H93ZM109 216H110V217H109ZM121 216H122V217H121ZM148 216H150V217H148ZM151 216H152V217H151ZM212 216H213V217H212ZM224 216H225V217H224ZM233 216H234V217H233ZM240 216H241V217H240ZM3 217H4V215L2 216V218H1V217H0V218L3 219ZM48 217H49V218H48ZM50 217H51V218H50ZM55 217H56V218H55ZM57 217H58V218H57ZM60 217H61V218H60ZM65 217H66V218H65ZM84 217H85V218H84ZM91 217H92L94 220L91 219ZM108 217H109V218H108ZM180 217H181V218H180ZM206 217H207V218H206ZM227 217H228V218H227ZM235 217H236V218H235ZM9 218H10L11 220H13V222H12ZM46 218H47V221H48V222L50 221L49 223L46 222V220H44V219H46ZM59 218H60V220H59ZM62 218H64V220H62ZM112 218H113V219H112ZM146 218H147V219H146ZM149 218H150V219H149ZM151 218H152V219H151ZM155 218H156V219L159 218L160 221H159V220L157 221ZM178 218H179V219H178ZM203 218H205V219H203ZM220 218H221V219H220ZM246 218H247V219H246ZM259 218H260V219H259ZM6 219H4L3 221H5ZM19 219H20V220H19ZM34 219H36V216L34 217ZM76 219H77V222H76ZM84 219H86L85 222H84ZM119 219H120V220H119ZM126 219H127V220H126ZM199 219H201L202 221L199 220ZM209 219H210V220H209ZM27 220H29V221H27ZM57 220H58V221H57ZM78 220H79V221L82 220V221L79 222ZM87 220H88V221H87ZM114 220H115V221H114ZM118 220H119L120 222H119ZM121 220H122V221H121ZM148 220H150V221H148ZM154 220H155V221H154ZM207 220H208L209 223H206ZM16 221H15V222H16ZM32 221H33V223H32ZM43 221H44V222H43ZM63 221H64V222H63ZM66 221H67V222H66ZM91 221H92V222H91ZM98 221H100V222L103 221V223H100V222H99V225H98ZM112 221H114V223H115L116 225H115L114 223L111 224ZM151 221H152V222H151ZM199 221H201V222H199ZM224 221H225V222H224ZM25 222H26V223H25ZM30 222H31L32 224H30ZM34 222H36V223H38V224H34ZM40 222H41V224H40ZM51 222H52V223H51ZM59 222H60V223H59ZM61 222H62V225H61ZM75 222H76V223H75ZM81 222H82V224H79V223H81ZM83 222H84L85 224H84ZM89 222L92 223L93 225H92V226H89V225H88V224H90ZM95 222L97 223V226H96V223H95ZM116 222H117V223H116ZM141 222H142V223H141ZM145 222H146V223H145ZM149 222H150V223H149ZM153 222H154L155 224H153ZM156 222H157L158 224H156ZM1 223H2V221H1ZM1 223H0V226H1V225H4V223H2V224H1ZM42 223H43V224L45 223V224L43 225ZM66 223H67V224H66ZM68 223H69L70 225H72V226H68V225H69ZM105 223H106V224H105ZM107 223H108V224H107ZM199 223H200V224H199ZM204 223H205V224H204ZM262 223H263V225H261ZM21 224H22V226H21ZM27 224H28V227H29V228L27 227ZM46 224H47V225L49 224V225L47 226ZM59 224H60V225H59ZM65 224H66V225H65ZM86 224H87V225H86ZM138 224H139V225H138ZM140 224H141L142 226H141ZM147 224H148V225H147ZM174 224H175V225H174ZM194 224H195V225H194ZM8 225H6V226H8ZM36 225H38V226L36 227ZM40 225H42V226H40ZM82 225H83V226H82ZM102 225H103V226L106 225V228H103ZM109 225H110V226L112 225L114 228H112V227L110 228ZM120 225H122V226H120ZM133 225H134V226H133ZM150 225H151V226H150ZM154 225H155V227H154ZM14 226H15V223H14ZM45 226L48 227V228H46ZM65 226H67V228H66ZM73 226H74V228H73ZM80 226H81V227H80ZM88 226H89V227H88ZM95 226H96V227H95ZM100 226H101V227H100ZM107 226H109V227H107ZM118 226H120V228H119ZM139 226H140V229H139ZM145 226H146V227H145ZM161 226H162V227H161ZM164 226H165V227H164ZM194 226H195V227H194ZM4 227H5V226H4ZM30 227H31V229H30ZM43 227H44V228H43ZM55 227H54V228H55ZM70 227L73 228L74 231L70 232V230H71ZM75 227H76V228H75ZM86 227H87L88 229H89V228H90V229L92 228L93 231H92V230L90 231V229H89V230L86 229ZM94 227L96 228V230H95ZM98 227H99V228H98ZM104 227H105V226H104ZM116 227H118L119 229L116 230ZM123 227H124V228H123ZM135 227H136V228H135ZM137 227H138V228H137ZM150 227H151V229L153 228L152 230L154 231V234H153V231H152L151 229H149ZM163 227H164L165 229H164ZM11 228H14V229L11 231ZM33 228H34V229H33ZM35 228H37V229L40 228V229H38V233H37V229H35ZM42 228H43V229H42ZM84 228H85V230H87V231H85V232H88V233H86V234H88V235H86V236H87L86 238H85V234H84V233H85V232H84ZM101 228H103L102 230H104V231H102ZM109 228L111 229L112 232H113V231H116V232H117V235H118V234H119V235H118V236H117V235L115 236V235H113L111 232L109 233ZM121 228H122V229H121ZM130 228H131V229H130ZM133 228H134V229H133ZM147 228H148V230H147ZM157 228H158V229H157ZM209 228H210V229H209ZM19 229H20V228L17 227V230H19ZM46 229H48V231H47ZM105 229H106V230H105ZM114 229H115V230H114ZM167 229H168V230H167ZM171 229H172V230H171ZM229 229H230V230H229ZM23 230H24V231H23ZM25 230H26V231H25ZM28 230H29L30 234H29ZM30 230H31V231H30ZM35 230H36V231H35ZM42 230H46L47 233H46V232H43V233H45V234H42V232H41ZM82 230H83V231H82ZM107 230H108V231H107ZM122 230L124 231V234H122V233H123ZM133 230H134V231H133ZM141 230H142V231H141ZM150 230H151V231H150ZM222 230H223V231H222ZM224 230H225V231H224ZM9 231H10V232H9ZM89 231H90V232H89ZM95 231H96V232L98 231V234H99V233H100V234L97 236V233H95ZM99 231H100V232H99ZM101 231H102L103 234H106V233L108 232V234H106V236L104 235V238H105V239L103 238L104 241L100 238L101 236L103 237V234L101 233ZM105 231H106V232H105ZM135 231H136L137 234L140 236V238H139L138 235H135V234H136ZM162 231H163V232H162ZM194 231H196V232H194ZM203 231H204V233H203ZM211 231H212V232H211ZM39 232H40V233H39ZM48 232H49V233H48ZM66 232H67V233H66ZM69 232H70L71 234H70ZM116 232H113V233L116 234ZM133 232H134V233H133ZM142 232H146V233H142ZM151 232H152V233H151ZM185 232H186V234H185ZM1 233H0V234H1ZM6 233H7L8 235H7ZM9 233H10V234H9ZM13 233H15V231H13ZM16 233H15V234H16ZM93 233H95V234H93ZM198 233H199V234H198ZM40 234H42V235H40ZM83 234H84V235H83ZM156 234H157V235H156ZM213 234H214V235H213ZM242 234H243V235H242ZM247 234L250 235L251 238H254V240H256V241H258V242L252 240ZM11 235H12V236H11ZM62 235H63V237H62ZM64 235H65V236H64ZM70 235H72V236H70ZM92 235H93L94 237H93ZM111 235H113V238H112ZM130 235H131V236H130ZM134 235H135V236H134ZM152 235H153V236H152ZM159 235H160V236H159ZM237 235H238V236H237ZM256 235H258L259 237L257 236V238H256ZM8 236H9V237H8ZM32 236H33V235H32ZM32 236H31V237H32ZM40 236H41V237H40ZM46 236H47V237H46ZM88 236H89V238H91V239H89ZM91 236H92V237H91ZM107 236H110V237H107ZM122 236H123V237H122ZM132 236H134V237L132 238ZM137 236H138V237H137ZM215 236H216V237H215ZM240 236H241V237H240ZM244 236H245L246 238L249 237V239L246 240ZM247 236H248V237H247ZM252 236H253V237H252ZM1 237H0V238H1ZM19 237H18V238H19ZM29 237H30V236H29ZM50 237H51V236H50ZM68 237H70V238H68ZM95 237H96V238H95ZM97 237H98V238H97ZM116 237H117V238H116ZM120 237H121V238H120ZM129 237H130V238H129ZM151 237H152V238H151ZM194 237H195V238H194ZM59 238H60V241H61V239H62V242L59 241ZM66 238H68V239H67L68 241L66 240ZM93 238H94V239H93ZM99 238H100L101 240H100ZM110 238L112 239V241H111V240H110V241L107 240V239H110ZM119 238H120V239H119ZM137 238H138V239H137ZM147 238H148V240H146ZM200 238L203 239L202 242H201V239H200ZM232 238H233V239H232ZM241 238H242V239H245L246 241L244 240L245 242H243V240H242ZM3 239H1V240L3 241ZM50 239H49V240H50ZM64 239H65L66 241H64ZM69 239H70V242H69ZM88 239H89V240H88ZM92 239H93V240H92ZM95 239H96V240H95ZM97 239L99 240L100 243L97 241ZM117 239H119V240H117ZM134 239H135V240H134ZM140 239H142V240L139 241ZM151 239H152V240H151ZM198 239H199V240H198ZM250 239H251V240H250ZM1 240H0V241H1ZM27 240L29 241V239H27ZM27 240H26V242L28 243ZM43 240H41V241H43ZM57 240H58V241H57ZM71 240H72V241H71ZM77 240H78V239H77ZM113 240H116V241H114L115 245H114V243H113ZM125 240H126V241H125ZM143 240H144V241H143ZM145 240H146V241H145ZM150 240H151V241H150ZM193 240H194V241H193ZM204 240H205V241H204ZM218 240H219V241H218ZM241 240H242V241H241ZM78 241H79V240H78ZM78 241H77V243H78ZM91 241H92V242H91ZM93 241H94V242H93ZM95 241H96V243H95ZM102 241H103V243H102ZM117 241H118V243H117ZM127 241H128V242L130 241V242L127 243ZM131 241H132V242H131ZM136 241L138 242V244H137ZM142 241H143V242H142ZM196 241H197V242H196ZM249 241H250V242H249ZM251 241L254 242L255 244L252 243ZM24 242H25V240H24ZM26 242H25V243H26ZM64 242H65V243H64ZM66 242H67L68 244H66ZM83 242H82V246L85 247V244L83 245ZM111 242H112V243H111ZM122 242H123V243H122ZM125 242H126L127 244H126ZM156 242H157L158 244H156ZM160 242H161V244H160ZM242 242L244 243L243 246H242V247H239V246L241 245ZM17 243H19V244H17ZM25 243H23V245H24L23 247H25V245H26ZM29 243H30V242H29ZM29 243L27 244V246L29 245ZM42 243H41V244H42ZM57 243L60 244L59 247H58ZM89 243H90V244H89ZM91 243H93L94 245L91 244ZM124 243H125V244H124ZM246 243H247L248 245H249V243H250V244H252L253 246H252V245L248 246V245H246ZM256 243L258 244V246H259V245H260V246H259V247L256 246V245H257ZM61 244H62V245H61ZM110 244H111V246H110ZM116 244H117L118 246H116ZM123 244H124V245H123ZM130 244H131V245L133 244V245H132L133 248H132V246H130L132 249L129 247V248H130V250H129L128 247H126V246H127V245H130ZM141 244H142L143 246H142ZM148 244L150 245V248H149L148 250H146V248L149 247ZM151 244H152V245H151ZM182 244H183V245H182ZM239 244H240V245H239ZM261 244H262V245H261ZM19 245H20V247L22 248V249H20V250L18 249V248H19ZM51 245H52V246H51ZM80 245H81V243H79V245H77L78 248H79ZM88 245L86 244V247H88ZM90 245H91V246H90ZM92 245H93V247H94L93 250L91 249ZM108 245L110 246L109 248H108ZM122 245H123V246H122ZM134 245H135V246H134ZM140 245H141V246H140ZM147 245H148V246H147ZM158 245H159V246H158ZM184 245H185V246H184ZM245 245H246V246H245ZM43 246H44V247H43ZM48 246L51 247V250H50V247H48ZM53 246H54V247H53ZM56 246H57V248H56ZM124 246H125V247H124ZM137 246H139V247H137ZM153 246H154V247H153ZM182 246H183V247H182ZM187 246H188V247H187ZM244 246H245L246 248H247V246H248V248H247V252H248V250H249L248 255H247V252L245 251L246 248H244ZM4 247H5L6 249H4ZM86 247H85V248H86ZM93 247H92V248H93ZM98 247H99V248H98ZM105 247H106V248H105ZM136 247H137V249H136ZM144 247H145V249H144ZM251 247H252L253 249H252ZM257 247H258V249H257ZM26 248H27V250H28V249H31V245H30V247H25V248H24V252H19V253L21 254V257L19 258V260L22 259V258H25L22 254H25L26 252H27L26 254H28V251L26 250ZM78 248H77V249H78ZM104 248H105L106 250H107V248H108L107 251H110V252H105L106 250H105ZM122 248H124L125 251H124ZM125 248H127V249L130 251V255H131L132 257H131L130 255H129V257H130L131 259L128 257V254H129V253H127V249H125ZM141 248H142V249H141ZM179 248H180V249H179ZM184 248L186 249V251L184 250ZM207 248L209 249V251H208ZM239 248H242L245 252L242 253L243 250H242V249H239ZM250 248H251L252 250H251ZM263 248H264V247H263ZM13 249H14V251H13ZM53 249H54V250H53ZM58 249H59V251H58ZM96 249H97V254H98V255L96 254ZM98 249L101 251V253H100V251H99ZM111 249H112V250H111ZM113 249H114V250H113ZM117 249H118V251H117ZM204 249H205V250H204ZM211 249H212V250H211ZM255 249H257L258 251H256ZM4 250H5V251H4ZM15 250H16V251H15ZM52 250H53V251H52ZM55 250H57L58 252L55 251ZM104 250H105V251H104ZM121 250H123L124 253L126 252L127 254H126V253L124 254L123 251H121ZM133 250H134V254L131 253V251L133 252ZM139 250H140V251H141V250H144V251L146 250L145 252L142 251V253H140V254L142 255V257H139V256H141V255H138V253L140 252ZM160 250H161V251H160ZM176 250H177V251H176ZM178 250H179V251H178ZM181 250H183V251L180 252ZM202 250H203V253H202ZM216 250H217V253H216ZM218 250H219L220 253L218 252ZM241 250H242V251H241ZM253 250H254V252H253ZM2 251H1V252H2ZM25 251H26V252H25ZM31 251H32V249H31ZM31 251H30V252H31ZM39 251H40V250H39ZM54 251H55V253H54ZM83 251H84V252H83ZM102 251H103V252H102ZM111 251H112V252H111ZM119 251H120V252H119ZM156 251H158V252H156ZM204 251H205V252H204ZM207 251H208L209 253H206ZM238 251H239V252H238ZM250 251H251V253H250ZM30 252H29V255L32 253V252H31V253H30ZM41 252H42V254H40ZM41 252H40V253L37 252L38 255H39V257H41L40 255H43V251H41ZM85 252H86V253H85ZM98 252H99L100 254H99ZM121 252H122L123 254H120ZM137 252H138V253H137ZM143 252H144V253H143ZM174 252H175V253H174ZM177 252H179L180 254L178 255ZM211 252H212V253H211ZM214 252H215V253H214ZM230 252H231V253H230ZM256 252H257V253H256ZM262 252H263V251H262ZM262 252H261V254H260V253H259V254L262 255ZM10 253H9V254H10ZM90 253H91V256H89ZM102 253H103V254H102ZM113 253H115V254H113ZM158 253H159V254H158ZM183 253H185V254H183ZM249 253H250V254H249ZM1 254H2V253H1ZM5 254H6V253H5ZM5 254H2V256L5 255ZM9 254H8V257H9V259H10L11 257H10ZM26 254H25V255H26ZM34 254H36V253L34 252ZM64 254H65V252H63V255H64ZM66 254H65L64 256H63V255L58 256L59 259H61V261L63 260V258H64V260H66V257H65ZM92 254H95V255L92 256ZM105 254H106V255H105ZM143 254H144V255H143ZM171 254H172L173 256H172ZM182 254H183V255H182ZM210 254H211V255H210ZM48 255L50 256V254H48ZM48 255L46 254L45 257H48V258L51 257V258H50L51 260L54 259V258L52 259V254H51L50 257H49ZM75 255H76V256H75ZM101 255H102V256H101ZM104 255H105V256H104ZM124 255H125V256H124ZM126 255H127V256H126ZM133 255H134V256H133ZM137 255H138V256H137ZM170 255H171V257H170ZM212 255H215L214 259H210V258L213 257ZM11 256H12V255H11ZM22 256H23V257H22ZM27 256H28V255H26V258H25V259H26V260H28V258L30 259V256H28V258H27ZM32 256H33V254H32ZM61 256H63V258H61ZM114 256H115V257H114ZM117 256H118V257H117ZM180 256H181V258H180ZM263 256H264V254L262 255V257H263ZM0 257H1V255H0ZM3 257H5V256H3ZM6 257H7V256H6ZM8 257H7V258H8ZM35 257H37V256H35ZM55 257H56V256H55ZM70 257H72V259H70ZM90 257H92V262H91V263L89 262V261H91V258H90ZM93 257H94V258H93ZM109 257H110V258H109ZM112 257H113V258H112ZM116 257H117V258H116ZM123 257H125V258H123ZM126 257H128V259H127ZM154 257H155V258H154ZM172 257H173V258H172ZM174 257H176V258H174ZM208 257H209V258H208ZM225 257H226V258H225ZM227 257H228V258H227ZM244 257H243V258H244ZM250 257H251V256H250ZM37 258H38V257H37ZM43 258H44V257H43ZM97 258H98V259H97ZM100 258H101V259H100ZM103 258H104V259H103ZM105 258H106L107 260H106ZM137 258H139V259H137ZM171 258H172V259H171ZM229 258H230V259H229ZM259 258H260V257H259ZM259 258H256V259H258V260H257L258 262H259V260H260V262H261L262 259H259ZM2 259H3V258H2ZM2 259H1V261H2ZM32 259H34V258L32 257ZM40 259H41V258L38 259L39 263H40L41 260H42V259H41V260H40ZM55 259H56V258H55ZM79 259H78V261H79ZM93 259H94V260H93ZM115 259H117L118 261L116 262ZM129 259H130L131 261H130ZM136 259H137V260H136ZM174 259H175V262H174V261H171V260H174ZM184 259H185V260H184ZM207 259H208V260H207ZM227 259H229V260H227ZM263 259H264V257H263ZM16 260L18 261V259H16ZM16 260H15V261H16ZM34 260H35V261L32 262V263H36V264H37V262H36V258H35ZM43 260H44V262H45L46 259L44 258ZM64 260H63L62 263L69 262V261H67V260H66V261H64ZM101 260H103V261H101ZM105 260H106V261H105ZM167 260H168V261H167ZM169 260H170V261H169ZM209 260H210V261H209ZM222 260H223V261H222ZM238 260H239V259H238ZM240 260H241V259H240ZM17 261H16V263H17ZM28 261L31 262V261H33V260H28ZM47 261H48V260H47ZM47 261H46V262H47ZM61 261H60V262H61ZM75 261H76V260H75ZM78 261H76L75 264H80V263H78ZM87 261H88L89 263H87ZM93 261H94V262L97 261V262L94 263ZM126 261H127V262H126ZM129 261H130V262H129ZM133 261H134L135 263H134ZM178 261H180V262H178ZM44 262H43V263H44ZM46 262H45V264H46ZM53 262H54V264H55V263H58V262H57V259L54 260ZM70 262H69V263H70ZM106 262H107V263H106ZM131 262H132V263H131ZM164 262H165V263H164ZM186 262H187V263H186ZM224 262H223V264H229L228 262H227V263H224ZM262 262H263V261H262ZM3 263H4V259H3ZM18 263H19V262H18ZM41 263H42V262H41ZM71 263H70V264H71ZM13 264H15V262H14ZM19 264H21V263H19ZM50 264H51V263H50ZM59 264H61V263H59ZM66 264H68V263H66Z\"/></svg>",
    "mask_w": 264,
    "mask_h": 264
}]
</instances>
